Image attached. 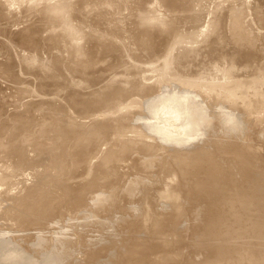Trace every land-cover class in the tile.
I'll return each mask as SVG.
<instances>
[{
  "label": "rangeland",
  "instance_id": "obj_1",
  "mask_svg": "<svg viewBox=\"0 0 264 264\" xmlns=\"http://www.w3.org/2000/svg\"><path fill=\"white\" fill-rule=\"evenodd\" d=\"M42 1H43V0H0V48H1V49H0V52H1V50H2V51H5V55H6V52L11 53V52H10L11 49H12L13 51H15L16 49L13 48V47H14L13 45H14V43L16 44V42H17V40H18L17 38H20V39L18 40V41H20V42H17V46H18V47H16V48H18V51H19V49L22 48V47H23L24 49L26 48L25 50L22 48V49H23L22 52L24 51V54H25V51L28 49V52H29V49H30L31 52L33 51L32 54L35 53V57H37V50H38V48L41 46V47L39 48V50L41 49V52L38 50V52H39L38 54H43V53H47V54H48L47 58H46V56H44V55H46V54H43V58H42V60H45V61H46V59L50 60V61L47 60L48 62L45 63L48 67L50 66L49 68H51V66H55L54 63H56V61H58L60 57H61L60 59H63V61H64V58H65V60H66L67 62H66V61L63 62L62 60H60V63H59V61H58L56 64L59 63L60 66H61V64H62V67L64 68V70H67V72L65 71V73L68 74V76H71L70 72H68V71H70L71 69H72V70H75V69H76V70L78 71V72H77V71L75 70L76 73H74V71H71V72H73L74 74H77V76H79L78 73L81 72V71L83 70L82 73L85 72V74H86V72L88 71L86 77L88 76L90 79H92V81H93L94 83H95V81H94L93 79H95L97 76H98V78H101V77H102V78L100 79V81H101V80L107 75V76L105 77L106 80L104 79L103 81H101V82L104 83L105 81L107 82L108 75H109V77H110V75L113 76V78L110 77V81H112L111 79H114V77L116 78V76H114V75H117V74L121 73V75H122L123 77L120 75V77H119L120 79L118 78V79L114 80V82L112 81V82H113V84H112L113 86H114L116 83H117V85H118V81H120L121 78L126 77L127 72H128L129 70H131V69H126V70H128V71L124 74V75H125V76H124V75H123V72H125V71H123V70H124L125 68L123 69L122 66H121V65H123V66L125 65V63L127 62L126 59H130V58H128V57H130V56H134V55L132 54L131 51L134 50V53L137 54V56H138L139 58H143V56H144V58H147V57H148L147 59H149L150 62L153 63L152 66H151L150 63L145 64V65H146V67H145L144 64H143V62L146 61L145 63H147L149 60L142 59V61H140L141 59H139L138 62H136V60L138 59V57L136 58V60L133 59V58H135V57H133V58L131 57V59L135 60V61H134L135 63H139V62H140L141 64H143V65H140V63H139V64H136V65H135V66H139V65L142 66V67H139V69H140V68H141V69L137 71L138 68H135V66H134L135 63H133L132 60H128L127 63H128L129 65H130V64H133L132 66L135 68V70H134V68H133V71H132V74H134V77H135V71H137V72L139 73V75L142 77L143 75L146 74L145 72L149 71V69L153 68V66H154V67L156 66L155 68H157V67H160L159 65H161V64H163V66H164V65H165V66L167 65V62L164 63L163 61H162L163 63H161V64L158 63L159 59H160V61H161L162 59H163V60L166 59L165 57H162L163 54H162L161 56H160L159 54H160V53H164V56H167V55L170 53L169 50H167V48H169V49L171 48V49H172V47H173V45H174L175 43H178V44H179V46H178V44H175V45H177V46H175V47H180L181 50H180V49L177 50V48H174V47H173L172 50L170 49L171 54L173 53L172 55L174 56V53H175L176 55H175V57H172V56L170 57L169 55H171V54H169V55L167 56V57H170V58H172V59L175 58L174 61H173L174 64L171 63V62H172V59L168 58V59H169V62H170V65H169V66L167 65V66H168L169 68H171L170 66L174 65V67H172V69H173V68H177V69H175V70L177 71V73H178L179 75H182V74H180L179 71H180L181 68H183V69L181 70L182 72H185V73L188 72V73H186V78H187V79H188V78H189V79H190V78L192 79V76H193V79H192V80H193L194 82H193L192 80H191V81H192V84L194 83L195 85L193 84V85H194V86H193V85L191 84V85H192V86H191V85L189 84V82H190V80H189V81H187V82H188L187 84H189V85H188V88H190L189 86H191V88H194V87H196V86L199 85V84H200L199 86H203V84H204V86H206V84L203 83L204 80H205V81H206V80H208V81H211V80H212V81H213V78H212L213 76H215L214 79L216 80V76H217V75H218V76L221 75V76H220L221 79H220L219 81L216 80V85L220 84V81L222 80L223 77H224V79H225V77H226L227 79H229V81H231L233 84H234V83L236 84V83L238 82L236 85H239V81H240V84H241V83H242L241 80H243L244 83H245L244 85H247L246 82L249 81V80L251 81V79H253V78L256 76L255 74H254L255 76L251 75V74H253L252 72H253V70L255 69V66L257 65L256 63H260V61H261V63L264 65V52H263L264 49L262 48V44H264V0H195V3H194V0H193V1H192V0H188L189 3H187L188 1H183V0H140V2H139V0H138V4H137V5H136L137 0H135V2H134V0H133V1H132V0H70V1H71L70 3L73 5V6L71 5V7H72V9L74 10V12L72 11V9H71L70 6L68 7V5H67V4L69 3L68 0H67V1L65 0V3L68 2V3H66L67 7L70 8L72 12H71V11H69V13L66 12L65 15H63V17L60 16V15H58V14L61 13V12L64 14L63 11H64V10L66 11V9H68V8L65 6V3H64V2H63V4L60 3V4H62L61 6H63V5L65 6V8H64V6L62 7V10H63V11H61V12H58V11H57L56 14H57L58 16H54V15H56V14H52V16H54V17H52V16H50L52 12H51L50 10H48V9H47V6L45 5L47 2H45V4L43 3V2L46 1V0H44L43 2H42ZM47 1H48V0H47ZM51 1H52V3H50ZM51 1L49 0V2H48L47 4H49V5L54 4V5H55L54 2L57 3V2L60 1V0H51ZM63 1H64V0H63ZM72 1H73V3H72ZM33 2H34V4H33ZM35 2H36V3H35ZM61 2H62V1H61ZM125 2H128V3H127L128 5H129V2H130V5L133 3L132 6H133L134 4H135V6H134V7H132V6L129 7ZM182 2H183V3H182ZM185 2L187 3V6H189V7H187L186 4H184ZM40 3H43L46 7H45L43 4L41 5ZM190 3H191V5H189ZM193 3H194V6H192ZM38 4H39L40 7L38 8L39 11L37 10V13H36L35 10L37 9V7H38L37 5H38ZM125 4H126L127 6H126ZM183 4H184V5H183ZM32 5H34V6L36 5V6H35L34 8H32V7H33ZM56 5H58V4H56ZM56 5H55V6H56ZM31 6H32V7H31ZM184 6H186V8H184ZM48 7H49V9H50L51 6H48ZM126 7H127V8H126ZM128 7H129V9H128ZM31 8H32V9H31ZM63 8H64V9H63ZM132 8H133V9H132ZM33 9H35V10H33ZM46 9H47V11H45ZM238 9H240V11H238V14H236ZM30 10H31V11L33 10L32 13L35 11L36 14H35V15L32 14V13L30 12ZM40 10H42L43 14H42V13L39 14V13H40ZM55 10H56V9H55ZM60 10H61V9H60ZM127 10H128V12H126ZM130 10H132V12H129ZM232 10L235 11V12L233 13ZM241 10H242V11H241ZM243 10H244V12H243ZM27 11H29L30 14H29V12L27 13ZM48 11H50V12H49V13H50L49 16H48V14H49ZM38 12H39V13H38ZM152 12H153V14H152L153 16H150ZM161 12H162V13H161ZM231 12L233 13V15H234V14H236V15L232 16V13H231ZM240 12H241V13H240ZM53 13H54V12H53ZM62 13H61V14H62ZM72 13H73V14H72ZM124 13H125V15H124ZM130 13H131V14H130ZM154 13L156 14V16L154 15ZM159 13H160V14H159ZM163 13H165V14H163ZM239 13H240V15H239ZM31 14H32V16H31ZM38 14L41 15V16H44V15H45V16L42 17V20H41V18H39L40 16H39ZM66 14H67V15H70V16H71V15H72V16L74 15L73 17H71V22H70L71 24L69 23L68 26H64V25L61 24V23L64 21V19H61V18H64V17H65V19H66V17H67L66 20H70V16H66ZM126 14H127V15H126ZM128 14H130V15L128 16ZM157 14H158V15H157ZM161 14H163V15H161ZM192 14H193V15L195 14V17H196V16H197V17H199V16L201 17V16H202V17H201V18H198V20H197V18H196V19H195L196 21H195V20L193 21V19H194L195 17L192 16V17H193V19H192V18L190 17V15H192ZM37 15H38V17H37ZM122 15H124V16H122ZM187 15H189V16H187ZM203 15H204V16H203ZM205 15H206V16H205ZM243 15H244V16H243ZM46 16H48L47 19H45ZM59 16H60V17H59ZM118 16H119V17H118ZM157 16H159V17H157ZM161 16H162V17H163V16H166V18H167V16H168V18H170V19H168V18L166 19L165 17L162 18ZM235 16H236V18H235ZM238 16H239L240 18H239ZM259 16H260V17H259ZM51 17H52V18H51ZM55 17H56V18H55ZM112 17H113V18H116V17H117V18H116V19H111ZM121 17H124V18H121ZM152 17H153V18H152ZM156 17L158 18L159 21L156 20ZM160 17H161V18H160ZM189 17H190L192 20H191ZM203 17H204V18H203ZM205 17H206V18H205ZM242 17H243V18H242ZM49 18H50V22H52V24L54 23L53 25H51V23L47 22V21H49ZM72 18L75 19V20H73ZM109 18H110V20H109ZM232 18H233V19H232ZM234 18H235L236 21H233ZM238 18H239V19H238ZM44 19H45V20H44ZM53 19H55L56 21H58V20L61 19L62 22L59 21V23H60V22H61V23L58 24V22H56V21L53 20ZM117 19H120L119 22H115V21H117ZM163 19H164V20H163ZM165 19H166V21H167V24H166V25H168V24H170V25H168V27L165 25L166 27L164 28V25H163L164 22H162V24H161V23H160V20L165 21ZM171 19H172L173 21H172ZM184 19H186L187 22H185ZM187 19H188V20H187ZM200 19H204V20H203V22H204L203 24L201 23L202 21H200V23H199V20H200ZM261 19H262V20H261ZM46 20H47V21H46ZM51 20H52V21H51ZM66 20H65L64 23H65V24H68V21H66ZM72 20H73L74 22H76V23L73 24ZM108 20H109V21H108ZM152 20H154V22H155L157 25L154 24V22H151ZM168 20H169V23H168ZM189 20H190L191 22H189ZM228 20H229L228 23H231L230 21L235 22V23L239 21V22H238L239 24L237 23V25H234V26H236V27H235L236 30H235V28H234V30H233V27H234L233 25H231V24L227 25V24H228V23H227ZM242 20H243L244 22H243ZM260 20H261V21H260ZM43 21L46 23V27H45V24H44ZM111 21H112L113 23H115V25H113ZM156 21L159 22V23H157ZM174 21H175V22H174ZM181 21L185 22V23H184V24H185V27H184L183 22H181ZM77 22L79 23L78 26L76 25ZM110 22H111V23H110ZM170 22H171V23H170ZM173 22H174L175 24H173ZM180 22H181V23H180ZM206 22H207V23H206ZM240 22H241V23H240ZM259 22H260V23H259ZM42 23H43V24H42ZM55 23L58 24L57 26H60V25H61V27L64 26V28H63V27H62V28L60 27V29H59V27H58V28L55 27L58 31L55 30V29L53 28L54 26H56ZM108 23H110V24H108ZM116 23H117V24H116ZM186 23H189V24H186ZM242 23H244V24H242ZM47 24H50V25H49L50 27L47 26ZM72 24H73V25H76V26H73ZM158 24H159V25L161 24L162 27H161V25H160V27H157ZM171 24H173L172 26H175V25H176V27L180 24V25L177 27L178 29L175 27V28H176V33L174 32V31H175V28L172 27ZM177 24H178V25H177ZM41 25L43 26V28H45V29L47 28V29L49 30V33L46 32L44 29H42V28H41ZM70 25H72V26H70ZM152 25H153V26L156 25L157 28H156V27H153ZM181 25H182V26H181ZM203 25H204V26H203ZM230 25L232 26V30L230 29V27H231ZM240 25H241V26H240ZM243 25H245V28H247L246 30H245V28L243 27ZM51 26H53V27H51ZM228 26H230V27H228ZM238 26H240V27H238ZM247 26H248L249 28H248ZM66 27H67V30L72 28L73 31H70V32L67 31V30L65 29ZM68 27H69V28H68ZM73 27H77L78 30H77V28L75 29V28H73ZM170 27H171V28H170ZM227 27H228L229 29H228ZM237 27L239 28L238 31H237ZM22 28H27L28 30L26 29L25 32H24V29L22 30ZM49 28H50V29H49ZM160 28H164L165 30H166V28H167V30H166V31L164 30L165 32H163V29L160 30ZM226 28H227V29H226ZM240 28H242V29H244V30H242V29H240ZM250 28H252V30H251ZM20 29H21V30H20ZM41 29L43 30V32H46V33H48V34L44 33V34H46V35L44 36V35L42 34L43 32L40 33ZM61 29L63 30V32H65L64 34H66V32H67V34H66L67 36L65 35L66 37H68V36L71 37V36H72V37H74V38H76V39L83 38V39H80L81 42H78L79 44L77 43L78 45L82 44L84 41H86L87 44L84 42V44H83V48H81V47L79 46V47L81 48V51H79V49L76 48V46H78V45H76V44H75L76 41H74V40H76V39H73V38H72V41L74 42V43H73V42H70L71 39L68 37L69 40H70V41H68L67 38H65V36H61V35H63L62 31L59 32V30H61ZM64 29H65V30H64ZM168 29H169L170 31H168ZM15 30H16L17 32H19V31H21V32H20V33H17V35H15V33H16ZM18 30H19V31H18ZM50 30H52L53 33L57 34V36H56L55 34H53ZM225 30H229V31L231 30V31L234 33L233 36L231 35L232 32L230 33L229 31H225ZM239 30H240V31H239ZM241 30H242V31H241ZM250 30H251V32H250ZM22 31L24 32V34H23L24 36H23V35H20L21 33H23ZM29 31L33 32V33L31 34V37H33V41H29V42H32V44L36 45L35 47H34V45H32L31 43L28 44V42H25V40L22 39L23 37H24V38H26V37L28 38V37H29V36H28V35L30 34V33L28 34ZM56 31H57V32H56ZM167 31L171 34V35L169 34L170 36L167 34V35H168V38H167V35H166V33H168ZM247 31H248V32H247ZM252 31H253L254 33H253ZM71 32H72L74 35H72ZM157 32H158V33H157ZM171 32H173V33H171ZM180 32H181V33H180ZM226 32H227V33H226ZM228 32H229L230 35H231V36H229L230 38L227 36ZM237 32H238L239 34H238ZM241 32H243V34H242ZM245 32H246V33H245ZM255 32H258V33H255ZM50 33H52V34H50ZM60 33H62V34H60ZM79 33H80V35H78V36H79V37H78L77 34H79ZM247 33H248V34H247ZM11 34H12V35H11ZM27 34H28V35H27ZM59 34H60L59 37H61V38L64 37V38L66 39V40H65L64 38L62 39V43H65V44H63V45H62L59 41L57 42V40H58L57 37H58ZM69 34H71V35H69ZM179 34H180V35H179ZM219 34H220V35H219ZM225 34H226V35H225ZM240 34H241V35H240ZM244 34H245V35H244ZM249 34H251V35H249ZM252 34H253V35H252ZM257 34H258V35H257ZM9 35H11V36H9ZM14 35H15V36H14ZM18 35H20L21 37H20V36L18 37ZM51 35H52V36H51ZM53 35H54V36H53ZM75 35H76L77 37H76ZM113 35H115V36H114L115 38L113 37ZM118 35H119V37H118ZM176 35H178L179 37H178V36L176 37ZM218 35H219V36H218ZM236 35L240 36L242 39H240V40H239V39H235V38H238V36L236 37ZM242 35H243V36H242ZM254 35L256 36V37H254V38H257V41H259L258 43H260L261 40H262V42H263V43H260L259 47H261V49L258 48L259 50H257V48H256L258 45H257V44L255 45V43H256L257 41H256L255 39H253V37H252V36H254ZM260 35H261V36H260ZM22 36H23V37H22ZM25 36H26V37H25ZM43 36H44V37H43ZM46 36H47L48 38H47ZM171 36H172V38H171ZM258 36H259V37H258ZM9 37H10V38H9ZM15 37H16V38H15ZM49 37H50V38H49ZM51 37L54 38L53 40H55V37H56L57 40H56L55 42H56L57 47H55L56 45H54V47H53V46H52V45H53L52 42H51V44H49L50 41H52V40H51ZM59 37H58V38H59ZM117 37L120 38V41H117V42L120 43L121 41H122V42L124 41L123 43L127 44V46H128L127 49H129V48L132 46V49H133V50H132L131 48H130V52H129V50H127V49H126L127 51L122 50V48L124 49V48H126L127 46H126V47H123L125 44L123 45L122 43H121V44H118L117 42H115L116 39L119 40ZM175 37H176V40H174ZM249 37H250V39H249ZM251 37H252V38H251ZM12 38H14V41H16V42L13 41V42H14L13 44H11V42H10V41L13 40ZM27 38H26V39H27ZM43 38H44V40H43ZM45 38H46V39H45ZM84 38H85V40H84ZM109 38H110V41H107V40H109ZM113 38H114V39H113ZM161 38H164V39H161ZM214 38H215V39H214ZM228 38H229V39L232 38V41H234V42L232 43L231 40L228 41ZM8 39H9L10 41H9ZM11 39H12V40H11ZM16 39H17V40H16ZM122 39H123V40H122ZM160 39H161V40H160ZM172 39H173V40H172ZM212 39L215 40L216 42L213 41ZM226 39H227V40H226ZM233 39H234V40H233ZM243 39L246 41V43H245V41H244ZM247 39L250 40V41L247 42ZM251 39L255 40V42H254V46H256V47H253V48H252V46H253V45H252V42H253V41H252ZM6 40H7V41H6ZM21 40H22V42H21ZM34 40H35L39 45H38ZM59 40H60V39H59ZM64 40H65V41H64ZM112 40H114V41H113V42H115L114 44L117 43L118 45H122V48H121V46L118 47L117 44H116V45H117L116 47H115V45L113 46V42H112ZM165 40H166V41H165ZM235 40H236V42H235ZM237 40H239V41H237ZM242 40H243V42H242ZM5 41H6V43H5ZM8 41H9V42H8ZM23 41H24V42H23ZM66 41H67V42H66ZM77 41H78V40H77ZM82 41H83V42H82ZM169 41H171V43H170ZM211 41L214 42V45H215L214 48H216L215 52H213V50H214V49H212V47H213L212 43H213V42H211ZM230 41H231V42H230ZM251 41H252V42H251ZM3 42L5 43V45L2 44ZM33 42H34V43H33ZM53 42H54V41H53ZM101 42H106V43H104V44L102 43L103 46H101V45H102ZM110 42H111L112 44H111ZM167 42H168V43H167ZM172 42H174L173 45H172ZM229 42H230V43H229ZM249 42H251V45H250ZM20 43H21V44H20ZM22 43H23V44H22ZM25 43H26L27 45H25ZM57 43H58V44H57ZM71 43H73V44H71ZM88 43H89V45H88ZM94 43H95V45H94ZM142 43H143V44H142ZM243 43H244V44H243ZM247 43H249V45H250V49L248 48ZM1 44H2V45H1ZM6 44H8V45L10 44L9 46H12V47L10 48V47H8V45H6ZM18 44H20V45H18ZM67 44H70V45H67ZM85 44L88 45V46H91L92 49H93V51H91L92 49H90V47L86 46ZM90 44H91V45H90ZM97 44H99L100 47H97V46H98ZM167 44H169L170 46L168 47ZM208 44H210V45H208ZM230 44H231V46H229ZM233 44H234V46H233ZM239 44H241V45H239ZM242 44H243V45H242ZM3 45L5 46L4 48H5L6 50L9 49L10 51H6L4 48H3V49H4V50H3V49H2ZM24 45H25L26 47H25ZM28 45H30L31 47H29ZM50 45H51L54 49H53ZM64 45H67L68 50L66 49V46H64ZM72 45H76V46H74L76 49H75L74 47H71ZM104 45H105V46H104ZM108 45H109V47H111V49L108 47ZM143 45H144V46H143ZM166 45H167V46H166ZM171 45H172V46H171ZM198 45H199V46H198ZM15 46H16V45H15ZM19 46H20V48H19ZM32 46H33V47H32ZM38 46H39V47H38ZM61 46H63V47H61ZM68 46H69V47H68ZM84 46L87 47L86 49H88V50H86V49L84 48ZM106 46H107V50L110 51V52H112V54L106 50ZM154 46H155V47H154ZM159 46H160V48L163 47V46H166L167 48H166V47H165V48L163 47V48L160 49ZM183 46H184V47H183ZM197 46H198V48H199V51L196 50V47H197ZM208 46H210V47L208 48ZM246 46H247V47H246ZM7 47H8V48H7ZM27 47H28V48H27ZM36 47H38V48H37L35 51H34L33 49H31V48H34V49H35ZM50 47H51V48H50ZM93 47H95V50H94ZM96 47H97V48H96ZM101 47H102V49H104V48H105V49H104V50H101ZM103 47H104V48H103ZM112 47H113V48H112ZM114 47H115V50H116V48H117V50H116L117 52H116L115 50H113ZM187 47H191V48L193 47V48L190 50V48L188 49ZM227 47H229V48H227ZM232 47H233V49H232ZM234 47H235V48H234ZM236 47H237V48H236ZM43 48H44V49H43ZM45 48H46V49H45ZM56 48H57V49H58V48H62V49L65 48L66 50H65V49H64V50L66 51V54L69 53L71 56H70L69 54H67V56H66L65 52H64L62 49H58V51H61V52L63 51L62 53L65 54V56H66L67 59H68V60H67L65 56H61L62 53L57 52V49H56ZM69 48H70V51L73 52V54H71V52L69 51ZM72 48L75 49L76 51H75V50H72ZM108 48H109V49H108ZM119 48H120L121 50H120ZM182 48H184V51L186 50L185 52H188L189 54H188V53L186 54L185 52H183V49H182ZM186 48L188 49V51H187ZM194 48H195V49H194ZM198 48H197V49H198ZM246 48H247V50H248V49H249V50L246 51ZM42 49H43L44 51H43ZM83 49H85V50L87 51V53H86V51H84ZM96 49H97V50H96ZM99 49H100V52H101L102 54L105 53V55H103L104 58H106L105 56L107 55V58H106V59H104L102 56H100V60H101V58H103V59L105 60L106 63H105L104 61H102L103 59L101 60L102 62H100V61L97 59V58H99V57H98L99 55H102V54H100ZM164 49H165V50H164ZM193 49H194V50H193ZM222 49H225L226 51H225V50H222ZM230 49H231V50H230ZM20 50H21V49H20ZM47 50L50 51V52L48 53ZM111 50H113V51H111ZM118 50H120L119 52L122 51L121 54L118 52ZM159 50H160V52H159V53H156V52L159 51ZM166 50H167V51H166ZM173 50H174V51H173ZM195 50H196L198 53H196ZM201 50H202V51H201ZM228 50L230 51V53H229V54H228V53L225 54L226 52H229ZM233 50H235V51H233ZM244 50L246 51L247 57L250 56L249 58H247V57H246V58L243 57V56L245 55V54H243ZM255 50H256V53H257V54H256V53L254 52L256 56H254V53H253V54L250 53V52L255 51ZM262 50H263V51H262ZM13 51H12V52H13ZM16 51H17V50H16ZM16 51H15L14 53H16ZM51 51H54V55H56V56H53V55H52L53 53L51 54ZM90 51H91V52H90ZM94 51H96V52H94ZM97 51L99 52V54H97ZM123 51H125V52H123ZM149 51H150V53L156 51V52H154V53H156V54H154L155 58L152 56L153 54L150 55L151 57H153V58H151V59L149 58L150 56H145V55L150 54ZM161 51H162V52H161ZM178 51H179V53L177 54ZM190 51H191L193 54L195 53V54H196L195 57H198V58H195V59L193 58V56H194L195 54H194V55L192 54V56H190V54H191ZM193 51H194V52H193ZM222 51H223V52H222ZM232 51H233V52H232ZM237 51H238V52H237ZM258 51H260V52L258 53ZM19 52H20V51H19ZM31 52L28 53V54L32 55ZM74 52H75V53L77 52V54H75ZM79 52H80V53L83 52V54H80ZM88 52H89V53H88ZM92 52H93V53H92ZM127 52H129V53H127ZM141 52H142V54H141ZM144 52H145V53H144ZM146 52H147V53H146ZM167 52H168V54H166ZM180 52H181V53H180ZM209 52H212L213 54H212V53L208 54ZM220 52H221V53H220ZM234 52H235V53H234ZM248 52H249V53H248ZM1 53L3 54V52H1ZM1 53H0V57H1V56L4 57V55H1ZM9 53H7V55H9ZM20 53H21V52H20ZM55 53H56V54H55ZM58 53H59L60 55H57ZM78 53H79V54H78ZM84 53H86V54L88 55V56H87V55L85 54L89 59L86 58V56L84 55ZM95 53H96L98 56H97ZM117 53H119L118 55H121V56H118ZM122 53H123V54H124V53H127V54H129V55H128L127 58H126V55H127V54H126L125 56H122V55H123ZM182 53H183V54L185 53L186 55H189V56L191 57V58H190V59H191V61H190V65H192V64L194 63V67L192 66L193 69H191V70H193V71L196 70V71H195L196 73L194 72V73H195L194 75H193V71H192V72L190 71L192 75H191L190 72L188 71V68H190L191 66H190V67H186L187 64H185V63H188L190 59H189L188 57H186V55H183ZM199 53H201V54H199ZM238 53H239V54H238ZM12 54H13V53H11V55H12ZM16 54H18V53H16ZM22 54H23V53L18 54V55H14V54H13L14 57H13V56H8V57H4V58L1 57V58H0V66H2L1 69L3 68L2 71H6V72H2V73H4L6 76H5L4 74H2V73L0 74V75H2V76H0V77H4V76H5V77H4V78H5V82H4V83H5V86H4V83L1 81L2 78H0V95H2V94L4 93L2 96L5 95V97H6V98H4V97L0 96V144H1V143H5V144L8 146V144H15V142H16V143H19V142H20L19 140H22V139H23V141L26 139V140H27V141H25L26 143L29 142L28 139H30L31 142H29V143H32V139H33V143H32V144H29L28 146H32V147H34V149H36V147H38L39 144H42V146L45 147V148H44V147H41V145H40L39 147H40L42 150L37 149V150H35V152H36V151H38V152L42 151L43 155L45 154L46 157H47V156H48L49 158L52 157L51 160H53V158L56 157V156L58 155V159H56V158H57V157H56L55 160H53L54 162L49 160V162H50V163H49L48 160H47L48 158L46 159L47 161L44 160L45 158L42 157L43 155H42V153L40 152V154L37 153V154H38L37 156H38V157H42V158H40V159H37L38 157L35 158V159H36V162L39 161V162L36 163V162H34V161H35V160L33 159L34 157H33V158H30V157H32V155H35L34 150L31 149V150L29 151V149H30L31 147H27V146H26L27 148H25V145H27L28 143L26 144L25 142L21 141V143H22V142L24 143V144L22 143V145H24V147L19 146V144H16V145H18V147L15 145V146L17 147V149L15 148V150H16V151L21 150V154H20V152H18L19 154L16 153V151H15L14 149H12L13 147H15L14 145L9 146V147H12L11 149H9V147H5V151H4V147H2L4 152L7 151L6 149H9V151H10V150H11L12 152L15 151L14 153H16V154H14V153H12L11 151H10L11 153H9V151H8L7 154H4V155H5V158H7V155L9 156V154H11V155H13V156H10L11 158H12V157H13V158H16V157H17L16 160L20 159L21 156H22L23 148L26 149V150H25V149H24V150H25V152H27V153H30V152L32 151L33 153H32V152L30 153V154H32V155L24 153V154H26L25 159L27 158L28 161H24V160H22L23 157H22V159H20V161H15V159H12V162H13V160H14L15 162H17V164H16V163H13V165H14V164H15V165L12 166V167H11V165L9 166V162H7V161H9V160H10V162H11V159H9L10 157H9L7 160H4V161L7 162V163H5L3 160L0 159V161H1L0 164L3 165V166H2L3 169H4V167H6V166H8L7 168H10V169H5L7 172L9 171L8 173H6V172L4 173L3 171H2L1 173H3V174H10V172H11V171H10L11 168H12V170H14V171H12V172L15 173L16 171H15V168H14V167L17 166L16 168L19 169L20 167L23 168V165L27 166V165H28L27 162H30L29 158H30L31 160H33V161H32L33 164H31V163H30V164L33 165V170H35V172H36V168H37V167H39V166H43V165L47 166V168H49V169L52 168L53 166H52V167H49V165L52 164V163L55 165L54 167H56V169H57V165H58V168H59L60 170H58V169H57V170H58L59 172H61L62 169L65 170V171H66V170H70V171L72 172V173H71L70 171H66V173H64L65 171H64V172H61V173L65 174V176L62 174L64 180L61 179L62 177H58V176L61 175V173H58V172H57L58 174L56 173V174H57L56 176H57L58 178H55V175H54V178H53V179H56L57 181L53 182L54 180L51 181V179H49V178H51V176H50V175L52 174L51 171L56 172L57 170H56L55 168H54V169H51V171L49 170V171H50V173H49V171H47V170H48V169H47V170H46L47 173H46V174H45V173L43 174V171H45V168H46V167H45V168H42V167L40 168V167H39V169L41 170V172H40L39 169H37V170L39 171V173H38V172H37V173L34 172L35 175H37V177H39V176H40L39 174L42 173L41 178L43 179V177H42L43 175H44V178H45V179H43V180L53 182V183H52V186H51V184H47L48 182L46 183L48 186H47L46 184H44V185H43L44 187H42V188H44L45 190H44V189H43V190L40 189L41 193L39 192V189H38V188H41V185L38 184V183H40V182H39V181H38V182L36 181L37 179H40V178L35 177V175L33 174V170H32V168H30V170H29V168L27 167V170H28L30 173L32 172L31 175L33 174L34 176H33V175L31 176L29 172L27 173V171L25 170V168H24V169L20 168L19 170L16 169L17 172H18V171H19V172H18V173L16 172V174L13 173V174H14V177H13V176H10V175H13V174H10V175H3V174H2L3 176H6V179H7V180L10 179L11 186H12V187L14 186V188H16V190H13V189H14V188H13V189H10V191H9V188L7 189V187L9 186L8 183H10V182H9V181H5L4 179H2V178H1L2 175H1V173H0V178L2 179V181L4 180V181L6 182V185H5V182H4V181L2 182L1 179H0V181H1L0 186H1V184L3 183V184H2V189L0 188V191H3V192L0 194V198H1V199L4 198V197H3L4 195H6L7 198H8V199H7V198L5 197V202H4V200H3V202L0 200V202H2L0 205H2L3 203H6V202H10V203H6V204H9V205L12 206V207H11L12 210L9 209V210H11L12 212L9 211V210H7L6 213H5V211H6L7 207H8V205L5 206V204H4L2 207L0 206V208H1V209H0V213H1V214H0V217H1L3 214H4V215L6 214V217H5V216H2V217H5L4 219H5L6 221H4V222L7 223V224L10 223V222L12 223V221H10V220L8 221V219L12 218V220H13V219H15V218H13V217H15V216L17 217V215H15V213H16V212L18 213L20 210L18 211L16 208H19V207L22 206V205H20V204H21L22 202L25 201V199H23V198H25L24 196L27 195V194H25V195H23L22 193H21V194H18V195H20L19 198H18V196H12V195H13V194L17 195V194H16V193H17L16 191H18V190L21 189V190H25L24 192H28V195H27V196H29V195L32 196L31 193H29V191H30V188H29V187H31V186H30V185H27L28 183L26 184L24 181H22V180H24L25 177H26V179H28V178L30 177V179L32 180V183H34V182L36 181L37 184L40 186V187L38 186V188H37V187H36V184H35L36 189H38L37 192H36V191H35L36 189H35V187H33L34 185L31 183L30 179L27 180L28 182L30 181V183L33 185L31 189L34 188V190H33V191L31 190V191H32V192L35 191V195H36L38 192H39V194H38L39 196H40V195H44L43 197H42V196H41V197H36V196H37V195H36L35 197H36V199H38V201H39L40 198H42V199L44 198V200H42V199H40V200H42L43 202H44V201H47V202H48L52 197H56V196H57V195L55 194L56 192H57V193H58V192H61L62 195L64 194L63 196L61 195V196L56 197V200H55V201H54V198H52L53 201H52V202H49V203H51V204H50V207H49L48 203L44 202V203H46L45 205L48 206V207H46V209H47V208H50L51 210H50V209L44 210V209H45V205H44L43 202H40V203H43V205H44V206H43L44 208L41 207V209L43 208V209L41 210L39 207L42 206V204H40L39 202H37V200L35 201V200H34L35 198H33V197H34V196H33V197H32V198H33V201H35V204H36V205H34V207H35L34 209L36 210V207L38 208L37 210H39L38 212L41 214L40 216H38V212H37V210H36L35 213L33 212L34 210H33V211L31 210V209H33V208H32L33 203L31 202L32 205L29 204V203H30L29 201L32 200L31 197H30L31 199H29V197L27 198V196H26V200L29 199V200L26 201L29 205H27L26 202H25L26 204H25V203H22L23 206H24V208H23V206H22L21 208H22L23 210H25L26 213H27V210H31V211L33 212V214L37 215V217H41L43 214L45 215V214H46V211H49V213H51V212L54 213L53 215L56 214V215H55L56 217H54L52 214H50L51 216H53V220H54L55 222H54L53 220H52L53 222H51V220L48 219V218L50 217V215H48V216L46 215L47 217L44 216L43 218L41 217V221H42V222H44V221H47V222H48V221H49V223H51L50 226H49V223L47 224V223L44 222V224H43V223L40 222V220H39V222H40L41 224H43L44 227H45V224H46V226L48 225V228L45 227L46 230L44 229V231L42 232V233H43V234H42V237H39V236H41V235H38V231H37V230L42 229V225H39V222H37V221H38L37 217L35 218V219L37 220V221H36L37 223H36L35 220H34V217H33V218H31V217H27V216L25 217L24 215H26V214H23L24 211H23L22 209H21V210H22L23 212H22V213L19 212V213H21V214H18V217H17V220H18V221H19V219H21V218H19V217L21 216L22 218H25V219H26V221L23 222V224H24V223H28V222H30V219H31V221L34 220L33 222H35V224L41 226V227H38L39 229H37V230L34 229V226H32L33 228L30 226V228H32V229H28V232H29V230H31L32 234H31V233H30V234H31L33 237H34V236L37 237L35 240H34L35 237L32 238L31 236H29L30 234H29L28 232H26L27 230L24 231V228H23L24 226L21 225L20 222L17 221V223H20V224H19V227H20V228H23V229H20V230H21V231H20V230H18L17 228H15V227H18V226H15V225H14V224L16 223V219L13 220L14 223H12V226H14L15 229H14V228H12V229L15 230V231L18 230L17 232H20V233H21L22 231H23L24 233L26 232L27 234H29V235H28V236H29V239H28V236H26V235H22V237L25 236L24 239H23V238L20 236V234L17 233V232H16V235H15V233L11 230V226H10L11 224L8 226V225H6L5 223H3L4 226H6V228L3 227V226H1V229H3V228L6 229V230H3L4 232L6 231V233H7V231H9V232L6 234L8 237H10L11 234L15 235L14 237L11 235V236L13 237V242L10 243V244H11L10 246L12 247V248H11V247H10V248H11L12 250H14V248H13L12 245H16V247L18 246V248H19L20 244H19L18 242H19V240H20L21 238H22L21 240H23V242L21 243V246H20L21 249H19V251L22 250V248H23V251L25 250L24 247H25V245H29L28 243H29L30 239H31L32 244H30L29 246H26V247H25L26 249H28L30 246L32 247V245H33V247L35 248L36 246H34V244H35L36 240H37L38 238H41V240H42L43 236L45 237V238H43V240H44V241H42L43 243H41V244H43V245L40 246L39 243H36L35 245H37V247H39V246H40V247L37 248V249H34L35 251L32 249V251H34V252H33V253L31 252V256H32L33 259H35V258L33 257L32 254H34V253H38L37 251H39V252H41L40 255H42V256L44 257L45 260H43V257L40 256L39 253H38V256H40V257H38L37 254H35L34 256H37V257H36L37 260H36L35 263L33 262L32 264H38L37 261H41V260H42V261L39 262L40 264H41V263H42V264H47L48 261H49V264H50V262H51V260H52L51 256L54 257V256L57 255V253H58V256H56V257H57V259H56V260H57V263H56V264H73V263L75 264V262H77V264H78V261H79V264H80V263H81V264H83V263L86 264V263H87V262H86V261H87L86 259H88V262H89V260L92 258V256H91L92 254L89 253V252H90V249H91L90 242H91V245H92V242H93V244H94V243L96 244V242H97V241H93V236H94V238L96 237V239H94V240H98L100 244H99L98 246H95V244L92 245V249H91V250L93 251V249H96L97 247L100 249V247L103 246V248H101V250L103 249L102 251H104L105 253H106V252H109V253H110V250L113 249V250L111 251V252H113V254H112V253H110V254H109V253H106V254H108L109 256H113L112 258H114L115 256H118L117 259H116V258H114V259L117 260L118 263H120V261L122 260V259H121L122 255H123V256L126 255V254L124 255V253H125L126 251H128L129 244L132 242V241H130V238H129V237H133L132 240H133V241H136V240H138L139 238H138V239H135V240H134V238H137L138 236L141 235V234L139 233V231H140L141 228H138V227H140L139 222H141V221L136 220V219H139V218L142 219L143 217L145 218L146 215H148V213H149L150 215H151V214L153 215V213H154V215H155V211H156V216L159 215V212H161L162 214L164 213V215H165V210L167 211V209H164V208H165L164 206H166V208L170 206V207L168 208V211H167L168 213L166 212V213H167V214H166L167 217L164 216V215H162L161 213H160L161 215H159V217H160V216H161V217L164 216L165 218H168V217L171 218L170 215H169V214L171 213L170 211L174 212V211L172 210V209H173L172 207H175V209H176V204H177V203H176V204L174 203V204H175V206H174V204H172L174 200H173V198H171L170 196H174V197H175V196H179V194H177V193H181V192H179L180 190H178V189H181V188L184 189V191L186 190V191H185V194H184V191L181 189L182 192H183V193H181V194H183V196H184V198H183L184 201L181 199V198L183 197L182 195H181V196H182L181 198L178 197V198L180 199V201L183 202V203L181 202V204L184 205V204H186V202L188 203L189 201L192 202V204H194V201H193V200H191L189 197L186 198L185 195H187V194H188L187 191H189V189H186V188H187V187L190 188V186L193 184V183H192V179H191L192 176H193V177L195 176L194 178H195V179H198L197 175H199L200 173L194 174V172L196 173V171H194V172H193V175L187 174L186 177H187L188 175L191 176V177L188 176L189 179H187L188 177L185 178L186 180H188V181H186L185 179H181V178H183V175H182V177H180V175H177V174H178V172H177L178 170H177V169H175V171L173 170L175 166H178V164H179V165H182V163H184L183 161L181 162V160H180V158L183 160V156L180 157L181 153L183 152V150H181V147H183V148H184V147H185V148L187 147L186 149L184 148V153H185V150H187V149H188L187 152H189V149H190V150H195V152H194V151H190V152L187 153V154H190V153H194V154H196V152H197L198 154H199V153H200V154H205L206 152H208V151L206 150V152L203 153V151H205V150H204V147H205V146H207L208 148H207V147H206V148L209 149V150H210V147H212V146H215L214 148H216V146H218V147L216 148V151H217V152H214V153H213V151H215V149H212L213 151H212V153H210V154H217L218 156L215 155V156H216V159H218V161H219V158H220V163H221V158L223 157V153H224L225 148H227V145H226V146L224 145V143H225L226 141H221V142L219 141L220 144H221V147H222V150H221V147L219 146L218 141L216 140L217 137H218V140H222V139H224V140L229 141V143H230V144H228V142L226 143V144H228V150L226 149V151H225V153H224L225 155H224L222 161H225V160L227 161V159H228V160H229V159L232 160L233 157H235L234 154H233V157L231 156L232 158L229 157L230 155H232V154H231L232 152L234 153V151H237V150H238L236 147L234 148V146H237V147L239 148L241 145H246V144H247V146H244V147L241 146V147H242L243 149H244V148H247V147H248V149H251L252 146H251V148H250L248 144L254 141L253 143H251V144H253V147H254L253 149H255V147L257 148L258 151L261 149V150H260V153L256 152V153H258V154H255L257 157H256V156H254V157H256L257 159H260V158H261L262 160L264 159V147H260V146H264V139H263V138H264V135H263V134H264V130H263V129H264V118H263V119H260L261 116H263V115L260 114V112H261V111L264 112V107H263V105H264L263 102H264V101H263V99L260 97V95H261L262 93H260V95H259V93H255V91H256V90H254V89L256 88V87H255V88H252L251 90L249 89V93L252 94V91H253V93L255 94V96H252V97L250 98L247 94L244 95V94L246 93V91H248L247 88H248L253 82H256L257 80H260V79H258V78H261V77L264 75V74L262 75V73L264 72L263 70H262V73H261V74H260V73H259V74L256 73V72H258V71L261 72L260 69L258 70L259 65H260L261 63L258 64L257 71L254 70V72L256 71L255 73L257 74L258 77L256 76L257 78H254V81L252 80L251 84L247 85V87H246V86H243V85H242V86L239 85L240 87H245V88H246V89H244V90H246L245 93H244V92L242 93V90L239 91V89H238V91H239V92H238L235 84H234V85H235V87H234L233 84H232L231 82L229 83V81H227V83H226L225 81H226L227 79H226V80H224V79L222 80V81H224L225 84L228 85V87L231 88V86H233L234 89H230V88H229V89H230V92L234 90V91H233L234 93L236 92V93H239V94H240V95L237 94L238 96H237V95H235V96H237V97H241V95H242V97L245 96V98H246L247 100H248V97H249V99H250V100H248V101L245 99V100H246V101H245L246 104H244V103H243L244 100L242 101L241 99H239V98H237V97H234V95L232 94L233 92H231V94H230L229 92H228V93H225V95H228V94H229V98H230V99H226L227 101H228V100H231L233 103H236V102H237V105H238V104H239L238 100H239V101H242V103H243V104L240 103L241 105H246V106H247V107H243V106L239 105V106H241V108H240L239 106H237L238 111H236V112H235V111L230 112L229 110H227V112H229V113H234V112H235V114H236V115H233V114H232L233 116L230 117V118L228 117V115L230 116V114H228V113H224V112H223V111H226V110H225L226 107H230V106H226V107H225L224 104H223V102L225 101V103H226L227 101H226L225 99L223 100V97H220V96H219L220 92H223V93H224L225 91L227 92V90H225V88H226L225 85H223L224 83L221 82L220 86H221V85L224 86V87L221 88V87L215 85V81H213L214 83H213V82H212V83H209V82L206 81V83L210 84V87H211V84H213L214 86H212V87H214V88L217 87V90L221 88L222 91H219V90H218V94H217V95H218V97H219V100H218L217 95L215 94V91H213V92H214V93H213V94H214L213 97H214L215 95H216V97H217V99L214 97L216 100L213 99V101H215V102H213V101H211V100H212V96H211V94H208V93H211L212 91H208V89H210V88H208L209 86H207V88L205 87V88L203 89V92H205L206 89H207L208 93H207V91H206V93H207L209 96H211L209 101H211L212 103H209V105H208V104H207V101H208V100H207V101L205 100V101H203V102L201 101V102L204 103V104H202V103L200 102V105H203V107H205V108H204V111H205V112H206V110H209V111L206 112V113H209V112H210L209 114L211 115V111H213V110L215 111V110L217 109L214 103H216L217 100H218V102L216 103L217 105H220V104L222 103L223 105H220V106H221V107H224V109H223V108H220V110H216V111H218L219 113H217V112H216V113L214 112V113H215V114H218L216 117H219V119H222V120H223V121H221V122L224 123V126H226L225 124H227V120H226V119H225L226 122H224V121H225V120H224V117H225V118L228 117V118H227V119H228V122H229L228 124L231 123V124H230L231 126L227 124V127H229L228 130H230V132H229L228 130H225L224 126H222V128H223V129H222V128L218 125V124L220 123V122H219L220 120L217 119L216 117H214V118H215L214 121L217 122V120H219V121H218L219 123H218V122H217V123H216V122H213V123H215L216 125H214V124H212V125H214V126L211 125V123H210V122H211V121H210L211 118H210V117L215 116V114H214V115L212 114L213 116H210V117L208 116V119H207V118H206V117H207L206 115H209V114H206V113L201 112V113H203L204 115L206 114V115L204 116V118H206V119H204V118H202L203 116H202L200 113H198V114L195 113V111H196L197 109L192 110V109L195 108L194 106H198V107L200 106V105H198L199 103L196 104L197 102L200 101V99H201V100H202V98H203V99H206V98L209 99V96L206 95V97H205L203 94H206V93L201 92V91H202L201 89H202L204 86H203L202 88H201V87L196 88V89H198L197 91H194V89H191V90H192V91H191V90L188 89V88H185V89H184V87H187L186 82L184 83V81L187 80L186 78L183 77V76H184V73H183V76H182V79H181L182 81H179V84H177V83H175V82L178 81V80H179L178 77H181V76H178L176 73H175V74H172L173 71H174V69H173V71L171 70L172 72H169L170 70L168 71V70L166 69V68H168V67H166L165 69L163 68V69H162V73H161V68L156 69V72L160 70L159 74H158V72H157V73H156V72H155V73L153 72V73H154V74H153V73H152V70H150L151 73L148 74V73H149V72H148V73L146 74V75H148V76H143V77H147V78H143V77H142L143 79L146 80V81L144 80V82H147L148 78L151 79L153 76H154L153 78H157V77H158L159 80H160V79H161L160 76H161V75H162V76L165 75V74L167 73L166 71H168V72H169L168 74H170V73L172 74L171 76H170V75L168 76L167 74L165 75V76H167V81H168V82H167V81H166V82H167L168 84H167L166 82H164L166 85H165V84H162L163 82H162V83L159 82L158 79H157V80L152 79L151 81H148V82H156V81H157V83L159 82V83L162 85L163 88H160V89H158L157 87H156V88L153 87V88H154L155 90H156V89H158V90H161V89H162V91H158V90L155 91V90H153V88H150V89H149V87L147 88V86H149V83H141L140 86H139L138 88H143L145 84H146V85L148 84L147 86L145 85V87H144L145 89H147V90L149 89L148 91L152 90L153 93L157 92L158 95H159L160 97H163V96L166 95V94L164 93V92H165L164 89H167V90H168V86H169V90L173 91V90H175V89H171L170 86L174 88V87H176V84H177L178 86H179V85H180V86H183V89H181V91L183 90V91H182L183 93H181L182 95H184V92H187V93L190 95V97H188V94L186 93V97H184L185 95H184V96L181 95V96L184 97V98H187V97H188V100L191 102V104H189V107H193V108H191V109H189V110H190L191 112L195 113V114H193V115H196V114L199 115V114H200L202 117H200V115H199V117H200V119H198V122H199V123L197 122V118H199V117L196 116V117H194V120H192L193 122H189V125H190V126H187L188 123L185 124V127H189V128H191V129H193V130L188 129V130L186 131L187 128H185V130H183L184 127H182V133L185 132V131H186V132H189V130H190L191 133H194V132H195L196 134H198V132H196V129H198V131H200V129H202L203 131H202V130H201V131L204 132V131H205L204 129H206V128H207V130L209 131V130L211 129V126H212V129H213V128H217V127L219 128V129H217V133H216V129L213 130V131H214L213 133H214V134L216 133V138L210 136V135H212V130H210L211 132H210V131H209V132L206 131L207 134L209 133V136H208V137H207V134L204 133V135L206 134V135H205L206 138H209V137L212 138V139H207V144H206V138H205V137L202 138V136H200V134H203L202 132H201V133L199 132V135H198V136H200V137H198L197 135H194V134H193L195 137H196V136L198 137V139H196L197 137H196V138L193 137V139H195L194 142H193V143H194V145H193V143L190 142V138H191V140H192V136L190 135V134H191L190 132H189L190 134H189V133L186 134V132H185V134H186L185 136H187V137L184 136L186 139L183 140L184 137H183L182 139H181V137H182L184 134L182 135V133H181V127H177V128H176V127H175V128L172 127V128H170V129H172V130H169V128H168V127H169V124L166 123L167 121L169 122L168 119H170V118H172V117L174 116V114H172L173 112H171L170 109H172V107H173V105H174V103H172V102H176V101H177V98H179V96H177V95L180 94V93H177V92H181L180 90H178V91H173L174 94H175V92L177 93V94H175L177 98H176L175 96H170L173 92H170V94H169V91L166 90V91L168 92V93L166 92V93H167V96H166V97H168V96H170V97H168V98H165V97H164L163 100L166 99V101H167V99L170 98L169 100H172V101H170V102L168 101V103H169V104L171 103L170 105H172V107L169 106L170 109H168L167 106H168L169 104L166 103V101H164V102H165L167 105H165V103L162 104V105H163V108L166 107V109L170 110L171 113H170L168 110H167V111H164V110H166L165 108L162 109V110H163V113H162V110L159 111V109L162 108V105H160V104H161V98H160L159 96H153L154 98H151V97H152L151 95H155L156 93H155V94H151L152 92H148L147 90L144 91V90H141V89L139 90V89L137 88L138 91H140V92L142 91V92H141V94H138V93H137L138 96L136 95V100L141 101V97H142V99H144V101H145V102H144L143 100L141 101V103H143V105H144V103H146L147 100H149L150 98L153 99V100H149L148 103H146L147 106H145V107L143 108V105H141L140 102H139L140 105L138 104V101H137V104H138V105L136 104V102H135L136 100L134 99L135 97H134V98H131V96H130V97L126 96V98H124V97H125V96H123L124 93L122 94V93L120 92V91H122V89H120V90H118L119 88L117 89V87H119V86L122 87V86L124 85V87H126V88H128V86H129V87H130L129 89H126V88H125V89H126V91H129V93L131 92L132 97H133V96H135L134 94H136V93L134 92V90L136 89V86L134 87V85L137 83L136 81L139 80L140 82H143L142 79H140L141 77L138 78V79H136V81L133 79L134 77H133V78L130 77V78H132L131 81L134 80L133 83H132V85H133L134 83H135V84H134L133 86H132L131 84H130V85H127V82H128V84H129V82L131 83V81H129V78H127V82H126V83L123 82V81L126 80V79H124V80L122 79L121 84H123V83H124V84H123V85L116 86V92H120L121 95H119V93H117L119 96H115L114 94H115L116 92L113 91L111 94H109V96H107V94L103 96V97H106V96H107V97L110 98V95L113 94V95H112L113 100L116 99V98H118L119 100H120V99L122 100V98H123V100H124L123 103L125 102L126 104H123V103L121 102V100H120L119 102H121L122 104H121V103H120V104H117V101L115 102V100H114V102H113V100L111 99L112 97L110 98V99L112 100V101L110 100V104L108 103V102H109V98H108V99L105 98L106 100H108V102L106 101V102H107V103H106V102L104 101V98L101 97V96L104 94V92H106V90H105V89L98 88V86H95V85L101 84L100 86L102 87V85H103V88H105L104 85H106V84H105V83H104V84L101 83L99 80H98L99 82L97 81V82L95 83V85H94V83H93L92 81H91V83H93V84H90V82H88L90 85H88V83H85V85H86V84L88 85V87H87L86 90H85V89H80V87H83V86H84V79H85L84 77H85V75H82V76L80 75L81 77L84 76V77H83V78H84L83 81H81V82H83V83H81L82 86H80L79 84H76L77 82H75V80H74V81L72 80V78H73L75 75H73V77L71 76V79H70V77H69L68 79L70 80L71 84H72V82H74L77 86L79 85V87H77L76 85L73 86V84H72V89H73V87H74V89H76V87L79 89V90L76 89L77 91L75 90V91H76L75 93L78 94V93H79L78 91H80V90H84L83 93L81 92L82 94L80 93L81 95H83L85 91H88L89 94L92 93V92H94V93H92V94H93V97H94L96 94H97L98 96L100 95L99 97H100L101 99L99 98V100H101V101H99V102H100V103H101V102H105V104H106V105H105L104 103H101V105L104 104L106 107H107V104L109 105L108 108H107L108 110L106 109V107L104 108V106L101 107V106H100V103L98 102V100H97V98H96V97H98L97 95H96L95 98H92V99H93V100H92V99H91L92 95L90 94V95L88 96V94L85 92V94H86L87 96H85V94L83 95V97L85 96L84 99H81V100H83V102H82L81 100H80V101L78 100L80 103L83 104V105L81 104L82 106L79 105V106H80V109H79L78 106H77L78 108H74V107H73L74 110L77 109L76 111H79V112H76V113H80V112H84V113H85V110H87V108H88V110L90 109V110H89L90 113H95V112L93 111L94 108H95L96 111H98V112L100 111L101 108H102V109L104 108V109H105V110H104V113H106V111H107V113H106V114H104V113L101 114V113H100V116H101V117H100L99 115L97 116L98 118L100 117L99 119H97L98 121H95V120H96L95 118H97V117L93 116L94 114H86V116H87V115H90V116H92V117H95V118H94L95 120H93V121H95V122H99V123H101V121H102V123H103L104 125H105L104 122L106 121L107 124L105 125V127H104V125L101 123L100 126L103 125V126L101 127L102 129H103V128H107V125L109 124V125H108V126H109L108 128H111V127H112L111 129H112L113 131H117L118 129H121L122 132H124V133L126 132L125 134L123 133V137H122V135L120 136L118 132L115 133V132H113L112 130H110V129H108V128H107V129H108L107 131H105L106 129H105V130L103 129V130L105 131V134H104V131H103V133L101 132L102 130H99L101 133H99V131H98V133H95V132H93V130L97 132V130H96L95 128H99V129H100V126H99V124H97V123H96V126H95V125H94L95 123H93V125H94L95 127L92 128V127H93V126H92V122H93V121L91 120V119H93L92 117L89 116V117L85 118V114H84V117H83V114H82V113L79 114V115H81V117H83L82 119H81V117H80L78 114H76V113H75L76 116H78V117H80V118H77V117L75 118L73 115L71 116V114H74L75 111H74L73 109H70V108H71L70 103H71V104H72L73 102L75 103V100H76V98H77V97H76L77 95L74 93V91H73L74 89H73V90L71 89V87H70L71 84L68 85V82H67V84H66V81H68V80H66V79H67L66 77H68V76H64V75H65V74H64V71H62V72H63L62 75H63L64 79L62 78V75H61V73H60V70H58V69H60V68H62V67L59 66V68H58L57 65H56L54 68L48 70L49 68L46 69L47 67L45 66V64H44V66H43V63H44L45 61L41 64L42 61L40 62V61L38 60V63H39L40 65H42V69H43L44 67H46V68H45V69H46V72H44V69L41 70V67H36V66H35V68L32 69L30 64H31V62H32V58H34V57H33L34 54H33V56H29V57H31V60H30L28 57H26V58H28V60L30 61V64H28L30 69L28 70V65L25 66V63H23V62H20V64H19L20 66L17 65L18 63H16V61L19 62V61H21V59H20L19 61H18L17 59H16V61H15V59H13V60L11 59L12 57H13V58H16V56L19 57V58H21L20 55H22ZM24 54H23V56H24ZM26 54H27V52H26ZM28 54H27V55H28ZM92 54L95 55V56L93 57ZM108 54H109L110 56L112 55L111 58H110V56H109ZM113 54H114V55H113ZM140 54H141V55H140ZM179 54H180V56H179L180 59L177 57ZM203 54H204V55L208 54V55H209V56H208L209 58L206 57V56H204ZM211 54H212V56H211ZM217 54H218V55H217ZM241 54H242V56H241ZM248 54H252V55L254 56V57H252V58H255L256 61H258V62H255V61H254L255 59L253 60V62H254V66H253V64H250V63H253V62H252L251 60H248V59H251V55H248ZM68 55H69L70 57H69ZM72 55L74 56V59H75V60H74L73 58H71V57H73ZM80 55H83V58H85V59L83 60L82 57H79ZM90 55H91V56H90ZM115 55H116V56H115ZM181 55L184 56V59L187 58V59H186L187 62L184 61L183 56L181 57ZM221 55H222V56H221ZM226 55H228V56H226ZM236 55H240V56L237 57ZM23 56H22V57H23ZM25 56H26V55H25ZM77 56H78V57H77ZM84 56H85V57H84ZM113 56H114V57H117V58H114V60L116 59L117 61H116V60H115V61L113 60V58H112ZM135 56H136V55H135ZM159 56H160V58H159ZM41 57H42V56L39 55L37 58H40V60H41ZM48 57H50V58H48ZM75 57H76V58H75ZM92 57H93L94 59H93ZM95 57H96V58H95ZM118 57H119V59H118ZM120 57H121V58H120ZM123 57H125V63L123 62L122 64H119V62H122V60L124 59ZM161 57H162V58H161ZM236 57H237V58H236ZM19 58H18V59H19ZM26 58H25V60H26ZM44 58H46V59H44ZM77 58H79V60H80L81 62L87 60V61L85 62V64L87 63V65H85L84 62L81 63L80 61H77V60H78ZM90 58H92L93 61L90 60ZM210 58H212V59H210ZM213 58H214V59H213ZM220 58H222V59L219 60ZM233 58H236V61H235V59H233ZM241 58H242V60H241ZM243 58H244L245 60H244ZM23 59H24V57H23ZM23 59H22V60H23ZM34 59H35V58H34ZM53 59H55V60H53ZM56 59H57V60H56ZM81 59H82V60H81ZM96 59H97V60H96ZM108 59H109V61H110V59H111L112 62H107ZM121 59H122V60H121ZM152 59H154V62L152 61ZM155 59H156V60L158 59V61L155 62ZM176 59H177V61H175ZM178 59H179V60H182V62L184 61V66L186 65L185 67L187 68L186 70H184L185 67H183V65L180 67L181 64L179 65V63H182V62L180 61V62L178 63V61H179ZM193 59H194L195 61H194ZM197 59H198V60H197ZM206 59H207V60H206ZM231 59H233L234 61L231 60ZM8 60H11V61H8ZM25 60H24V61H25ZM28 60H27V61H28ZM51 60H53V62H54V61H55V62L53 63V62H51ZM71 60H72V61H71ZM73 60H74L77 64H80V63H81L82 66H79V65H78L79 67H77V64H75ZM89 60H90V62L92 61L91 64H94V65H91V64L88 62ZM94 60H95V62L98 61L97 63H99L100 65L97 64V63H95ZM119 60H120V61H119ZM143 60H144V61H143ZM166 60H167V59H166ZM192 60H193V62H192ZM210 60H214V61H210ZM229 60H231V61H229ZM238 60H239V62H240L239 64L237 63ZM247 60H248V61H247ZM12 61L15 62V63H12V65L9 66V64H10ZM33 61H34V60H33ZM70 61H71L72 63H69ZM131 61H132V62H131ZM205 61H206V62L209 61L208 64H211L212 69L209 67V65H207V66L205 65V66H204V64H206ZM36 62H37V61H36ZM36 62L34 61V63L32 62V64H35ZM50 62H51V63H50ZM113 62H114V63H113ZM175 62H177L178 64L175 63ZM191 62H192V63H191ZM204 62H205V63H204ZM214 62H215V63H214ZM248 62H249V63H248ZM28 63H29V62H28ZM47 63H49V65H48ZM65 63H69V64H67L68 67L66 66ZM104 63H105V64H104ZM111 63L114 65V66H113V69H112L113 71L115 70L114 73H113L112 70H109V69H111V67H112V66H111V65H112ZM116 63H117V65H116ZM155 63H156V64H155ZM195 63H196L197 65H196ZM15 64H16L19 68H18ZM21 64H24V66L26 67L25 69H27L28 72H29L31 69L34 70V71H36V73H34V71L32 72V70L30 71V72L32 73V74L30 73V76L32 75V76H31V80H33V79L35 78V80L32 81V82H34V83H33L34 86H32V83H30L31 85H30L29 87H31V89H30L29 87H27L29 84L25 86V84H27L28 82H31V80H30V76H29V74L27 73V70H24V68H22V70L26 71V72H25L26 74H24V75H27V74H28V77H29V80H30V81L28 80V77L25 79L26 76H24V79H25V81H24V85H22V86H23L22 89L20 88L21 85H20V83H19L18 81L22 79V80H21V81H22L21 83H23V75L20 76V73L17 72V74H19L18 76H19V77H22V78L20 79V78L17 76L16 71H17L18 69H19V71H20V69H21V68H20V67H21ZM26 64H27V62H26ZM59 64H58V65H59ZM63 64H65V65H63ZM70 64H71L72 66H70ZM74 64L76 65V67H75ZM83 64H84V65H83ZM95 64H96V65H95ZM101 64L105 65V66H104V70H103V65H101ZM107 64H109V66H111V67H108ZM110 64H111V65H110ZM154 64H155V65H154ZM182 64H183V63H182ZM198 64H199V65H198ZM212 64H213V65H212ZM214 64H217V65H214ZM13 65H14V66H13ZM35 65H37V63H36ZM40 65H39V66H40ZM73 65H74V66H73ZM88 65H90V67H88ZM98 65H99V66H98ZM106 65H107V66H106ZM148 65H150L151 67H148ZM175 65H177L178 67H176ZM188 65H189V63H188ZM263 65H260V66L262 67ZM8 66H9L11 69H13V68L15 67V69H13V71H10V72H11V73H10V72H8V69H10V68H7ZM11 66H12L13 68H12ZM84 66H85V67L87 66V67L84 68ZM92 66H93V67H92ZM95 66H97V67H96V70H97V68H98V70H100V68H102V70H100V71H98V70L95 71V70H94ZM101 66H102V67H101ZM115 66H117V67L121 66V67H120V69H119V68H114ZM125 66L127 67L128 65L126 64ZM125 66H124V67H125ZM130 66H131V65H130ZM132 66H131V67H132ZM143 66L147 69V70L145 69L146 71H145L144 69H142V68H144ZM163 66H161V67H163ZM213 66H214L215 68H217V67H218V68L215 69V68H213ZM16 67H17V68H16ZM22 67H23V65H22ZM70 67H71V68H70ZM72 67H73V68H72ZM74 67H75V69H74ZM81 67H82V68H81ZM91 67H92V68H91ZM99 67H100V68H99ZM202 67H203V68H202ZM206 67H209L210 70H212L213 73H214V71H215V74L213 75V73H212L210 70H208L209 68H206ZM219 67H220V68H219ZM39 68H40V71H39V72H40V75H39V76H34V77H33L34 74H35V75L38 74L37 71H38ZM55 68H58L57 70L59 71L60 74L58 73V71L54 70ZM63 68H62V69H63ZM80 68H81L82 70H81ZM106 68H107V69H106ZM127 68H128V67H127ZM129 68H130V67H129ZM155 68H153V69H154L153 71H155ZM178 68H180L179 71H178ZM194 68H195V69H194ZM204 68H206L207 70H204ZM251 68H252V69H251ZM263 68H264V66H263ZM1 69H0V71H1ZM84 69H85V70H84ZM86 69H87V70H86ZM91 69H93V70H91ZM105 69H106V70H105ZM122 69H123V70H122ZM198 69H199V70H198ZM218 69H219V70H218ZM249 69H251V70H249ZM261 69H262V68H261ZM14 70H16V71H14ZM22 70H21V71H22ZM47 70H48V71H47ZM53 70H54V72H53ZM118 70H119V71H118ZM120 70H121V71H120ZM142 70H144V71H142ZM165 70H166V71H165ZM183 70H184V71H183ZM189 70H190V69H189ZM202 70H204V72H205V73H204L205 76H203V79H202V77H200V74L202 75ZM213 70H214V71H213ZM217 70L220 71L221 73H219ZM241 70H242V72H241ZM244 70H245V71H244ZM21 71H20V72H21ZM41 71H43V73H42ZM89 71H90V74H88ZM103 71H105V72L107 71V72H106L107 74H106L105 72H103ZM110 71H111V72H110ZM139 71L142 72V75L140 74L141 72H139ZM163 71H164V72H163ZM207 71H210L211 73H209V72H207ZM216 71H217L218 73H217ZM248 71L250 72V74L248 73ZM7 72H8V75H7ZM13 72H15V73H13ZM52 72H53L54 74H53ZM55 72H56V73H55ZM92 72H94V73H92ZM95 72H97V73H96L97 76L95 75ZM100 72H102L101 74H103V75L105 74V76H100V77H99ZM108 72H110L111 74H109ZM116 72H117V73H116ZM129 72H131V71H129ZM129 72H128L127 75H130V74H131V73H129ZM165 72H166V73H165ZM182 72H181V73H182ZM222 72H225V74L223 75ZM243 72H244V73H243ZM245 72H246V73H245ZM22 73H24V72H22ZM46 73H47V75H46ZM73 73H72V74H73ZM82 73H81V74H82ZM98 73H99V74H98ZM144 73H145V74H144ZM160 73H161V74H160ZM163 73H164V74H163ZM207 73H209V74L212 75L211 78L207 76ZM247 73H248V75H251L253 78H251V79H247V81H246V80H245V78H246L245 76H247V78H250V77H248ZM14 74H16V76H15ZM44 74H45L46 76L42 77ZM48 74H49V75H52V77H54V78H56V77H58L59 75H61V76H59V77L61 78L60 80H63V81L59 82V80H58L59 78H56V79L54 80V78L51 77V78L49 79ZM55 74H56V76H55ZM58 74H59V75H58ZM101 74H100V75H101ZM136 74H137V73H136ZM152 74H153V75H152ZM155 74H158V76L155 75ZM196 74H197V75L199 74L198 76H199L200 80H199V78H198V76H197ZM209 74H208V75H209ZM216 74H217V75H216ZM219 74H220V75H219ZM3 75H4V76H3ZM13 75H14L15 77H17V78L15 79V77H14ZM41 75H42V76H41ZM90 75H95V78H94V77H91ZM137 75H138V74H137ZM137 75H136L135 78H137ZM139 75H138V76H139ZM149 75H150V76L152 75V76L149 77ZM159 75H160V76H159ZM174 75H175V76H174ZM190 75H191V77H187V76H190ZM195 75H196L195 78L198 79L200 82L203 80V82H201V83H203V84L198 83L199 81H198V82L195 81L196 79L194 80V76H195ZM259 75H260V76H259ZM261 75H262V76H261ZM7 76H9V77H7ZM11 76H13L14 78L11 77ZM40 76H41V77H40ZM80 76H79V78L81 79ZM131 76H132V75H131ZM155 76H156V77H155ZM162 76H161V77H162ZM165 76H163L162 78H164ZM173 76L175 77V79H173V78H174ZM206 76H207V77H206ZM209 76H210V75H209ZM6 77H7V81H11V78H13V79L16 80V83H17V85H19L18 87H19V89H21L20 92L23 93V94H22V93H21V94L24 96V98L22 97L21 94H18V90H16L17 92L15 91V89H17L18 87H17L16 84H15L16 86H14L13 82H15V80L13 81V79H12V81H11V84H10V82H9V85H10V87H11V85H13L11 88H12V90H13L16 94H18V96H15L16 98H14V97L11 96V95L14 96V94H13L14 92H13L12 90H10V88L6 87V85H7ZM10 77H11V78H10ZM32 77H33V78H32ZM36 77H37V79H36ZM45 77H46V80H45ZM75 77H76V76H75ZM75 77H74V78H75ZM88 77H87V78H88ZM117 77H118V75H117ZM127 77H129V76H127ZM204 77H205V79H204ZM4 78H3V79H4ZM8 78H9V80H8ZM18 78H19V79H18ZM47 78H48L49 80H48ZM74 78H73V79H74ZM79 78H78V79H79ZM170 78L173 79L172 82L169 81ZM183 78H184V79H183ZM208 78H210V80H209ZM263 78H264V76H263ZM3 79H2V80H3ZM52 79H53V80H52ZM75 79L77 80V78H75ZM90 79H89L88 81H90ZM168 79H169V80H168ZM176 79H178V80H176ZM185 79H186V80H185ZM201 79H202V80H201ZM217 79H219V77H218ZM255 79H256V81H255ZM261 79H262V78H261ZM17 80H18V81H17ZM27 80H28V82H27ZM36 80H38V81L36 82ZM41 80H42V84H41ZM44 80H45V81L48 80L49 82H48V81H47V82L50 83L51 87H52V84H54V83L56 84V83L58 82L57 85H58V84H59V85L57 86V88H59V90H60V88H62L61 85H60V83H61V84H62V83H63V84L65 83L64 86H63V85H62V86L65 87V88H67V89L70 88V90L73 91V94H74V95H73V94H69V91H68V92H67V91L64 92L62 89L65 90V88H62L60 91H59L58 89H56L57 92L59 91V92L62 93V91H63L64 94H67V93H68V94L71 95V96L73 95L75 98H74V97H71V99L73 98V99H75V100H74V101L71 100L72 102L69 103L70 100H68V99H70V98H69L70 96H68V97L66 96V99H64V101L67 102V103H66L67 105H66V104L64 105V103H62L63 100H60V99H63V98H64V94H63V93H62L63 95H62L61 93H59L60 95L63 96V98H61V97L59 98V96H58V97L56 96V98H53L52 94L54 95V93H56V92H55L56 90L54 91V90H52V89H51L52 91L50 90V92L48 93V96L46 95L47 93H45V94L42 93V92H44V91L42 90L43 88H44V90H45L46 92L49 91V90H46V87L48 86V83H47V82H44ZM65 80H66V81H65ZM71 80H72V81H71ZM95 80H96V79H95ZM117 80H118V81H117ZM162 80H164V79H161L160 81H162ZM174 80H176V81L174 82ZM183 80H184V81H183ZM236 80H237V81H236ZM263 80H264V79H263ZM50 81H52V83H51ZM54 81H55V82H54ZM86 81H87V79H86ZM164 81H165V80H164ZM35 82H36L37 84H35ZM70 82H69V83H70ZM79 82H80V80H79ZM79 82H78V83H79ZM112 82H111V83H112ZM115 82H116V83H115ZM170 82H171V83H175V84H173V86H172V84H171ZM180 82H183L184 85H183L182 83L180 84ZM196 82H197V85H196ZM217 82H218V83H217ZM259 82L261 83V80H260ZM259 82H258V84H260ZM262 82H264V81H262ZM44 83L46 84V87L43 86ZM107 83H109V82H107ZM114 83H115V84H114ZM159 83H158V84H159ZM247 83H249V82H247ZM256 83H257V82H256ZM38 84H39L40 87H41V88H39L41 94H40L39 91H37V92H38L37 94H38V95H41V96L43 95L47 102L49 101V102H52V103H49V102L47 103V102L44 100V103H45V105H44V104L41 102V100L43 101V99H44V98L42 99L43 96H42V97L39 96L41 99H40L39 97H37L38 95L35 94V92H36V90H39V89H37V88L39 87ZM55 84L53 85L54 87L56 86ZM119 84H120V83H119ZM150 84L152 85V83H150ZM160 84H159V85H160ZM170 84H171V85H170ZM231 84H232V85H231ZM242 84H243V83H242ZM254 84H255V83H254ZM254 84H252L251 87H253ZM258 84L255 85V86L259 87V88H258L259 90H258L257 92L260 91V87L262 88V90H261L260 92L264 91V87H262V86H263V83L261 84L262 86H261V85L258 86ZM9 85H7V86H9ZM35 85H36V86H35ZM92 85H94V87H91ZM109 85H110V84H109ZM137 85H139V83H138ZM154 85H155V84H153V86H154ZM159 85L156 84V86L160 87ZM163 85H165V86H163ZM230 85H231V86H230ZM68 86H69V88H68ZM75 86H76V87H75ZM89 86H90V87H89ZM100 86H99V87H100ZM166 86H167V88H166ZM4 87L8 88V89L6 90V92H7V91H11L10 94H11V93H12V94H11V95L8 94L9 92L6 93V92L4 91L6 88H4ZM16 87H17V88H16ZM106 87L108 88V84L106 85ZM121 87H120V88H121ZM132 87L134 88V90H133ZM151 87H152V86H151ZM212 87H211V88H212ZM228 87H227V88H228ZM240 87H238V88H240ZM251 87H250V88H251ZM27 88H28L29 90H31L32 92H34V91H33L34 89H36V90H35V92H34L33 94H32V92L30 93L29 90H28V91L26 92V94H27V93H28V94H27V96L25 97V95H26V94H25V91L27 90ZM48 88H50V87H48ZM55 88H56V87H55ZM83 88H85V87H83ZM89 88H91V89H89ZM96 88H97V90H96ZM107 88H106V89H107ZM110 88H112V87H110ZM114 88H115V87H113V89H114ZM122 88H123V87H122ZM179 88H181V87H178V89H179ZM199 88H201V89L199 90ZM223 88H224V89H223ZM227 88H226V89H227ZM53 89H54V88H53ZM88 89H89V90H88ZM108 89H109V88H108ZM108 89H107V90H108ZM123 89H124V88H123ZM137 89H136V90H137ZM196 89H195V90H196ZM241 89H243V88H241ZM24 90H25V91H24ZM41 90H42V91H41ZM92 90H93V91H92ZM100 90H102L101 92H102L103 94H102V93H101V94H98V93H99L98 91H100ZM114 90H115V89H114ZM130 90H132V91H130ZM163 90H164V91H163ZM188 90H190L191 92H197V94H199V95H197V96H199V97H197L196 99L199 100V101H196V102H195L196 99H195V97L193 98V96H194L195 94H194V93H190V92H188ZM210 90H212V89H210ZM213 90H214V89H213ZM235 90H236V91H235ZM89 91H91V92H89ZM109 91L111 92L112 90H109ZM126 91H125V92H126ZM138 91H136V92H138ZM143 91H144V92H143ZM95 92H97V93L95 94ZM122 92H123V91H122ZM140 92H139V93H140ZM145 92H146V93H145ZM159 92H160V94H159ZM161 92H162V94L164 93V95H162ZM199 92H201V94H202V96H203L202 98H201V96H200L201 94H200ZM240 92H241L242 94H241ZM50 93H52V94H50ZM108 93H109V92H108ZM126 93H128V92H126ZM126 93H125V94H126ZM144 93H145V94H144ZM147 93H150V94H148L149 96H148V95L145 96ZM216 93H217V91H216ZM223 93H221V94H223ZM236 93H235V94H236ZM247 93H248V92H247ZM249 93H248V94H249ZM7 94H8V95H7ZM24 94H25V95H24ZM31 94H32V95H31ZM117 94H116V95H117ZM174 94H173V95H174ZM192 94H193V95H192ZM254 94H253V95H254ZM257 94H258L259 97H260V98H259V99H260V100H259L260 103H258V102H259V101H258V96L256 97ZM9 95L11 96L12 99L14 98V101L9 99V98H10ZM30 95H31V96H30ZM33 95L35 96V98H34ZM36 95H37V96H36ZM55 95H57V94H55ZM129 95H130V94H129ZM143 95H144V97H143ZM161 95H162V96H161ZM191 95H192V98H191ZM225 95H221V96H225ZM232 95H233V97L235 98V100L237 99V101L234 102V99H232V98L230 97V96H232ZM19 96L22 97V98L20 97V99H22V100H19ZM45 96H47V98H46ZM121 96H122V98H119V97H121ZM247 96H248V97H247ZM261 96L264 98V94H262ZM17 97H18V99H17ZM28 97H29L30 99H29ZM32 97H33V98H32ZM36 97H37L38 99H37ZM80 97H82V96H79V95H78V98H80ZM83 97H82V98H83ZM87 97H88V101H89V97H90V99H91L90 101H92V103H90L91 105H89V106L86 105V104H88V102L85 101V99H86ZM137 97H139V98H137ZM145 97H147V98H149V99H146V100H145ZM158 97L160 98V99H159L160 102H159V100L155 102V99H158ZM173 97H175V98H173ZM182 97H181L180 99H184V98H182ZM204 97H205V98H204ZM254 97H255V99H254ZM2 98H3V99H6L7 102H5L6 100H3L4 102L1 101ZM7 98H8L9 100H8ZM57 98H59L60 102H56V101L58 100ZM78 98H77V99H78ZM129 98H131L132 100H130ZM189 98H190V99H189ZM199 98H200V99H199ZM220 98H222V99H221L222 101L220 100ZM225 98H228V97L226 96ZM16 99H17L18 102H15ZM47 99H48V100H47ZM53 99H54V100L57 99V100L55 101V103H60L62 108H63L64 106L69 107V109L66 107L68 111H67V110H64L65 112H64V111L60 112V111H59L60 108H61V107L59 106L60 104H57V106H56V104L53 103V101H54ZM94 99H96V100H94ZM102 99H103V101H102ZM126 99H128L127 101H130L129 105L127 104L128 102L126 101ZM133 99H134L135 104H134V102H133ZM173 99H175V101H173ZM194 99H195V100H194ZM252 99H254V101H255V100L258 101L257 103H256V101H255V102H254V101L252 102V103H256V104H258V105H257L258 108L255 109L257 106H256V104H253L254 106H253V105H252V106H253V107L256 106V107H255V108H252V106H251V110L254 109L255 112H256V111H258L259 109L262 108L261 110H259L260 112H259V111L257 112V113H259V114H258V116L256 117L257 119H255L256 121L253 120V119H251V118H255V117L250 116L251 114L254 116V115H256V113H254V114L251 113V114H250V113L248 112V111L250 110V109H248V108H250V107H248L249 103L247 104V102L252 101ZM261 99H262V100H261ZM32 100H33V101H32ZM59 100H58V101H59ZM67 100H68V101H67ZM163 100H162V101H163ZM193 100H194V101H193ZM21 101H23L22 104H21V107H22V108H21L20 105L18 104V103L21 102ZM25 101H26V102H25ZM34 101H35V102H34ZM61 101H62V102H61ZM84 101H85V102H84ZM94 101H97V102L99 103V104H97V108H96V106H93V105H95V104L93 103ZM150 101H151V103H154V102H155V104H159V107L161 106L160 108L158 107V112H159V113L157 112V108H156L157 105L155 106V108H153V109L151 108V109L154 110L155 112L151 110V112H152V114H151V112L148 111V110H150V107L152 106V105H151V106L149 105V102H150ZM178 101H179V102H178ZM178 101H177V102H178V103H177L178 107L175 105L176 107L173 108V110H172V111H174V109H175V111L178 110V111H177V113H178L177 115H178V116H177L176 113L174 112L175 115L178 117V119H177V117H176L175 119H174V118L171 119V120H170V121H171V124H172V123L175 124V123L177 122L176 120H178V122H180V121H182V122H186V121H184V120H186V118H188V115H189V114H190V116L192 115V113H191L190 111H186V110L184 109L185 107H183V106L186 105V108H188V106H187V105H188V104H187V99H184L182 102H180L181 100L178 99ZM209 101H208V102H209ZM219 101H221V102L219 103ZM262 101H263V102H262ZM11 102H12V104L17 103V104H16L17 106H16L15 104H14V106H13L12 104L10 105ZM112 102H113V103H112ZM131 102H132V104H134V105L137 106V107L135 106V107L137 108V110H138V109L141 110V114L138 113V112H136L138 115H140L139 118H141V119H142V117H143V115H144V114L142 115V112H144V111H147V112L145 113V116L147 115L148 118H150L149 116L153 115V113L156 114V115L154 114V116H151V117H152L151 120H155V121H153V122H154L153 125H151V126L148 125V123L150 122V121H148V123H147L148 127H147V125H146V127H145L146 130H147V133L151 132L155 127H158V125L161 123L159 126H160V129L164 128V129H162L164 132L161 131L159 128H156V129H157V132H159V131L163 132L162 134H163V136H164V135H165V132H166L167 129H168V134H170V135H169L170 138H168V140H170V141L166 140V139H167L166 137L163 139V136H162V137L160 136V135H162L161 132L159 133V135L156 134L157 132H156V131L154 132L155 129L152 131L151 135H148L149 137H152V134H155V135L153 136L154 139L152 140V141H153L152 143H149V142H151V141H149V139H146V138H148V137H146V136H147V135H146L147 133H146L145 131H144L145 133L143 132L144 134H143L142 132H141V133L139 132V134H143V135H140V139H139V137H138V141H136L137 138L135 137V135L138 136L139 134L134 133V131L136 130L135 128H137V130H138V128L141 127V128H140L141 130H138V131H142V128H144V126H142V125H140V124L145 125L146 122L143 121V122H144V123H143V122L141 121V122H142V123H141V122H140V119H139V121H138V117H136V116H138V115H135V117H136L137 121L139 122V125H140V126H139V125L137 126V124H138V122H137V124H135L137 127L134 128V129H135L134 131H133V129H132V130H128V129L126 130V129H125L129 124H130V125L132 124V123H130L131 121H129V120H130V119L132 120V119H133L132 117L134 116L133 114H135V113L132 114V113L128 112V111H129L128 109H127L128 111H125L127 114H125V113L123 112L124 109L126 110L127 106H128V108H130L129 106L132 105ZM184 102H186L185 105H183ZM193 102H194V103H193ZM232 102H229V101H228L229 104H227V105H231L232 108H233V106L236 107V106H235L236 104L234 105V104H232ZM4 103H5V104H8V103H9V104H8V105H5ZM31 103H32V104H31ZM38 103L42 104L43 106H42V105L38 106ZM46 103H47V104H46ZM74 103H73V104H74ZM77 103H78V102H77V100H76V105L79 104V103H78V104H77ZM85 103H86V104H85ZM114 103H115V104H114ZM179 103H180V104H179ZM218 103H219V104H218ZM252 103L250 102V104H252ZM23 104H24V106H23ZM29 104H30V105H29ZM62 104H63L64 106H62ZM84 104L86 105V108H84L85 110L82 108V107L85 106ZM112 104H114V106H112L113 108H111V106H110V105H112ZM116 104H117V105H116ZM211 104H213V105H211ZM260 104H261V105H260ZM69 105H70V106H69ZM74 105H75V104H74ZM126 105H127V106H126ZM179 105H180L181 107H179ZM182 105H183V106H182ZM204 105H207V106H204ZM225 105H226V104H225ZM259 105L262 106V107H260ZM15 106H16V107H15ZM18 106H19V107H18ZM27 106H28V107H27ZM29 106H30V108H29ZM41 106H42V107H41ZM58 106H59L60 108H59ZM90 106H93V107H91V108H93V109H91ZM116 106H117V107H118V106H121V107H120V109H119V108L114 109ZM122 106H125L126 108H123ZM139 106H142V107L138 108ZM209 106H212V108L215 106L216 109H214V108H213V110L206 109V108H209ZM220 106H219V107H220ZM249 106H250V105H249ZM75 107H76V106H75ZM98 107H100V109H98ZM135 107H133L132 109H130V111H132L133 109H135ZM148 107H149V108H148ZM198 107H197V108H198ZM203 107H202V108H203ZM219 107H218V108H219ZM23 108H24V109H23ZM27 108H28V109H27ZM42 108H43V109H42ZM64 108H65V107H64ZM64 108H63V109H64ZM81 108H82V110H81ZM110 108L112 109V111H111ZM145 108H148V110H144ZM176 108H178V109H176ZM181 108H183L184 112L186 111L185 113L188 112L187 114H185V115H187L186 118H185V116L181 117V115H184V114H182L183 112H181L182 110L179 112V110H180ZM239 108H240V109H243L244 111H243V110H239ZM244 108H247L248 110H246V109H244ZM78 109H79V110H78ZM95 109H94V110H95ZM97 109H98V110H97ZM102 109H101V110H102ZM109 109H110V110H109ZM118 109L120 110V114H121V112L124 113V114H122V116L125 115V117H124V116H123V117H124V118H127L126 120H128L127 122H129L128 125L126 124L125 128H123V127H124V126H123V125H124L123 123H127V122H126L125 120L122 119V118H123L122 116L117 115V116H114V118H115V117L118 118V116H120L119 118H121V119H122L123 121H125V122H123L122 120H117V119L115 118V119L117 120V121H116V120L113 119L112 117H111V118L108 117V116H110L109 113H108L109 111L112 113V112H114L115 110H117V114H118V113H119V112H118V111H119ZM121 109H122V110H121ZM155 109H156V110H155ZM221 109L223 110L222 113H220ZM226 109H227V108H226ZM229 109L232 110L231 108H229ZM234 109H236V108H234ZM61 110H62V109H61ZM70 110H73L74 112H73V111L71 112ZM80 110H81V111H80ZM83 110H84V111H83ZM91 110H92V111H91ZM137 110H133V111H137ZM140 110H139V112H140ZM142 110H143V111H142ZM198 110H199V111H196V112H200V111L203 110V109H199V108H198ZM245 110H246V111H245ZM66 111H67V113H66ZM133 111H132V112H133ZM239 111H240V112L242 111V113H245V114H242V115H244V116L246 115L247 117H244V116H242V117L240 116L241 118L238 117V116H239ZM252 111H253V110H252ZM14 112H15V113H14ZM58 112H59V113H58ZM69 112H71V114H69L71 117L68 116V117L66 118L64 115H66V114L68 115ZM89 112H88V113H89ZM98 112H97L96 114H98ZM102 112H103V111H102ZM156 112H157V113H156ZM160 112H161V113H160ZM168 112H169V113H168ZM253 112H254V111H253ZM48 113H49V114H48ZM60 113H61L62 115H61V117H58ZM86 113H87V112H86ZM128 113H130V116L132 115L130 119H129L130 116L128 115ZM149 113H150V114H149ZM165 113H167V114H165ZM223 113H224V114H227V115L222 116ZM246 113H249V116H250V117H249L248 114H246ZM96 114H95V115H96ZM103 114H104V116H103ZM114 114L116 115V111L114 112ZM158 114H161V115L164 114L165 117L168 116V115H169V116H168L167 118H165V117H163V116H161V115L158 116ZM179 114H180V118H179ZM224 114H223V115H224ZM111 115H113V113H112ZM127 115H128V116H127ZM141 115H142V116H141ZM170 115H172V116H170ZM219 115H220L222 118H220ZM237 115H238V116H237ZM259 115H261V116L259 117ZM102 116H103V117H102ZM106 116H107L108 118H110V119H108L109 121L107 120V118H105L106 120L103 119V118L106 117ZM156 116H158V118H157V119H154V118H156ZM190 116H189V117H190ZM62 117H65L66 119L70 118V121H69L70 124H72V121H73L72 117H73V118H74V121H73V122H75L74 124H75L76 126L74 127V126H73L74 124H73V125H70L67 121H65L66 119H65V118H62ZM135 117H134V120H135ZM233 117H238V119H237L238 121H236V119L233 118ZM263 117H264V116H263ZM61 118L63 119V121H61V120H62ZM84 118H85V119H84ZM148 118H146V119H148ZM159 118H160V120H159ZM161 118H165V120L167 119V121H164L163 119H162V120L164 121V124L166 123V125H168V126L164 125V127H163V125H162L163 121L161 122ZM183 118H185V119H183ZM201 118H202V119H201ZM214 118H213V119H214ZM231 118H232V119H235V120H233V122H235V125H234V126H232L234 123L231 122V121H232ZM243 118H244V119H245V118H246V119L249 118L250 120L248 119L249 121L247 122V120H246V119L244 120ZM258 118H259L260 120H259ZM57 119H59L60 122H59ZM71 119H72V120H71ZM75 119H80V121H79V122H78V121H75ZM100 119H103L104 121H103V120H100ZM146 119L143 118L142 120H146ZM182 119H183V120H182ZM191 119H192V116H191ZM195 119H196V123H197V125L194 124ZM213 119H211V120L213 121ZM229 119H230V121H229ZM240 119H243L244 121H246V123L251 122L252 124H255V125H252L251 123H250V124H246V123H244V122L242 121V122H243V125H244V124H246V125H248V126H249V125H252V128H249V127H247V126H245V125H244V126H245V127H244L243 125H241L242 122H240ZM188 120H189V119H187V122H188ZM203 120H208L207 122H209L210 124L204 121V123H203L204 126H202V127H204V128H200L199 126L202 124L200 121H203ZM252 120H253V122H252ZM262 120H263V122H259V121H262ZM57 121H58V124H59V125L56 124ZM85 121H86V122H85ZM107 121H108V122H107ZM110 121H113V122H110ZM115 121H116V122H115ZM118 121H119V122H120V121L123 122V123L121 124V127H120V128H119V126H117V124L115 125V123H119ZM132 121H133V120H132ZM146 121H147V120H146ZM156 121H157V123H156V125H155V122H156ZM159 121H160V122H159ZM172 121H174V122H172ZM190 121H191V120H190ZM66 122H67V123H66ZM80 122H81V123H80ZM182 122H180V123H178V124L176 123L175 125H177V126H182V125H183ZM254 122H258V123H254ZM19 123H21V124H19ZM32 123H33V124H32ZM62 123H63V124L66 123V124L63 125ZM110 123H113V125L110 126ZM133 123H136V121L133 122ZM222 123H220V125H223ZM232 123H233V124H232ZM237 123L239 124V126H236V125H238ZM261 123H262L263 125H261ZM68 124H69V127H74V128H73V130H74L73 132L71 131L72 128L67 127ZM85 124H86V125H85ZM150 124H151V123H150ZM157 124H158V125H157ZM171 124H170V125H171ZM179 124H180V125H179ZM192 124H193V125H192ZM198 124H199V125H198ZM60 125H62V126H60ZM65 125H67V126L64 127ZM77 125H78V126H77ZM130 125L128 126L129 128L132 127V126H133V127L135 126L134 124L131 125V126H130ZM161 125H162V127H161ZM191 125H192V127H191ZM194 125H195V127H194ZM205 125H208V126L206 127ZM39 126H40V127H39ZM56 126H57L58 129H56ZM81 126H82V127H81ZM87 126H88V127H87ZM98 126H99V127H98ZM114 126H115V127H114ZM122 126H123V127H122ZM183 126H184V125H183ZM196 126H198L200 129H199V128H196ZM209 126H210V129L208 128ZM215 126H216V127H215ZM235 126H236V128L242 126V127L240 128V129H241L240 131H242V130H244V131H248L249 134H251V136L248 134V132H247V134H245L244 131L241 132V133H243V135H242V134H239V135H238V134H235V133H236L235 130H238V129H239V128H237V129L235 128V129H234ZM261 126H262L263 128H261ZM54 127H55V129H54ZM63 127H64V128H63ZM149 127H150V128H151V127H154V128H151V129H150ZM227 127H226V128H227ZM230 127H233V128H230ZM243 127H244V128L247 127V128H246L247 130H245ZM250 127H251V126H250ZM255 127H256V128H255ZM60 128L62 129V130H60L62 134L60 133V131H58ZM115 128H116V130H115ZM145 128H144V130H145ZM165 128H166V129H165ZM179 128H180V129H179ZM195 128H196V129H195ZM242 128H243V129H242ZM64 129H68V130H67L68 132H67V131H64ZM82 129H83V130H82ZM130 129H131V128H130ZM148 129H150L151 131L149 130V132H148ZM175 129H177V130H175ZM221 129H222V132H219V131H221ZM233 129H234V130H233ZM52 130H54L55 132L58 131V133H60V134L57 133V134H58V135H57V134H56L54 131H52ZM80 130H81V131H80ZM121 130H118V131H120V133H121ZM158 130H159V131H158ZM165 130H166V131H165ZM179 130H180V131H179ZM194 130H195V131H194ZM224 130H225V132H223ZM250 130H251V131H250ZM33 131H34V132H33ZM38 131H39V132H38ZM62 131L65 132V133H63ZM69 131H71V136L68 135V134H66V132L70 134ZM108 131H109L110 133H111V131H112V132L115 133V134H113V133L110 134V133H109L110 135H108V134H106V132L108 133ZM174 131H175L176 133H177V132H180V133H181V135H180V133H179L180 137H179L178 134H175ZM193 131H194V132H193ZM227 131L230 133L229 137H225V136L223 135V134H227ZM233 131H234V132H233ZM240 131H237V132L239 133ZM92 132H93V133H92ZM129 132H131L130 134L133 135L134 137H132L131 135H128ZM169 132H171V133L173 132L172 135H171V133H169ZM218 132L220 133V135H217V134H219ZM231 132H232L233 134H235V135H231ZM132 133H134V134H132ZM166 133H167V132H166ZM210 133H211V134H210ZM222 133H223V134H222ZM53 134L55 135V137L53 136ZM63 134H66V135H63ZM96 134H98V135L101 134V135H102L101 138H100V136H97ZM103 134L108 136V137L105 136V140L108 139V138H111V139H108V140H110V141L112 140L110 144H112V146H114V149L117 150V151H115V150L112 148V151H113V152H114V151L117 152L116 154L112 152L113 155H110L111 152H109V151H111V150L108 151V153H109V154L107 153L108 155L106 154L107 151H106V148H105V147H106L107 144H108V147H109L110 144H109V143H107V144H102V142H103V143L108 142V141H102V140H104V138H103ZM116 134H117V135H116ZM168 134H166V135H168ZM221 134H222V137H223V138L221 137ZM259 134H260V135H259ZM4 135L7 136V137H5ZM31 135H32L33 138L31 137ZM34 135H36V136H34ZM59 135L62 136V137L65 136V138H67V137L69 136V138H70V140H68V142L71 143V144H69L65 138H62L63 140H64V139L66 140V141L64 140L65 143H64V141H62V142L64 143V145H65L66 143H68V145H69V147H68V145H65V146L69 149V150L67 149V152L64 151V147H63L62 150H60L59 148H57V147H60V146L62 145V143H61V145H59V146H58V145L55 146L56 144H58V143L61 141V138H59V137L57 138V136H59ZM67 135H68V136H67ZM81 135H82V136H81ZM111 135H112V136H111ZM113 135H115V136H113ZM144 135H145V136H144ZM189 135H190V136H189ZM240 135H241V136H240ZM244 135H249V138H248V136L246 137V136H244ZM66 136H67V137H66ZM75 136H76V137H75ZM110 136H111V137H110ZM116 136H118V137H116ZM119 136H120L121 138H120ZM124 136H125V137H124ZM128 136H129V139L127 138ZM141 136H144L143 138L146 137V138H145V141H147V140L149 141L148 143H146V145H148V144H149V145H150V144L153 145V146L150 145L151 149H152V147L154 148V142H156L157 144H159L158 141H156V139H155L156 136L159 137V138H157V139H160L161 141H162V140H163V141H164V140L168 141L167 143L165 142L166 144L163 142L165 145H168V149H165L167 146H164V145L160 146V147H162L163 149H165L164 152L161 150L162 148H159V145H160L161 143H160L159 145H157L158 148L155 147L157 150L154 149V151L156 152V151H160V150H161L162 152L160 151V153H164V154H165L164 156L166 157V159H167V157H170V156H171V160H169V161H171V162L173 161L174 157H176V160L174 159L175 161H173L174 164H172L171 162H169L168 160H166L164 156H160V155H158V154H160V153H158V154H154L155 152H154V151H151L150 155H146V159H148V158H147L148 156H151V158H153V157H152L153 155H154V156H155V155H158V156L160 157V159L157 160L158 162L155 161V162L157 163V164L155 163L156 165L159 164L158 166H154L155 164H152L153 167H155V168H154V170H153V167H152V170L150 171V172H151V173H150V176L153 175L152 171H155L156 168H158V171H159V172H160L161 169H162V171H163V170H168V171H170V172L165 171V172H163V173H162V171L160 172V173H162V174L164 175V178H165V179L162 178V177H163L162 174L157 173V174L160 175V177L162 178L161 181H160L161 178L155 174V176H157V180H158V177H159V181H160V183L162 182V185H161V184L159 183V181H158L157 187L159 188V185H161V186H162L161 191L164 190L163 193H164L165 196H167V197L164 196V198H162L163 195H160V194H159V196H161L160 198L163 199V202L160 203V204H162V205H164V206H162V205H160V204L158 203V204L155 205V207H154V203H153V206L151 207L152 204H150V203L154 202V201H152V200H153V197H154V200L156 201V203H157L158 200H159V198L157 197V196H158L157 193H158L159 190H157V192H156V189H155V190L153 189V188L156 187V184H155V183H157V181L154 182V181H155V178H156V177H153L154 175L151 176V177H147V176H146L147 179H148V181H147L146 177L144 176V177H143V180H144V178H145L146 180L143 181V183H144V182L146 183V181H147V183H148V184L146 183L147 186H145V183H144V186H145V187H148V189H149V188L152 189V192L155 193L156 196H155V194H153L152 192L149 193V192H148V191H150V189H149V190L147 191L148 194H147V193H146V194L149 195V196H151V197L149 198V196H148V199H147V196H146V194H145V191L147 190L146 188L142 189V191H141L140 188L137 189V187L134 186V185H133V186L136 187V188H134L133 186H129V185H132V183H136V181H138V179H139L140 181H142V179H140V177L142 178L143 174H147V172H149L148 168H151V167H150L151 164H150L149 167L147 168L148 165H147L146 162H145L146 159H145V161L143 160V162H141V160H140L141 164H143V163L145 162V163H144V167H145L146 169H142L143 171H140V170H141L140 168H139V169L136 168L137 170H136L135 168H133V169L135 170V172H137L138 170H139V171H138L139 173L142 172V174L140 173L142 176H141L138 172H137V173H138L139 176H138L137 174H136V176L134 175L135 178H136V181H134V179H133V177H134L133 174H135V172L133 171V173H131V172H132V171H131V170H132L131 167H135V166L131 165V167H130V164H128V163H132V164H135V165L138 164V166H136V167H139V166L141 167V166H142V165L139 164V161H138V160L140 159V157H136V156H135V155H137L138 152L142 153V151L139 150V149H141L142 146H143L144 148L147 147V146H144L145 143H143V142H145V141H143V142L141 143L140 140H143ZM172 136H174V137H173L174 139H172ZM188 136H189V137H188ZM212 136H214V135H212ZM230 136L233 137V138H232V140L234 139L233 141H230V140L228 139V138H230ZM237 136H238V137H237ZM239 136H240V137L243 136V138H244V137H245V138H248L249 140H251V142L248 141V143H247V140H248V139H246V140L244 139L246 143H245V142H244V143H243V142H240V143H236V144H237V145H236V144L234 143V142H236V141H235L236 139H237L238 142L241 141V140L244 141L243 138H240ZM260 136H261V137H260ZM28 137H29V138H28ZM53 137H54V138H53ZM73 137H74V138H73ZM130 137H132V138H130ZM160 137H161L162 139H161ZM167 137H168V136H167ZM175 137H177V140H175ZM224 137H225V138H224ZM234 137H235V138H234ZM253 137H254V138H253ZM256 137H257V138H256ZM15 138H18L19 140H15ZM69 138H67V139H69ZM96 138H97V140L100 138L99 140H100L101 142L95 140ZM102 138H103V139H102ZM112 138H114V139H112ZM116 138H117V139H116ZM125 138H127L128 141H125ZM133 138H134L135 140H133ZM178 138L180 139V142H181V140L187 142V139H189L188 141H189L190 143H192L193 146H196L197 148L195 147V149H193L194 147H192V146H191L192 148H188V146H187L186 144L184 145L185 142H184V143L182 142V143L180 144V142H178V140H179ZM201 138L204 139V141H203V144L201 145V143H202V142H201L200 145H201V146H204V143H205V146H204L203 148H201L202 151H201V150H200V151H197V149H200V148L198 147V146H200V145H198L197 143H199V142H198L199 140L202 141ZM213 138H214V142H216V144L214 143L215 145L213 144ZM226 138H227V139H226ZM250 138H251V139H250ZM2 139H3V140H2ZM9 139H10V140L12 139V141L15 140V142L13 143V142L10 141L11 143H8V142H9ZM58 139H60V140H58ZM115 139H116L117 141H115ZM118 139H119V141L123 142V144H121L120 142H118ZM120 139H122V140H120ZM151 139H152V138H151ZM151 139H150V140H151ZM171 139L174 140L175 142L177 141L176 143H178V145H177L175 142L171 141ZM7 140H8V142H7ZM54 140H55V141L57 140V142H58V141H59V142L57 143V142H55ZM113 140H114L115 142L120 143V144H115V145H114V144H113V143H114ZM129 140H130V141H129ZM154 140H155V141H154ZM196 140H198V141H196ZM209 140L211 141V144H209V143H210ZM3 141H4V142H3ZM94 141H97L98 143L100 142L101 144L99 143V145H105V146H104V149H103L104 151H102V153L104 152L103 154L100 153V152L94 153L95 151H93V150H96V151H97V150H98V151H101V150H102V149L100 150V147L102 148V146H98V143H96V142H94ZM139 141H140V144H139ZM6 142H7L8 144H7ZM38 142H39V143H38ZM83 142H84V143H83ZM124 142H127V143L124 144ZM159 142H160V141H159ZM169 142H170V143L173 142V143L176 144L177 146L174 145L173 143L170 144ZM189 142L187 143L188 145H189ZM195 142H196L197 145L195 144ZM34 143L36 144V145H35L36 147L34 146ZM43 143H44V144H43ZM128 143H131V144H130L131 147L128 146V145H129ZM232 143H233V146H232V147H233L234 150H230V149H229V146H231ZM93 144H94V146H95V145H97V146L94 147ZM126 144H127V145H126ZM133 144H136V146L133 145ZM141 144H142V146L140 147ZM143 144H144V145H143ZM169 144H170L171 146L174 147L173 150L175 149V151H173L172 149L169 150V149H170V147H169L170 145H169ZM212 144H213V145H212ZM239 144H240V146H238ZM6 145H4V146H6ZM20 145H21V144H20ZM64 145H63V146H64ZM70 145H71V147H70ZM118 145L121 146V148H122V146L126 147V148H123L122 150L119 151V152H123V151L126 150V151L124 152V154H123L124 156H123L121 153H120L121 155H118V150L121 149V148L117 147ZM132 145L136 147V154L133 153V151L135 150V148H134ZM138 145H139L140 148H137ZM149 145H148V147H149ZM179 145H180V146H179ZM209 145H212V146L209 147ZM1 146H3V144H2ZM92 146H93V147H92ZM115 146H116L117 148H116ZM175 146L178 147L179 150H181L182 152H180V151L178 150L180 153H176L177 150H176ZM201 146H200V147H201ZM20 147H21V149H20ZM66 147H65V149H66ZM96 147H98V149H97ZM108 147H107V149H108ZM132 147H133L134 150L130 149V148H132ZM189 147H190V145H189ZM224 147H225V148H224ZM2 148H0V150H2ZM28 148H29V149H28ZM43 148H44V149H43ZM56 148H57V149H56ZM60 148H61V147H60ZM88 148H89L90 150L92 149L91 151H88V152H89V153H92V152H93V155H94L93 157H91V156H92L91 154H87L88 152H86V151H87ZM93 148H96V149H93ZM109 148H110V147H109ZM118 148H119V149H118ZM171 148H172V147H171ZM212 148H213V147H212ZM219 148H220V149H219ZM55 149H56L57 151H55ZM110 149H111V148H110ZM124 149H125V150H124ZM129 149L132 150L131 152L134 154V159L131 158V156H132L133 154L130 155V154H131L130 152H129V153H130V154H129L130 156H128V155L125 154V153H127V150H129ZM236 149H237V150H236ZM253 149H252V151H251V150H249V151L247 150V152L250 153V151H251L252 154L249 155V157L251 156V157L254 159L253 155H254L255 150H253ZM27 150H28V151H27ZM53 150L55 151V154L58 152V154H56V156H54L55 154H54V151H53ZM130 150H129V151H130ZM152 150H153V149H152ZM167 150H168V151H167ZM245 150H246V149H245ZM3 151H1V152L4 153ZM166 151H167V155H169V154H168L169 151H170L171 153H172V151H173L174 154L176 153V156H175V155L173 156V154H171V153H170L171 155L167 156L166 153H165ZM219 151H223V152H221V153L219 154ZM230 151H232V152H230ZM1 152H0V154L2 155ZM23 152H24V151H23ZM60 152H63V153H60ZM64 152H66V153H64ZM152 152H154V153H152ZM210 152H211V151H210ZM226 152H228V153L230 152V154H226ZM47 153H48V155H47ZM68 153H69V154H68ZM98 153L101 154V157H100V158H101L102 160H101L100 158H98V159H100L101 162H104V164L107 162L108 164H105V165H108V166L110 165V162H113V161H109L110 159H112V158H110L111 156L113 157L112 160H116V161H119V160H120L119 162H117V164H118V163H121V164H120V165L118 164V165H117L118 167L115 166L116 169L119 168L120 173H124L123 171H127V170L129 169V167H130L131 170L127 171V174H126V172H125L123 175H126V177H128V173L130 172V173L132 174V177H131V181H132V182H131L130 179H129V181H130L131 183H129V185H127V186L124 185L126 182H129V181H128V178H129V177H128L127 179H126V177H125L126 180H125V179H124V180H125L126 182L123 181V179H122V176H123V175H121V174L119 173V171H117L116 169H114L115 172H114L113 176L111 175L112 172H113V171H111V170L114 168L113 166L115 165V163H114V165L112 164V166H110V169H109V172L111 171L110 174L107 173L108 175L112 176V177L108 176V177H110L111 181H110L109 179H106V181H107V182L114 183V184L116 183V184H115V186H113L114 184L108 183V185L106 186V181L103 182V180L105 179V176H106V175H105V174H106V170H108V169L105 168V165H104V164H103V166H102V163H100L101 165L98 164L100 160H99V161L96 160V163L92 162L93 160L97 159V156H95V154L98 155ZM140 153H138V154H140ZM184 153H183V154H184ZM52 154H53V155H52ZM60 154H66V155H65V156H62V155H61L63 158H60ZM100 154H99V155H100ZM127 154H128V153H127ZM142 154H143V153H142ZM144 154H145V153H144ZM151 154H152V155H151ZM177 154H179L178 156H179L180 158H177V157H178ZM187 154L184 155V159L186 158L185 156H186ZM207 154H208V153H207ZM259 154H260V156H258ZM1 155H0V158H1V157L3 158L4 155H2V156H1ZM16 155H18V156H16ZM20 155H21V156H20ZM28 155H30V157H29ZM39 155H40V156H39ZM50 155H52V156H50ZM89 155H90V156H89ZM102 155H103V156H102ZM105 155H106V157H107L108 159H107L106 157H105L106 159L103 158ZM115 155H116V156L118 155L117 157H118L119 159H116L117 157H116ZM162 155H163V154H162ZM226 155H229V156L226 157ZM261 155H262L263 158L261 157ZM23 156H24V155H23ZM67 156H68V157H67ZM87 156H89V157H88V160H89L90 157L93 158V160L91 159L92 161H91V160L86 161V157H87ZM114 156H115L116 158H115ZM121 156H122V157H125V156H126V158H123V161H124V159H125L124 162H121V161H122V160H121V158H122ZM138 156H139V155H138ZM158 156H156L155 158H159ZM190 156H193V154L190 155ZM190 156H187V158H189ZM18 157H19V158H18ZM28 157H29V158H28ZM35 157H36V156H35ZM64 157H65V158H64ZM127 157H130V158L133 159V160H131L130 158L128 159ZM135 157H136V158H135ZM142 157H143V156H142ZM142 157H141V158H142ZM162 157H163V158H162ZM172 157H173V159H172ZM225 157H226V158H225ZM228 157H229V158H228ZM246 157H247V156H246ZM67 158H68V159H67ZM80 158H81V159H80ZM137 158H138V159H137ZM149 158H150V157H149ZM161 158H162V159H161ZM187 158H186V159H187ZM3 159H4V158H3ZM27 159H26V160H27ZM41 159H43V160L40 161ZM61 159H64V160L67 159V160H66L67 162L63 160V163H64V165L66 164V165H69V166H68V167H66V166H64V165H62V166L60 165V166H59V164H62V163H59V162H56V163H58V164L55 163V161H57V160L61 162V161H62ZM70 159H72L71 164H67V163L69 162ZM103 159H104V160H103ZM127 159H128V162H127ZM136 159H137V161H138V162L136 161L137 163L135 162ZM142 159H144V158H142ZM153 159H154V158H153ZM153 159H150V160H153ZM164 159H165V161L167 162V164H164V165L162 166V168H159V167H161V165L163 164V163H162V164L159 163L160 160H162L161 162H163ZM169 159H170V158H169ZM80 160H81V161H80ZM106 160H107V161H106ZM130 160H131V162H130ZM148 160H149V159H148ZM148 160H147V163L149 162ZM177 160H180V163H179V161H178V162H177L178 164L175 165V163H176ZM238 160H239V159L236 160V159L234 158V162H235V164H234L233 160L231 161L232 163H230V162H229V163L225 162V163H226V164H225L224 162H222L221 164L224 165V167L226 166L225 168H229V167H228V164H230L231 167L233 166L231 169L234 168V170H235L237 167H241V168H242V165H243V163L240 162V161H238ZM45 161L48 162L47 164H49V165H47ZM70 161H71V160H70ZM78 161H79V163H78ZM133 161H134V163H133ZM229 161H230V160H229ZM236 161H237V163L240 162V163H242V164L240 165V163H238V165H237ZM2 162H3V163H2ZM12 162H11L10 164H12ZM20 162H21V164H22V163H23V164H22V165H21V164L19 165ZM41 162H43L42 165L39 164V163H41ZM51 162H52V163H51ZM89 162H92V163H89ZM114 162H115V161H114ZM126 162H127V163H126ZM153 162H154V161H153ZM168 162H169V163H168ZM252 162H254V164H255L256 161L253 160ZM257 162H258V161H257ZM259 162H260V164H261L262 166L264 165V163H263L264 160H263V161L259 160ZM4 163H5V164H4ZM24 163H26V164H24ZM34 163H35V164H38V166L35 165ZM86 163L89 164V165H90V164H94V165H91V166H93V168H92V167H91V168L94 169V167L96 166L97 169H99V171H100V172H103V173L98 174V173H100V172L96 171V167H95L94 172H91V174H89V171H91V170L89 169L90 166L87 167V164H86ZM122 163H126L127 165L125 164V166H124V164H122ZM150 163H151V161H150ZM7 164H8V165H7ZM72 164H73V165H72ZM84 164H85V165H84ZM95 164H96V165H95ZM145 164H146V165H145ZM148 164H149V163H148ZM168 164H169V165H168ZM231 164H233V165H231ZM257 164H259V163H257ZM257 164H255V166H253V165L251 164V166H252V167H251V170H253L254 168H255V170L258 169V168L260 169V167H261L262 170L264 169V167L262 168V166L259 167L260 164H259V165H257ZM18 165H19V166H18ZM31 165H30L29 167H32ZM34 165H35L36 167H35ZM97 165H99V166H97ZM121 165H122V166H121ZM128 165H129V166H128ZM171 165H173V166H171ZM234 165H237V167L234 166ZM0 166H1V165H0ZM25 166H24V167H25ZM81 166H82V167H81ZM165 166H166V168H165ZM167 166H168V167H167ZM2 167H0V168H2ZM18 167H19V168H18ZM60 167H61V168H60ZM62 167H65V168H62ZM69 167H71V168H70V169H67V168H69ZM100 167H101V169H103V170H104V168H105V169H106L105 172L102 171V170L100 169ZM103 167H104V168H103ZM112 167H113V168H112ZM127 167H128V168H127ZM235 167H236V168H235ZM34 168H35V169H34ZM84 168H87V169L89 170L88 173H87V171H86V173L89 174V177H90V175L92 176V174H96V173H97L96 175H93L94 178H96V179L93 178V180H97V181H99V180L101 179L100 177H102V174H104V175H103V176H104V179H102V181H100V183H99V182H96V184H95V181H92V177H93V176H92L90 179H88V178H89L88 175H87V176L85 175V176L87 177V179H86V177L84 176V179H86V180L83 181L84 179L82 180V178H83L82 176L85 174V173H83L85 170H82V169H84ZM108 168H109V167H108ZM163 168H165V169H163ZM170 168H171V170H169ZM42 169H43V170H42ZM76 169H77V170H78V169H81L82 172H81V171L79 172V170H78V173H76V172H77ZM237 169H238V170H235V171H234V170L232 171V170L228 169V170H230L231 172H234V173H231V172L229 171L228 173L231 174V175L234 174L233 176H235L236 171H238V172L241 173V171L239 170V168H237ZM259 169H258V170H259ZM261 169H260V170H261ZM1 170H2V169H0V171H1ZM21 170H23V172L26 171V174H29V175H28V176L25 175V177H23V176H24L23 174H25V173H22V175H21V174H20V173L22 172ZM144 170H146L147 172L144 173ZM172 170H173V171H172ZM228 170H227V171H228ZM255 170H253V171H251V172L249 171V173H251L252 176H253V174H254L253 172H255ZM260 170H259V171H260ZM262 170H261V171H262ZM20 171H21V172H20ZM75 171H76V172H75ZM95 171H96V172H95ZM156 171H157V170H156ZM69 172H70V175H71V174L73 175V172H74V177L76 176V178H74L73 180H74V181L76 180V183L73 182L72 179H70V178L68 179V177H69L70 175H69V174L67 175V173H69ZM166 172H168V174H167L166 176H168L169 174H170V175L172 174V177H173V172H174V173H175V176L177 175V177H180L179 179L173 180V182L175 181L177 184H174V183L172 182V179L175 178V177H173L172 179L170 178V180H171V181H170V180L168 179L169 177H166V176H165ZM244 172H246V171H244ZM244 172H243V174L236 173V174H238V176H236V178H238V177H240V176H241V178H243L242 175H244V177H248L247 179H249V180L251 181V178H250L251 176H249V174H248L247 172H246V173H244ZM48 173H49V175H48ZM79 173H80V175H82L81 173H83V175H82V176H79ZM130 173H129V174H130ZM256 173H259V172L256 171ZM262 173H264V172H262ZM262 173L260 172V174H262ZM77 174H78V175H77ZM118 174H119V175H118ZM131 174H130V175H131ZM148 174H149V173H148ZM148 174H147V175H148ZM229 174H228V175H229ZM245 174H248V175L245 176ZM260 174H259V175H260ZM18 175H20L19 177L22 178V179H21V183H22V184L25 183V185H27V188H26V189H28L29 191L26 190V189H24V187H26V186L23 185L24 187L22 188V184H19L18 180H19L20 178H19V179H16V178L18 177ZM62 175H61V176H62ZM72 175H71V176H72ZM98 175H100V177H98ZM130 175H129V176H130ZM200 175H201V176H199V177L201 178L203 174L201 173ZM8 176H9V178H8ZM15 176H16V177H15ZM21 176H22V177H21ZM45 176H47V177H45ZM66 176H68V177H67V178H64V177H66ZM71 176H70V177H71ZM78 176H79L80 178H78ZM119 176H120L121 180L123 181V182H121V183L118 182V181H119L118 179L115 180V178H117V177L119 178ZM261 176L264 177V175H261ZM11 177H13V178H11ZM27 177H28V178H27ZM32 177H33V179H32ZM52 177H53V174H52ZM81 177H82V178H81ZM97 177L100 178V179L98 180ZM137 177H139V178L137 179ZM152 177L154 178L153 180H152ZM170 177H171V176H170ZM184 177H185V176H184ZM228 177H229V176H228ZM230 177H232V176H230ZM14 178L17 180V182H15V183L13 182L14 184L12 185V181H16V180H11V179H14ZM36 178H37V179H36ZM47 178H48V179H47ZM71 178H73V177H71ZM77 178L79 179V181H78ZM106 178H107V176H106ZM123 178H124V177H123ZM149 178H151V179L149 180ZM236 178H235V179H236ZM241 178L236 179V180H237V181H236L237 183H236V186L234 187L233 190L237 189V187L240 186V185L243 186L244 183L247 181L246 178H244V179H242V180H245V182H243V183H242V182L238 183V180H239V181H242ZM253 178H254V177H253ZM34 179H35V180H34ZM42 179L40 180L41 182H42ZM67 179L69 180V181H68L69 184L66 183ZM80 179L83 181V182L80 183L81 185H79V183H78V182H80ZM113 179H114V181H113ZM132 179H133V180H132ZM166 179H167V181L169 180L168 182H172V183L174 184V188L177 187L176 189H177L178 192H176V190H175L176 193H175L174 191H172V192L175 193L174 195H172V194H170V193H169L170 195H168V192L171 191V188H172L173 184L171 183L170 188L167 189L166 187H169V186H168L169 184H166V186H165L164 183H167V182H166ZM190 179H191V180H190ZM195 179H193V182L195 181ZM259 179L261 180L262 178L259 177ZM60 180H61V181H60ZM65 180H66V181H65ZM89 180L92 182V184H91V183H88ZM117 180H118V181H117ZM163 180H165V182H164ZM178 180H182V181L179 182ZM183 180H184V182L186 181V182H185L186 184L183 182ZM189 180H190V181H189ZM249 180H248V181H249ZM62 181H63V182H62ZM64 181H65V184H64ZM70 181H72L73 184H74V183H75V184L78 183L77 186H81L80 189H79V187H77V188H78V189H77L78 191H76V192H74V193H71V191H69V190H70L71 188H73V189L76 188V185H75V187H72V186H71V187L69 188L70 185H73L72 183H70ZM77 181H78V182H77ZM86 181H87V182H86ZM112 181H113V182H112ZM149 181H153V182H151V184H153V185H150V186H154V184H155V186H154V187H150V186H148V185L150 184ZM250 181H249V182H250ZM51 182H50V183H51ZM56 182H62L63 185H61V186L59 187V185H60L61 183H59V184L57 183V185H55ZM84 182H85V184H84ZM124 182H125V183H124ZM189 182H191V183L189 184ZM17 183H18V184L20 185V187H21V188H19L18 190H17V187H16V185H15V184H17ZM42 183H45V182H42ZM54 183H55V184H54ZM93 183L95 184V186H91V185H94ZM97 183H98V184L103 183V185H104V183H105L104 186L107 187V189L104 187L105 189L103 188V190H108V191H106L107 193L109 192V190L112 191V192H110L111 194L109 195L110 198L106 195L107 193L105 194V193L102 192V191H103V190H102V186H103L102 184H101V186L99 185L100 188H99V191H98V187H99V186L97 185ZM122 183H123V184H122ZM178 183H181V185H180L181 187H180V188H178V186H177ZM187 183H188V184H187ZM255 183H256V184H255L254 186H256V187H259V186L261 185L260 182H259V184L257 183V181H256ZM18 184H17V186H19ZM82 184H83V185H82ZM109 184L112 185V186H110V188L108 187ZM127 184H128V183H127ZM136 184H137V183H136ZM136 184H135V185H136ZM141 184H142V182H141V183L139 182V185H141ZM182 184H183V185L185 184V185H187V186L185 187V185H184V188H183V185H182ZM238 184H240V185H238ZM4 185H5V188L8 190V192H7V190H6L5 188H3ZM45 185H46V186H45ZM49 185H50V186H49ZM64 185H68V186H67V187H63V189H61V190H58V189L62 188V186H64ZM88 185H90V187H89ZM137 185H138V184H137ZM175 185H176V186H175ZM188 185H189V186H188ZM258 185H259V186H258ZM11 186H10V188H12ZM28 186H29V187H28ZM53 186H55L54 188H57V187H58V189H54V188H53L55 191L57 190L56 192L51 188V189L53 190L54 194H53V192L50 190V187H53ZM73 186H74V185H73ZM87 186H88V187H87ZM142 186H143V185H142ZM161 186H160V187H161ZM45 187H49V188H45ZM91 187H93V188H91ZM95 187H96V188H95ZM115 187H116V188H115ZM130 187H133L132 189H134V190H133L134 192H135L136 189H137L138 191H139V189H140V191H139L138 193H141V192H142V195L145 194L144 196H146V200H147V201L145 200V202H146L145 204H146V205H145V204H140V205H138V204H139L138 202H139L140 198H139L138 201H136V200L138 199V198H137L138 195H139V197H141V195L138 194V193H133V195L130 196V191H131V190H130ZM139 187H140V186H139ZM157 187H156V188H157ZM163 187H164V188H163ZM256 187H255V188H256ZM67 188H69V189H67ZM141 188H142V187H141ZM3 189L7 192V194H8V193L11 194V192H12L11 190H13V194H11V196H12L13 198L16 197V199H12V200H10V197H11V196H8V195L6 194V192H4ZM46 189H47V190H50V192L48 191L47 193H48V194H49V193H50V194L52 193V194H53V195L51 194L52 197H50V196H51L50 194H49V195H45L44 193L42 194V192L47 191ZM92 189H93V192H90V194H91V193L94 194L95 189H97V190H96L97 193L95 192L96 194H94V195H96V198H98V201H97L98 204H96L95 206H98V207H99V204H101V202L103 201V200H102V201H100V203H99V200H101V199H100L99 197H97L98 192H99V194L103 193V195L101 194L102 196H105V195H106L105 197H108V198H106V199H108V200H106V202H107L106 205H104V206H102V207H100V208H98V207H97V208H96V207H93V208H92L91 205H93V204L89 205L90 203H88V202H90V201L92 200V197H93L94 195L91 194V195H92V197H91V195H89L88 192H89V191H92ZM21 190H20L19 192H21ZM144 190H145V191H144ZM14 191H15L16 193H14ZM31 191H30V192H31ZM133 191H132V192H133ZM143 191H144V192H143ZM154 191H155V192H154ZM161 191H159V192H161ZM19 192H18V193H19ZM4 193H5V194H4ZM165 193H166L167 195H166ZM2 194H3V195H2ZM32 194L34 195V193H32ZM58 194L60 195V193H58ZM135 194H137V195H136V197L133 198L132 196H134ZM152 194H153V195H152ZM1 195H2V196H1ZM101 195H100V196H101ZM114 195H117V196L115 197ZM22 196H23V197H22ZM45 196H46L47 198H46ZM87 196H88V197H87ZM89 196L91 197V199H89ZM102 196H101V197H102ZM127 196H129L130 198H128ZM168 196H169L171 199H169ZM12 197H11V198H12ZM21 197H22V200H20ZM48 197H50V198L48 199ZM59 197H62V198L64 197V198H63L62 200H59V199H60ZM105 197H104V198H105ZM131 197H132V198H131ZM45 198H46V199H45ZM57 198H58V199H57ZM94 198H95V197H94ZM96 198H95V199H96ZM104 198H102V199H104ZM136 198H137V199H136ZM142 198H145V197H142ZM156 198H157V199H156ZM167 198H168L169 203L166 201ZM178 198H177V197L174 198V199H176L175 202H178V201H179ZM126 199H127V200H126ZM128 199L130 200V205H129V206H132L131 204H133V206H132V208H133L132 211H134L133 213H135V215H136L137 217H135V215H134V217H130L131 215H130L129 213L132 212V211H131V207L129 208V211H131V212L127 211V210H128L127 208H125V209H126V210H124L125 212H122L123 209L121 210V207H122L121 205H123V204L125 203V201H126V202H129ZM134 199H136V200H134ZM149 199H151V201H150L149 203H147V202L149 201ZM164 199H165V201H164ZM7 200H10V201H7ZM13 200H14V201H17V200L20 201V204H19L18 201H17V202H13ZM58 200H59L60 203H62L61 201H63V203L60 204L59 202H56V201H58ZM64 200H65V201H64ZM88 200H89V201H88ZM93 200H94V199H93ZM96 200H97V199H96ZM131 200H132V201H131ZM133 200L137 203V206H136V203H135ZM142 200H144V199H142ZM170 200H171L172 202H171ZM177 200H178V201H177ZM185 200H189V201H186V202H185ZM21 201H22V202H21ZM159 201H162V200H159ZM11 202H12V203H11ZM55 202L57 203L58 206L55 204ZM91 202H92V201H91ZM95 202H96V201H94V202H92V203H95ZM164 202H166V203L168 204V206H167L166 203L163 204ZM170 202H171V203H170ZM190 202L188 203L189 205H190ZM13 203H14V204H19V207H18V205H17V207H16V205H14ZM52 203H53V204H52ZM113 203H114V204H113ZM143 203H144V201H143ZM156 203H155V204H156ZM12 204L16 207L15 209H13L14 206H13ZM24 204L27 205V206H29V207H31V209H29L28 207H27L28 209H27V208L25 209V205H24ZM37 204H38V205L40 204V205L38 206ZM112 204H113V207H111ZM116 204H119L118 206H121L119 209L117 208V210H116V206H117ZM126 204H127V203H126ZM128 204H129V203H128ZM147 204H148V205H147ZM149 204H150V205H149ZM171 204H172L173 206H171ZM181 204L178 203V204H177V207L179 206L180 208H181V207L183 208V205L180 206ZM188 204L184 205V207H185V208L190 207V206H187ZM51 205H53V206L56 208V210H55L53 207H51ZM143 205H145V208H144V207H142V208L147 209L146 211L143 210L141 207H139V208H140L141 210H143V213H144V211H145L146 213H144V214L141 213L142 211L138 208V209H139L138 212H140L141 214H140V213H139L140 215L137 214V209H136V211H135L134 208H136V207H138V206H143ZM65 206H66V207H65ZM83 206H85V208H83ZM93 206H94V205H93ZM129 206H127V207H129ZM148 206H150V208H154V209L152 210V209H150V208H147ZM158 206H159V207H158ZM161 206H162V209H163V210L161 209ZM186 206H187V207H186ZM81 207H82V208H81ZM191 207H192V206H191ZM8 208H10V206H9ZM52 208L54 209V212H53V209H52ZM123 208H124V207H123ZM170 208H171V209H170ZM185 208H184V209H185ZM194 208H195V207H194ZM198 208L201 209V207H199V206H198ZM19 209H20V208H19ZM95 209H98V210H96L98 215L96 214L95 211H93V210H95ZM114 209L116 210V212L114 211ZM149 209H150V211L152 210L151 212H153V213L148 212ZM157 209H158V211H157ZM169 209H170V211H169ZM192 209H193V208H192ZM195 209H196V208H195ZM199 209H197L196 211L198 212ZM4 210H5V211H4ZM13 210H15V211H13ZM40 210H41V211H40ZM120 210H121L122 214H124V215L127 213L126 216L128 217V219L130 218L131 220H133V221H132L133 223L136 222V221H138V223H136V224L134 223V226L136 225L135 228H138V229H139V231H136V230H138V229H136V230L134 231V233H135L134 235H136V234L139 233L138 236H137V235H136V236H128L127 239H126V237L123 236V235H125V233L127 232V229H128V232L131 233V230L133 231L134 228H131V227H130V226H133V225L131 224L132 222H131L130 219H129V220H130V221H129V220H126L127 217L122 218V216H124V215H122L121 212H119ZM179 210H181V209H179ZM1 211H3L4 213L1 212ZM31 211H28V212L31 214ZM44 211H45V213H43ZM50 211H51V212H50ZM77 211H80L79 213H81V214L78 213L79 216H78V214H75ZM98 211H99V213H98ZM126 211H127V212H126ZM8 212L10 213V215L7 214ZM41 212H42L43 214H42ZM92 212H93V213H92ZM118 212H119V213H118ZM128 212H129V213H128ZM169 212H170V213H169ZM194 212H195V210H194ZM199 212H200V213H199ZM199 212H198L199 214L204 215V214H202V213H203L202 209L199 210ZM201 212H202V213H201ZM11 213L14 214V215L12 214V217H10V216H11ZM29 213H27V214L29 215ZM36 213H37V214H36ZM49 213H47V214H49ZM195 213H196V212H195ZM61 214H62V216H61ZM87 214H88V215H87ZM89 214H91V215H89ZM131 214H132V213H131ZM193 214H194V213H191V214L189 215V217L192 216ZM199 214L197 215V213H196L195 216H193L194 218H193V217H190V219L193 218L194 220H193V219H192V220H193L194 222H196V224H197V225H195V223L193 222L194 226L192 225V222H189V221H191V220H188L189 217H188V218L183 217V218H181V219H182V220H183V219H184V220L187 219L186 221H184V222H186L185 224H190V223H191L190 225L193 226L192 229H196L197 226H202L203 223H204V221H205V220H204V221L201 220V219H204V218H202L203 216H201V215H199ZM63 215H64V216H63ZM67 215H68V216H67ZM72 215H74L75 220H71V218H69V217H71ZM85 215L88 216L87 219H86L88 222L85 221V218H86ZM121 215H122V216H121ZM132 215H133V214H132ZM152 215H151V217H146V219H145V220H146V223H147V222L150 223V222H149V221H150L149 219H151V218L153 217ZM196 215H197V216H196ZM7 216H9V218H7ZM31 216H32V215H31ZM77 216H78V218H77ZM84 216H85V218H84ZM139 216H140V217H139ZM200 216H201V218H200ZM45 217H46V218H45ZM57 217H58V218L61 217V221H60V219H59V220H57V221H58V222H57V221H56V218H57ZM62 217H63V218H64V217H66V218L68 217V218L70 219V221H72V222H73V221L75 222L76 219H78V220H79V219H80V220H84V221H82V222L80 221L81 223L84 222L82 226H80V225H81L80 223H79L80 225L78 224V226L81 227L79 230L82 229V231H83L82 233H83V234H81V231H79V230L77 231V229L75 230V228H76V227L78 228V226H75V225H73L72 222H70V223L72 224L71 227H72V226L75 227V228L72 227V228H73V232H74V230H75V232H77V234L80 232L79 234H81V235H78V236H77V235H75L76 233H74V235L71 234V230H72V228H71V227H70V228L68 227V226H70V224H68L69 221H68L67 223L65 222V223H66V224H65L62 220L66 221V219H62ZM120 217H121V218H120ZM138 217H139V218H138ZM44 218H45V219H44ZM54 218H55V219H54ZM68 218H67V219H68ZM92 218H96L97 220H96V219L93 220ZM132 218H133V219H132ZM147 218H149V219L147 220ZM185 218H186V219H185ZM196 218H197V219H196ZM25 219H24V220H25ZM32 219H33V220H32ZM47 219H48V220H47ZM50 219H51V217H50ZM69 219H68V220H69ZM72 219H73V218H72ZM91 219H92L93 221H95V222H94V225H93V222H92V224H91V222H89V220L91 221ZM134 219H135L136 221H135ZM199 219H200L201 223H200V221H199V223H197ZM2 220H3V218H2ZM27 220H28V222H27ZM43 220H44V221H43ZM78 220H77V222H79ZM120 220H122V222H124V221L126 220V222H125V223H121ZM143 220H144V219H143ZM182 220L177 221V222H175V223L173 224V227H174L175 224L179 222V224H177V225H179V226H175V227H174V228H175L174 230H176L177 227H178L180 231H183V229H185V228H182V226H183V227L186 226V227H188V228H186L185 230L190 229V231H191V230H192V229H191V226H187V225H184V224H183V225H180V224L183 223V222H181ZM7 221H8V222H7ZM59 221H60L61 223H63V227H64V228H65V226L67 225V227H66L65 229H69V230H70V232H69L70 234H69V233H65V235H62V236L65 237V239H64L65 241H66V240H68V241L70 240L69 243H66V242H65L66 245L63 244V238H64V237H62V236L59 237V236H58L59 234L54 233V232L60 233V231H61V232L63 231V234H64L65 231H66V232L69 231V230H65V229H64L65 231L62 230L63 227H62V224L59 223ZM187 221H188L189 223H188ZM0 222H1L0 225H2V221H0ZM128 222H129V223H128ZM130 222H131V223H130ZM17 223H16V225H17ZM56 223H57V224L59 223V224L61 225L62 228L58 227ZM126 223H127V225H128V224H130V225L126 226ZM148 223H147V226H148ZM29 224H31V223H29ZM32 224L34 225V223H32ZM32 224H31V225H32ZM64 224H65V225H64ZM123 224H125V225L122 227ZM137 224H138L139 226H138ZM140 224H141V223H140ZM198 224H201V225H198ZM20 225H21V226H20ZM24 225H25V224H24ZM60 225H59V226H60ZM76 225H77V223H76ZM141 225H142V224H141ZM169 225H170V224H169ZM7 226L10 228L9 230H7V229H8ZM26 226H27V227H25V229H27L29 225H26ZM91 226H92V227H91ZM125 226H126V228H125ZM134 226H133V227H134ZM145 226H146V224L144 223V224H143V227H145ZM2 227H3V228H2ZM19 227H18V228H19ZM36 227H37V226H36ZM121 227H122V228H121ZM129 227L131 228V230H130ZM173 227H172V225H170V227H168V228L166 227V228L169 230L170 228H173ZM180 227H181V228H180ZM195 227H196V228H195ZM119 228H120L122 231H119V230H120ZM124 228H125L126 230H125ZM148 228H149V227H147L146 229H148ZM149 229H150V228H149ZM149 229H148V230H149ZM167 229H166L164 232H163V230H161V233L164 234L165 232H167ZM181 229H182V230H181ZM34 230L37 231V232H35ZM124 230H125V232H124ZM143 230H144L143 232L145 233V228H144ZM174 230H172L171 232H168V233H170V234L172 233V235H169V234H167V233H165V235L167 234L168 237L172 236V237H170V238H173V240H174L175 238H174L173 236H175V235L177 236L176 233H180V232H177V230L175 231L176 233H174V232H173ZM3 231H2V230L0 231V244H1V245L4 244V246H0V247H1V248H0V251H2V250L4 251L6 248L9 249V246H8L9 243L6 244V242H7L6 240H8V239L4 240L5 242L3 241V239L6 238L5 233H4V236H3V234H1ZM10 231L13 232V233H11L10 235H8V234L10 233ZM40 231H42V230H40ZM85 231L88 232L89 235H90L91 233H92L91 235H93L92 237H90L91 235L89 236L88 233H87V235H86L85 238H87V240L89 239V237L92 238V240L89 239V240H91V241H89L88 243H87V240H86V239H85V241H84V239L81 238V237H84V236H85V235H84V234H85V233H84ZM146 231H147V230H146ZM150 231H151V230L148 231L149 234H148V233H145V234H146V235H147V234H148V235H153V234L156 235V233H157V232H153V234H152V233H150ZM194 231H195V230H194ZM33 232H35L36 234L34 235ZM52 232H53L54 234L57 235V237H58V239H59V242H58L57 237H56V238L54 237V236H56V235H54ZM128 232H127V233H128ZM143 232H142V233H143ZM151 232H152V231H151ZM158 232H159V231H158ZM186 232H187V231H185L184 234H182V232H181L182 235H179V234H178V236H179L178 238H182V237H183V239H180V240H181V242H182V240H183V243H188V244H186V245H188V247H189L190 243L193 242V243H191V246H190V247H192V248H190V247H189V248L187 247V249H186V248H182V246L178 244V243H181V242H178V241H180L179 239H177L178 241L175 240L174 242L170 239V240L173 242V243L171 242V244L175 245V242H177V244H178L177 246H179V247H177V246H176V247L173 246V247H175V248H173V249L176 251V250H177L176 248H181V251H178V252H177L179 255L182 254V253H180V252H185L184 250H186V252H188V251L190 250L188 253H190L191 250H194V251H192L194 254L191 252L190 254H188V256L193 255V256L197 257V256H201V255L203 256V255H205V253H204L205 250H203V252L200 251V250H198V251L196 250V251H195L196 247H197V249H198V247L200 248V246H201V244H200L199 246H196V244H194L195 237H194L193 235H194L195 233L192 232L193 234L190 235V234H187ZM24 233H22V234H24ZM26 233H25V234H26ZM51 233H52V236L50 235ZM189 233H191V232H189ZM17 234H18V236H17ZM61 234H62V233H60V235H61ZM67 234H68V236H67ZM118 234H119V235H118ZM131 234H133V232H132ZM131 234H127V235H131ZM157 234H159V235L161 236L162 239L160 238V236L157 237L158 235H156V237L153 236L154 238H153V237H150L151 240H153V241H151V240H149V241L154 242V243H157V242H158L159 244L162 243L161 246L157 243L160 247L164 246L163 244H165L166 242H167V243H168V242L170 243V240H169V238H168L167 236H165V235H161L160 232L157 233ZM174 234H175V235H174ZM185 234H187L188 237H187V236L185 237V236H184ZM244 234H246V232H245ZM244 234H243V235H244ZM249 234H250V232H247V236H248ZM48 235H50V236H48ZM70 235H73V239H74L75 236L78 237V238H77V239H74V240L71 241V239H72L71 237H72V236H70ZM117 235H118L119 237H121L122 240H125V239H126V240H125V241H120V239H121V238H120V239L117 241V244H116L115 241H116L117 239H115V238H116ZM127 235H125V236H127ZM142 235H143V234H142ZM142 235L140 236V238L142 237ZM146 235H143V236L146 238ZM243 235L240 234V235H238V236H240V238H241V236H242V238H243ZM88 236H89V237H88ZM118 236H117V238H119ZM122 236H123L125 239H123ZM162 236H163L164 238H163ZM176 236H175V237H176ZM190 236H193V237L190 238V239H192V241L188 239ZM238 236H234V237H236L235 240H238V239H237ZM249 236H250V238H247V237L245 236L247 240H246V239H245V240H239V241H236V243L238 244V242L240 243V241H241V243H242V241H244L243 243H246L247 241H249V244H251V240H250V239H252V238H258L257 236H254V235H252V238H251V235H249ZM253 236H254V237H253ZM3 237H5V238H3ZM8 237H7V238H8ZM16 237H21V238H19V240H18ZM26 237H27V238H26ZM46 237H47V238H46ZM48 237H52L53 240L51 241L52 238L49 239ZM61 237H62V239L60 240ZM66 237H67V239H66ZM68 237H70V238L68 239ZM79 237L81 238V240H82L83 242H86L87 244H83L82 241L79 240ZM100 237H103V239H104L103 241H104L105 245H102V244H101V243H103V241L101 240L102 238H100ZM147 237H148L147 239H150L149 236H147ZM166 237H167V238H166ZM197 237H198V236H197ZM234 237L229 239V240H231L230 242H232V241L234 240ZM1 238H3V239H1ZM14 238H16L15 241H16V243H17L18 245H17V244H13V243H15V242H14ZM54 238H55V239H54ZM98 238H99V239H98ZM108 238H109V239H108ZM111 238H112V240H111ZM145 238H141V239H144V240H140V239H139L140 242H137V241H136V242H135V243H136L135 246H137L139 243H141V242H143V241H146ZM152 238H153V239H152ZM155 238H157V240H156ZM165 238H166L167 241L165 240ZM176 238H177V237H176ZM184 238H186L187 240H189V242H186V241H185L186 239H184ZM193 238H194V240H193ZM201 238H202V239H205L206 237L204 238V236H203V237H201ZM238 238H239V237H238ZM240 238H239V239H240ZM26 239H28V240H26ZM46 239H47L48 241H47ZM114 239H115V241H114ZM158 239H161V240L158 241ZM198 239H200V237H199ZM232 239H233V240H232ZM248 239H249V240H248ZM1 240H2V242H1ZM25 240H26L28 243H27ZM38 240H40V239H38ZM41 240H40V241H41ZM76 240H78V241H77L78 244L76 243ZM100 240H101V241H100ZM105 240H108V242L106 243ZM110 240H111V244H110L111 247H109L110 249H108V251H107V248H108V245H107V244L110 243ZM162 240H164V241L162 242ZM168 240H169V241H168ZM206 240H209V238H206L204 241H201V239L198 240L199 242L202 243L203 249H205L204 243L206 244L207 242H209V241L205 242ZM210 240H211V239H210ZM229 240H228V241H229ZM254 240H255V239H254ZM254 240H252V241H253L252 244H253V243L255 244V242H257V241L259 240V238H258V240H255V242H254ZM11 241H12V240H11ZM17 241H18V242H17ZM34 241H35V242H34ZM50 241H51V242H50ZM54 241H55V242H54ZM60 241H61V242H60ZM68 241H67V242H68ZM79 241H80V242H79ZM119 241H120V242H119ZM126 241H127V242H130V243H127ZM149 241H146V242L149 243ZM155 241H156V242H155ZM184 241H185V242H184ZM190 241H191V242H190ZM228 241H227V244H229V245L232 244V243H230V242H228ZM245 241H246V242H245ZM20 242H21V241H20ZM24 242H25V245L23 246ZM33 242H34V243H33ZM37 242H39V241H37ZM113 242H114V245L112 244ZM122 242H124V243H122ZM195 242L197 243V245L199 244V242H197V241H195ZM203 242H204V243H203ZM260 242H262V244H261ZM44 243H45V244H44ZM60 243H61V244H60ZM104 243H103V244H104ZM118 243H119V244H118ZM121 243H122L123 245H122ZM125 243H126V245H125ZM137 243H138V244H137ZM147 243L144 242V244H146V245H147ZM167 243H166L165 245H166V247H168L169 249L166 248L165 246L162 247V248H164L165 250L168 249V252H169L170 250H173V249H170L172 245L169 246ZM183 243H182V244H183ZM233 243H235V242H233ZM236 243L233 244V246H235ZM258 243H260L261 245L264 244L263 240H262V241H258ZM258 243H256L255 245H258V247H259L260 244H258ZM5 244H6V245H5ZM59 244H60V245H59ZM62 244H63L64 246H63ZM88 244H89V246H87ZM97 244H98V242H97ZM192 244H194V246H196V247H193ZM249 244H248V245H249ZM55 245L59 246L60 249L58 248V249H59V250H58L57 248H55ZM85 245H86V246H85ZM106 245H107V248L104 249V248H105L104 246H106ZM115 245H116V246H115ZM118 245H121V246L119 247ZM142 245H143V243H141V245L139 244V245L137 246L138 248L136 247V250L139 249V250L141 251V249H145V246L143 247ZM184 245H185V244H184ZM186 245H185V246H186ZM243 245H244V244H243ZM245 245L247 246V244H245ZM245 245L243 246V248L245 247ZM6 246H8V247H6ZM22 246H23V247H22ZM61 246H62V247H61ZM99 246H100V247H99ZM112 246H114L115 249H114ZM122 246H123V247H122ZM124 246H125V247H124ZM139 246H140V247H143V248L140 249ZM180 246H181V247H180ZM230 246H231V245H230ZM241 246H242V244H240L239 247H237V246H236V247H237V248H240ZM250 246L253 247L252 245H250ZM4 247H5V248H4ZM27 247H28V248H27ZM33 247H32V248H33ZM83 247H84L85 253H84ZM95 247H96V248H95ZM126 247H128L127 250H125ZM251 247L248 246L247 248H251ZM262 247H264V246H262ZM2 248H3V249H2ZM18 248L15 249V250H18ZM52 248H53V249L55 248V249L52 250ZM88 248H90V249H88ZM116 248H117V250H118V248H121L120 251L122 250V248H124V249L122 250V252H123V251H125V252H123V253L121 252L122 255H121V254L119 255V254H118V253H119V250H118V251H115ZM162 248H161V249H162ZM193 248H194V249H193ZM201 248H202V247H201ZM201 248H200V249H201ZM241 248H242V247H241ZM241 248H240V249H241ZM243 248H242V249H243ZM183 249H184V250H183ZM240 249H239V250H240ZM244 249H245V248H244ZM9 250H10V249H9ZM9 250H8V252H9ZM12 250L10 251V253H14V255H19V253H21V254H20V255H22L21 260H22V259L24 260V258H25V260H24L25 262H24V261H21L17 256H15L17 259L20 260V261H19V260H16V259H15V260L17 261L16 264H19L18 261H19L20 263H21V262H22V263L24 262V264H25L26 261H27V260H26V259H27L26 257H30V258H31V256H30L29 253H28L29 256L26 255L27 252H30L31 249H28V251L25 250V251H27L26 253H23V251H22V252H18V251H14V252H12ZM56 250H58V252H57ZM87 250H88V251H87ZM96 250H97V249H96ZM101 250H99V251H97V252L99 253ZM134 250H135V247H134ZM136 250H135V251H136ZM178 250H179V249H178ZM3 251H2V252H3ZM50 251H51L52 253H53L54 251H56L57 253L54 252L56 255H51L52 253L50 254V253H49ZM140 251H138V252H140ZM157 251H158V250H157ZM15 252H17V254H16ZM44 252H46L45 254L48 253L47 256L44 254ZM144 252H145V251H144ZM148 252H149V256H150V255L152 256V257H150L151 259H153V257L156 256L155 253H150L151 251H148ZM168 252L166 251V253H168ZM199 252H201L202 254L200 253V255H196V254H199ZM5 253H6V251H5ZM88 253H89V255L91 256V258H90V256L88 255ZM115 253H117V254H115ZM145 253H147V252H145ZM156 253L160 254L159 251L156 252ZM170 253H172V251H170ZM170 253H168L166 257H168V255H169V258H170V257H171V254H170ZM2 254H3V253H2ZM2 254H1V252H0V255H1V256H2ZM6 254H7V253H6ZM6 254H5L4 256H6ZM8 254H9V253H8ZM8 254H7V255H8ZM23 254H25L26 256L24 255V256H25V257H24ZM100 254H103L104 256L102 257V255L100 256ZM114 254H115V255H114ZM152 254H153L154 256H153ZM172 254H176V253L173 252ZM185 254H186V253H185ZM185 254L183 253L182 256L185 255ZM240 254H241V252H240ZM14 255H13V256H12L11 254L8 255L9 257L13 258V259H11V258L9 259V261H10V260H13V261H14V262H13V261H12V262L10 261L11 264H13V263L15 264V260H14L15 257H14ZM20 255H19V257H21ZM48 255H50L49 258H48ZM98 255H99V256H97V257H99V259H101V260L105 258V254H104L103 252H102V253L100 252ZM108 255H106V257H107ZM161 255H162V253H161ZM161 255H159V256H157V257H154V260H153V261H155V258H158V260L160 259L159 257L162 258ZM179 255H177V257H178V258L176 257L177 259H181V258H179L181 255H180V256H179ZM241 255H242V254H241ZM244 255H245V254H244ZM244 255H242V256H244ZM1 256H0V258H1V259H0V264H3V262L8 261V260H6V257H4V256H3V257H4V258H3L4 260H2V257H1ZM45 256H46L47 258H46ZM193 256H192V258H193ZM202 256H201V257H202ZM237 256H238V255H237ZM237 256H236V258L238 259L237 261H239V258H240V260L243 258V257L241 258V256H239V258H238ZM245 256H246V255H245ZM9 257H7V259H8ZM23 257H24V258H23ZM41 257H42V258H41ZM101 257H102V258H101ZM119 257H120V258H119ZM164 257H165V256H164ZM174 257H175V256H174ZM246 257H247V256H246ZM40 258H41V259H40ZM110 258H111V257L105 258L106 260L104 259V260H102V262H103V261L107 262ZM112 258H111V259H112ZM124 258H125V257H124ZM124 258H123V259H124ZM202 258H203V257H202ZM236 258H234V259H236ZM33 259H31V260L33 261ZM47 259H48V260H47ZM49 259H50V260H49ZM53 259H54V258H53ZM95 259H98V258H95ZM95 259H94V260H95ZM99 259H98V260H99ZM107 259H108V260H107ZM111 259H110V260H111ZM118 259H119L120 261H119ZM162 259H163V260H167V259H164V258H162ZM162 259L159 260L160 264L162 263L161 261H163ZM171 259H172V257H171ZM171 259H170V260H171ZM193 259H194V258H193ZM193 259H192V260H193ZM198 259H200V257H198ZM243 259H245V262L248 260V258H247V260H246L245 257H244ZM1 260H2V261H1ZM5 260H6V261H5ZM80 260H81V261L84 260V261L81 262ZM112 260H113V259H112ZM112 260L110 261V263L116 262L115 260H113V261H112ZM158 260H156V261L158 262ZM170 260H167V261L169 262ZM196 260H197V259H196ZM32 261H31V262H32ZM46 261H47V262H46ZM52 261H53V260H52ZM95 261H96V260H95ZM99 261H100V260H99ZM123 261H124V260H122V262H123ZM156 261H155L154 263H157ZM167 261H166V262H167ZM193 261H195V260H193ZM193 261H192V262H193ZM222 261H223V260H221V263H223V264H228V261H226L227 263L225 262V260H224L223 262H222ZM1 262H2V263H1ZM31 262L29 261V258H28V264H29V263L31 264ZM90 262H91V264H92L93 261L90 260ZM90 262H89V263H90ZM163 262H164V261H163ZM166 262L163 263V264H168V263H166ZM170 262H171V261H170ZM224 262H225V263H224ZM243 262H244V260L239 261V262H236V263H237V264H240V263L243 264ZM10 263H9V262H6V264H10ZM89 263H87V264H89ZM96 263L99 264L98 261L95 262V264H96ZM107 263L109 264V261H108ZM107 263H105V264H107ZM118 263H113V264H118ZM221 263H220V261H219V264H221ZM247 263H248V262H246V264H247ZM101 264H102V263H101ZM103 264H104V263H103ZM170 264H171V263H170ZM244 264H245V263H244Z\"/></svg>",
  "mask_w": 264,
  "mask_h": 264
},
{
  "label": "bare ground",
  "instance_id": "obj_2",
  "mask_svg": "<svg viewBox=\"0 0 264 264\" xmlns=\"http://www.w3.org/2000/svg\"><path fill=\"white\" fill-rule=\"evenodd\" d=\"M43 1H44V0H43ZM43 1H42V2H43ZM50 1H51V0H50ZM61 1H62V2H61ZM66 1H67V0H66ZM132 1H133V0H132ZM183 1H188V0H183ZM192 1H193V0H192ZM45 2L48 3L49 0H48V1L46 0V1H44L43 3L45 4ZM63 2L65 3V0H64V1H63V0H60V1H58L57 3L54 2L55 5L58 4V5H56V6H55L54 4L49 5V4L46 3L45 5L47 6V9L50 10V11L52 12L51 15H50V13H49L50 11H48V13H49L48 16H49V15L52 16V14H56L57 11H58V12L63 11V10H62V7H63L64 5L61 6V5L63 4ZM68 2H69V3H68ZM68 2H66V3H68V4H67L68 7H69V6L71 7V5H72V4L70 3L71 1L68 0ZM134 2H135V0H134ZM139 2H140V0H139ZM35 3H36V2H35ZM43 3H40V4L42 5ZM50 3H52V1H51ZM60 3H62V4H60ZM66 3H65V6L67 7ZM72 3H73V1H72ZM125 3L127 4L128 2H125ZM182 3H183V2H182ZM187 3H189V1H188ZM187 3L185 2L184 4H186V6H187ZM194 3H195V0H194ZM194 3H193L192 6H194ZM33 4H34V2H33ZM44 4H43V5H44ZM126 4H125V5H126ZM132 4H133V3H132ZM132 4L130 5V2H129V5H128V4H127V5H128L129 7H131ZM137 4H138V0H137L136 5H137ZM184 4H183V5H184ZM45 5H44V6H45ZM127 5H126V6H127ZM189 5H191V3H190ZM32 6H33V7H32ZM32 6H31V7L34 8L36 5H35V6L32 5ZM37 6H38V7H37L36 10L33 9V10L36 11V13H37V10L39 11L38 8L40 7L39 4H38ZM46 6H45V7H46ZM48 6H51L50 9H49ZM65 6H64V8H65ZM72 6H73V5H72ZM134 6H135V4H134L132 7H134ZM186 6H184V8H186ZM68 7H67V8H68ZM129 7H128V9H129ZM187 7H189V6H187ZM32 8H31V9H32ZM64 8H63V9H64ZM126 8H127V7H126ZM47 9H46L45 11H47ZM55 9H56V10H55ZM60 9H61V10H60ZM71 9H72V7H71ZM71 9L68 8V9H66V11H65V10L63 11L64 14L61 12L62 14L59 13L58 15H60V16L63 17V15H65L66 12L69 13V11H71ZM132 9H133V8H132ZM33 10H32V11H33ZM32 11L30 10L31 13H32ZM35 11H34L32 14L35 15V14H36ZM72 11L74 12L73 9H72ZM72 11H71V12H72ZM238 11H240V9L237 10V13H236V14H238ZM241 11H242V10H241ZM28 12H29V11H27V13H28ZM30 12H29V14H30ZM53 12H54V13H53ZM126 12H128V10H127ZM129 12H132V10H130ZM232 12L234 13L235 11L232 10ZM232 12H231V13H232ZM243 12H244V10H243ZM38 13H39V12H38ZM41 13L43 14L42 10H40V13H39V14H41ZM161 13H162V12H161ZM233 13H232V16L236 15V14L233 15ZM240 13H241V12H240ZM240 13H239V15H240ZM32 14H31V16H32ZM39 14H38V15H39ZM72 14H73V13H72ZM130 14H131V13H130ZM130 14H128V16H129ZM152 14H153V12L151 13L150 16H153ZM159 14H160V13H159ZM163 14H165V13H163ZM163 14H161V15H163ZM38 15H37V17H38ZM58 15L56 14V15H54V16H58ZM124 15H125V13H124ZM124 15H122V16H124ZM126 15H127V14H126ZM154 15L156 16L155 13H154ZM157 15H158V14H157ZM39 16H40L39 18H41V20H42V17H44L45 15H44V16L39 15ZM48 16H46L45 19H47ZM54 16H52V17H54ZM60 16H59V17H60ZM66 16H70V15H67V14H66ZM73 16H74V15H73ZM73 16H72V15L70 16V20H66L67 17H66V19H65V17H64V18H61V19H64L63 22H62L61 19L58 20V21H56L55 19H53V20H55L56 22H58V24H60V23L62 22V23H61L62 25H64V26H68L69 23L71 22V17H73ZM187 16H189V15H187ZM192 16L195 17V14H194V15H193V14L190 15V17L193 19ZM203 16H204V15H203ZM205 16H206V15H205ZM243 16H244V15H243ZM52 17H51V18H52ZM118 17H119V16H118ZM157 17H159V16H157ZM157 17H156V20L159 21ZM161 17H162V16H161ZM161 17H160V18H161ZM164 17L166 18V16H163L162 18H164ZM190 17H189V18H190ZM201 17H202V16H201ZM201 17H200V16H199V17L196 16V17L193 19V21H194L196 18H197V20H198V18H201ZM238 17H239V16H238ZM259 17H260V16H259ZM55 18H56V17H55ZM116 18H117V17H116ZM116 18H113V17H112L111 19H116ZM121 18H124V17H121ZM152 18H153V17H152ZM167 18H168V16H167ZM167 18H166V19H167ZM191 18H190V19H191ZM203 18H204V17H203ZM205 18H206V17H205ZM235 18H236V16H235ZM235 18H234L233 21H236ZM239 18H240V17H239ZM239 18H238V19H239ZM242 18H243V17H242ZM45 19H44V20H45ZM72 19H73V18H72ZM166 19H165V21H163L164 19H163V20H160V23H161V24H162V22H164V23H163L164 28H165L166 26L168 27V25H170V24L166 25V24H167ZM168 19H170V18H168ZM192 19H191V20H192ZM232 19H233V18H232ZM65 20L68 21V24H65V23H64ZM73 20H75V19H73ZM73 20H72V22H73V24H75L76 22H74ZM109 20H110V18H109ZM109 20H108V21H109ZM119 20H120V19H117V21H115V22H119ZM171 20H172V19H171ZM187 20H188V19H187ZM203 20H204V19H200V20H199V23H200V21H202L201 23L203 24V23H204ZM261 20H262V19H261ZM261 20H260V21H261ZM46 21H47V20H46ZM51 21H52V20H51ZM59 21H61V22L59 23ZM157 21H156V22H157ZM172 21H173V20H172ZM184 21L187 22L186 19H184ZM195 21H196V20H195ZM242 21H243V20H242ZM43 22H44V21H43ZM47 22L51 23V25L54 24V23L52 24V22H50V18H49V21H47ZM111 22H112V21H111ZM111 22H110V23H111ZM151 22H154V20H152ZM174 22H175V21H174ZM174 22H173V24H175ZM181 22H183V21H181ZM181 22H180V23H181ZM185 22H183V24H184ZM189 22H191V21L189 20ZM228 22H229V20L227 21V23H228ZM230 22H231V23H228L227 25L231 24V25L234 26V25H237V23H238L239 21L236 22V23H235V22H232V21H230ZM243 22H244V21H243ZM110 23H108V24H110ZM157 23H159V22H157ZM168 23H169V20H168ZM170 23H171V22H170ZM206 23H207V22H206ZM240 23H241V22H240ZM259 23H260V22H259ZM42 24H43V23H42ZM44 24H45V27H46V23H45V22H44ZM55 24H56V23H55ZM58 24H56V26H54V27H53V26H51V27H53L55 30H57L56 28H58V27H59V29H60L61 25H60V26H57ZM70 24H71V23H70ZM73 24H72V25H73ZM112 24L115 25V23H113V22H112ZM116 24H117V23H116ZM154 24H156V23L154 22ZM161 24H160V25H161ZM173 24H171V26H172ZM186 24H189V23H186ZM238 24H239V23H238ZM242 24H244V23H242ZM49 25H50V24H47V26H49ZM72 25H70V26H72ZM76 25L78 26L79 23L77 22ZM76 25H73V26H76ZM156 25H157V24H156ZM156 25H154V26L152 25V26H153V27H156ZM160 25L158 24L157 27H160ZM165 25H166V26H165ZM177 25H178V24H177ZM179 25H180V24H179ZM179 25H178V26H179ZM231 25H230V26H231ZM64 26H62V27L64 28ZM178 26H177V27H178ZM181 26H182V25H181ZM203 26H204V25H203ZM230 26H228V27H230ZM240 26H241V25H240ZM240 26H238V27H240ZM49 27H50V26H49ZM55 27H56V28H55ZM62 27H61V28H62ZM157 27H156V28H157ZM161 27H162V25H161ZM172 27L175 28L176 25H175V26H172ZM177 27H176V28H177ZM184 27H185V24H184ZM228 27H227V28H228ZM235 27H236V26L233 27V30H234ZM238 27H237V31H238V29H239ZM243 27L245 28V25H243ZM247 27H248V26H247ZM41 28L44 29L46 32L49 33V30H48L47 28H46V29L43 28L42 25H41ZM68 28H69V27H68ZM73 28L76 29L77 27H73ZM164 28H160V30L163 29V32H165V31L167 30V28H166V30H165ZM170 28H171V27H170ZM176 28H175V31H174L175 33H176ZM227 28H226V29H227ZM248 28H249V27H248ZM23 29H24V32H25V30H26L27 28H22V30H23ZM42 29H41L40 33L43 32ZM49 29H50V28H49ZM65 29L67 30V27H66ZM65 29H64V30H65ZM177 29H178V28H177ZM228 29H229V28H228ZM230 29L232 30V26L230 27ZM240 29H242V28H240ZM246 29H247V28H245V30H246ZM250 29L252 30V28H250ZM20 30H21V29H20ZM27 30H28V29H27ZM77 30H78V28H77ZM164 30H165V31H164ZM231 30H230V31H229V30H225V31H229V32L231 33V32H232ZM235 30H236V28H235ZM242 30H244V29H242ZM242 30H241V31H242ZM251 30H250V32H251ZM15 31H16V30H15ZM18 31H19V30H18ZM50 31L52 32V30H50ZM57 31H58V30H57ZM57 31H56V32H57ZM60 31H62V33H63V35H61V36H65V35L67 34V32H66V34H64L65 32H63L62 29L59 30V32H60ZM67 31L70 32V31H73V30H72V28H71V29H68ZM168 31H170V30L168 29ZM168 31H167V32H168ZM239 31H240V30H239ZM20 32H21V31H19V32L16 31L15 35H17V33H20ZM22 32H23V31H22ZM24 32L21 33L20 35H23ZM46 32H43L42 34L45 36L46 34H48V33H46ZM229 32H228L227 36H228V37L231 36V35L233 36L234 33L232 32L231 35H230ZM247 32H248V31H247ZM252 32H253V31H252ZM29 33H30V34H29ZM32 33H33V32H31V31L28 32L29 35H28V34H27V35H28L29 37L27 38V37L25 36L27 39L23 37L24 35L22 36V37H23L22 39H24L25 42H28V44H29V43L32 44V42H29V41H33V37H31V34H32ZM44 33H46V34H44ZM52 33H53V32H52ZM52 33H50V34H52ZM62 33H60V34H62ZM157 33H158V32H157ZM171 33H173V32H171ZM180 33H181V32H180ZM226 33H227V32H226ZM237 33H238V32H237ZM241 33L243 34V32H241ZM245 33H246V32H245ZM253 33H254V32H253ZM255 33H258V32H255ZM53 34H55V33H53ZM60 34L58 35V37L60 36ZM71 34L74 35L72 32H71ZM71 34H69V35H71ZM167 34L169 35L170 33L168 32V33H166V35H167ZM238 34H239V33H238ZM247 34H248V33H247ZM11 35H12V34H11ZM11 35H9V36H11ZM15 35H14V36H15ZM20 35H18V37H19ZM55 35L57 36V34H55ZM78 35H80V33L77 34V36H78ZM168 35H167V38H168ZM170 35H171V34H170ZM170 35H169V36H170ZM179 35H180V34H179ZM219 35H220V34H219ZM219 35H218V36H219ZM225 35H226V34H225ZM240 35H241V34H240ZM244 35H245V34H244ZM249 35H251V34H249ZM252 35H253V34H252ZM257 35H258V34H257ZM44 36H43V37H44ZM51 36H52V35H51ZM53 36H54V35H53ZM66 36H67V35H66ZM66 36H65V38H67L68 41H70L69 38L71 39L70 42H73V41H72V38H73V39H76V38H74V37H72V36H71V37L68 36L69 38L66 37ZM75 36H76V35H75ZM77 36H76V37H77ZM114 36H115V35H113V37H114ZM177 36H178V35H176V37H177ZM237 36H238V35H236V37H237ZM242 36H243V35H242ZM260 36H261V35H260ZM20 37H21V36H20ZM46 37H47V36H46ZM58 37H57L58 40L56 39V37H55V40H53L54 38L51 37V40H52V41H50L49 44H51V42H52V43H53L52 46L54 47V45H56V42H55L56 40H57V42L59 41L62 45L65 44V43H62V39H63L64 37H63V38H61V37L58 38ZM78 37H79V36H78ZM118 37H119V35H118ZM118 37H117V38H118ZM176 37L174 38V40H176ZM178 37H179V36H178ZM252 37H253V39H255V40L257 41V38H254V37H256L255 35L252 36ZM252 37H251V38H252ZM258 37H259V36H258ZM9 38H10V37H9ZM15 38H16V37H15ZM47 38H48V37H47ZM49 38H50V37H49ZM65 38H64V39H65ZM114 38H115V37H114ZM114 38H113V39H114ZM171 38H172V36H171ZM229 38H230V37H229ZM229 38H228V41H229V40L232 41V38H231V39H229ZM12 39H13V40H12ZM12 39H11L12 41H10V40L8 39V40L11 42V44H13L14 42H16V41H14V38H12ZM17 39L19 40L20 38H17ZM17 39H16V40H17ZM45 39H46V38H45ZM59 39H60V40H59ZM80 39H83V38H79V39L74 40V41H76V43H75L76 45L79 44L78 42H81ZM118 39H119V40L116 39L115 42L120 41V38H118ZM161 39H164V38H161ZM161 39H160V40H161ZM214 39H215V38H214ZM235 39H239V40H240V39H242V38H241L240 36H238V38H235ZM249 39H250V37H249ZM253 39H251V40L253 41V42L251 41V42H252V45H253L252 48H253V47H256V46H254V42H255V40H253ZM18 40H17V42H20V41H18ZM43 40H44V38H43ZM65 40H66V39H65ZM65 40H64V41H65ZM77 40H78V41H77ZM84 40H85V38H84ZM122 40H123V39H122ZM172 40H173V39H172ZM212 40H213V39H212ZM226 40H227V39H226ZM233 40H234V39H233ZM239 40H237V41H239ZM243 40H244V39H243ZM243 40H242V42H243ZM6 41H7V40H6ZM6 41H5V43H6ZM9 41H8V42H9ZM13 41H14V42H13ZM34 41H35V40H34ZM53 41H54V42H53ZM107 41H110V38H109V40H107ZM113 41H114V40H112V42H113ZM165 41H166V40H165ZM213 41H215V40H213ZM213 41H211V42H213ZM231 41H230V42H231ZM244 41H245V40H244ZM248 41H250V40L247 39V42H248ZM17 42H16V44L14 43V45H13L14 47H13V48H15V49L17 50V51L15 50L16 53H18V54L23 53V54H24V51L22 52V50L24 49L23 47H22V48H23V49H22V48H20V46H19V48L21 49V50L19 49V51H20L21 53L18 51V48H16V47H18V46H17ZM21 42H22V40H21ZM23 42H24V41H23ZM35 42H36V41H35ZM66 42H67V41H66ZM82 42H83V41H82ZM84 42L86 43V41H84ZM84 42H83L82 44L78 45V46H76V45H72L71 47L76 46V48L79 49V51H81V48H83V44H84ZM115 42H113V46L115 45V47H116L118 44H121V43H122L123 45L125 44V43H123L124 41H123V42L121 41L120 43L117 42V43H118V44L116 43L117 45L114 44ZM169 42L171 43V41H169ZM215 42H216V41H215ZM230 42H229V43H230ZM233 42H234V41H232V43H233ZM235 42H236V40H235ZM251 42H249L250 45H251ZM258 42H259V41H257V42L255 43V45H256V44L258 45V46L256 47L257 50H259L258 48L261 49V47H259V45H260V43H263L262 40H261L260 43H258ZM5 43L3 42L2 44L5 45ZM33 43H34V42H33ZM36 43H37V42H36ZM73 43H74V42H73ZM73 43H71V44H73ZM77 43H78V44H77ZM102 43L104 44V43H106V42H101V44H102ZM110 43H111V42H110ZM167 43H168V42H167ZM173 43H174V42H172V45H173ZM245 43H246V41H245ZM249 43H247V45H248V48L250 49V45H249ZM2 44H1V45H2ZM20 44H21V43H20ZM20 44H18V45H20ZM22 44H23V43H22ZM37 44H38V43H37ZM57 44H58V43H57ZM86 44H87V43H86ZM86 44H85V45H86ZM103 44H102L101 46H103ZM111 44H112V43H111ZM142 44H143V43H142ZM175 44H178V43H175ZM175 44L173 45V47H174V48H177V50L180 49V47H175V46H177V45H175ZM243 44H244V43H243ZM243 44H242V45H243ZM4 45H3L2 49L5 47ZM6 45H8V44H6ZM9 45H10V44H9ZM9 45H8V47L11 48L12 46H9ZM15 45H16V46H15ZM25 45H27V44L25 43ZM25 45H24V46H25ZM32 45H34V44H32ZM38 45H39V44H38ZM67 45H70V44H67ZM67 45H64V46H66V49L68 50ZM88 45H89V43H88ZM88 45H86V46H88ZM90 45H91V44H90ZM94 45H95V43H94ZM97 45H98L97 47H100L99 44H97ZM167 45H168V47L170 46L169 44H167ZM167 45H166V46H167ZM172 45H171V46H172ZM208 45H210V44H208ZM212 45H213L212 49H214L213 52H215L216 48H214V46H215V45H214V42L212 43ZM239 45H241V44H239ZM28 46L31 47L30 45H28ZM35 46H36V45H34V47H35ZM50 46H51V45H50ZM52 46H51V47H52ZM79 46H80L81 48H80ZM104 46H105V45H104ZM119 46H121V48H122V45H118V47H119ZM126 46H127V44H125L123 47H126ZM143 46H144V45H143ZM166 46H163V47L165 48ZM178 46H179V44H178ZM198 46H199V45H198ZM198 46L196 47V50L199 51ZM229 46H231V44H230ZM233 46H234V44H233ZM8 47H7V48H8ZM25 47H26V46H25ZM32 47H33V46H32ZM38 47H39V46H38ZM38 47H36L35 49H34V48H31V49H33V50L35 51ZM40 47H41V46H40ZM40 47H39V48H40ZM51 47H50V48H51ZM53 47H52V48H53ZM55 47H57V45H56ZM61 47H63V46H61ZM68 47H69V46H68ZM88 47H90V49H92L91 46H88ZM97 47H96V48H97ZM108 47H109V45H108ZM115 47H114L113 50H115ZM154 47H155V46H154ZM163 47H161V48H163ZM173 47H172V49H173ZM183 47H184V46H183ZM209 47H210V46H208V48H209ZM246 47H247V46H246ZM27 48H28V47H27ZM39 48H38V50H39ZM74 48H75V47H74ZM76 48H75V49H76ZM84 48L86 49L87 47L84 46ZM93 48H94V50H95V47H93ZM103 48H104V47H103ZM109 48L111 49V47H109ZM109 48H108V49H109ZM112 48H113V47H112ZM127 48H128V46H127L126 48H124V49L122 48V50H125V51L129 50V52H130V48L132 49V46H131L129 49H127ZM159 48H160V46H159ZM161 48H160V49H161ZM166 48H167V47H166ZM187 48H188V49L190 48V50H191L193 47H192V48H191V47H187ZM187 48H186V49H187ZM197 48H198V49H197ZM227 48H229V47H227ZM234 48H235V47H234ZM236 48H237V47H236ZM262 48L264 49V44H262ZM0 49H1V48H0ZM4 49H5V48H4ZM4 49H3V50H4ZM25 49H26V48H25ZM25 49H24V50H25ZM43 49H44V48H43ZM43 49H42V50H43ZM45 49H46V48H45ZM53 49H54V48H53ZM56 49H57V48H56ZM58 49H62V48H58ZM58 49H57V52L62 53V52L64 51L65 54H66V51H65L66 49H65V48H64L65 50L62 49V50H63L62 52H61V51H58ZM75 49L72 48V50H75ZM85 49H83V50H84V51L88 50V49H86V50H85ZM104 49H105V48H104ZM104 49H102V47H101V50H104ZM119 49H120V48H119ZM126 49H127V50H126ZM170 49H171V48H170ZM170 49L167 48V50H169V52H170L169 54H171ZM172 49H171V50H172ZM182 49H183V52L186 51V50L184 51V48H182ZM188 49H187V51H188ZM194 49H195V48H194ZM194 49H193V50H194ZM232 49H233V47H232ZM249 49H248V50H249ZM5 50H6V49H5ZM38 50H37V57H38L39 55L42 56V57H41V60H40V58L35 57V53H33V54H34V56H33V54H32L33 51L31 52L30 49H29V52H28V49L25 51L24 56H23V54L20 55L21 58H19V57H17V56H16V58H13L14 55H18V54L14 53L15 51H13L12 49H11V51H10L9 49L6 50V51H10V52L13 53L14 55H13V54L11 55V53H9V52H6V55H5V51H2V50H1V52H3V54H2L1 52H0V53H1V55H4V57L13 56L11 59H12V60L15 59V61H16V59H17L18 61L21 59V61H19V62L16 61V63H18V64H17L18 66H20V65H19L20 62L25 63V66H27L28 64H30V61L28 60V58L31 60V57H29V56H33L35 59L32 58V62L34 63V61H35V62L37 61V62H36L37 65H35L36 63H35V64H32V62H31V64H30V65H31V68L33 69V68H35V66H36V67H41V70L44 69V72H46V69H48V68L50 67V66L48 67V66L45 64L46 62L50 61V60L46 59L47 56H48V54H47V53H43V54H46V55H44V56H46V58H44V59H46V61H45V60H42V58H43V54H38V53H39ZM96 50H97V49H96ZM106 50H107V46H106ZM113 50H111V51H113ZM116 50H117V48H116ZM116 50H115V51H116ZM120 50H121V49H120ZM120 50H118V52H119ZM132 50H133V49H132ZM164 50H165V49H164ZM167 50H166V51H167ZM180 50H181V49H180ZM196 50H195V52L198 53ZM222 50H225V49H222ZM230 50H231V49H230ZM248 50H247V48H246V51H248ZM12 51H13V52H12ZM39 51L41 52V49H40ZM43 51H44V50H43ZM47 51H48V50H47ZM69 51H70V48H69ZM75 51H76V50H75ZM91 51H93V49H92ZM91 51H90V52H91ZM107 51H108V50H107ZM125 51H123V52H125ZM173 51H174V50H173ZM201 51H202V50H201ZM225 51H226V50H225ZM228 51H229V50H228ZM233 51H235V50H233ZM233 51H232V52H233ZM246 51L244 50V52H243V54H245L243 57H245V58L247 57ZM262 51H263V50H262ZM26 52H27V54L31 52L32 55H30V54L27 55ZM49 52H50V51H48V53H49ZM70 52H71V51H70ZM94 52H96V51H94ZM99 52H100V49H99ZM99 52L97 51V54H99ZM108 52H110V51H108ZM116 52H117V51H116ZM121 52H122V51H121ZM121 52H119V53L121 54ZM129 52H127V53H129ZM131 52H132V54H133L134 56H130V57H128V58H130V59H126V61L128 62V60H132L133 63H135L134 61L136 60V58H137L138 56H137V54L134 53V50L131 51ZM154 52H156V51H154ZM154 52H151V53H150V51H149L150 54L145 55V56H150V55L153 54L152 56L155 58L154 54L159 53L160 50L157 51L156 53H154ZM161 52H162V51H161ZM190 52H191V51H190ZM193 52H194V51H193ZM222 52H223V51H222ZM237 52H238V51H237ZM254 52L256 53V50H255V51H252V52H250V53L253 54ZM259 52H260V51H258V53H259ZM263 52H264V51H263ZM7 53H9V55H7ZM52 53H53V54H52ZM74 53H75V52H74ZM79 53H80V52H79ZM79 53H78V54H79ZM86 53H87V51H86ZM86 53H84V55H85ZM88 53H89V52H88ZM92 53H93V52H92ZM110 53L112 54V52H110ZM119 53H117V55H118ZM127 53H124V54L122 53V54H123L122 56H125ZM144 53H145V52H144ZM146 53H147V52H146ZM178 53H179V51L177 52V54H178ZM180 53H181V52H180ZM185 53L187 54L188 52H185ZM185 53H184V54L182 53V54H183V55H186ZM210 53H212V52H209L208 54H210ZM220 53H221V52H220ZM227 53L229 54L230 51H229V52H226L225 54H227ZM234 53H235V52H234ZM248 53H249V52H248ZM255 53H254V56H256ZM51 54H52L53 56H56V55H54V51H51ZM55 54H56V53H55ZM65 54L62 53L61 56H65ZM67 54H69V53H67ZM67 54H66V56H67ZM71 54H73V52H71ZM75 54H77V52H76ZM80 54H83V52L80 53ZM95 54H96V53H95ZM97 54H96V55H97ZM100 54H102V53L100 52ZM141 54H142V52H141ZM141 54H140V55H141ZM162 54H163V55H162ZM166 54H168V52H167ZM169 54H168V55H169ZM172 54H173V53H172ZM172 54L169 55V56H170V57H171V56H172V57H175L176 54L174 53V56H173ZM188 54H189V53H188ZM192 54H193V53L191 52L190 56H192ZM194 54H195V53H194ZM194 54H193V55H194ZM199 54H201V53H199ZM208 54H206V55L203 54V55L206 56V57H208V56H209ZM212 54H213V53H212ZM212 54H211V56H212ZM238 54H239V53H238ZM252 54H248V55H251V59H248V60H251V61L253 62V60H254L255 58H252V57H254ZM256 54H257V53H256ZM25 55H26V56H25ZM57 55H60V54L58 53ZM69 55H70V54H69ZM69 55H68V56H69ZM86 55H87V54H86ZM86 55H85V56H86ZM92 55H93V54H92ZM103 55H105V53L102 54V55H99V56L97 55V56L99 57V58H97V59H98L100 62H102V61L105 62L104 59L107 58V55L105 56L106 58H104ZM108 55H109V54H108ZM113 55H114V54H113ZM128 55H129V54L126 55V58H127ZM135 55H136V56H135ZM159 55H160V56L162 55V57H165L167 60H166V59H165V60L162 59V60L160 61V59H159V61H158V59H157V60L155 59V62L158 61V63H160V64L163 63V62H164V63L167 62V65L169 66V65H170V62H169V59H168V58H170V57H167L168 55H167V56H164V53H160ZM183 55H181V57H182ZM217 55H218V54H217ZM22 56L24 57V59H23ZM66 56H65V57H66ZM70 56H71V55H70ZM70 56H69V57H70ZM72 56H73V55H72ZM85 56H84V57H85ZM87 56H88V55H87ZM87 56H86V58L89 59ZM90 56H91V55H90ZM94 56H95V55H93V57H94ZM100 56H102V57L104 58V59L101 58V60L103 59L102 61L100 60ZM109 56H110V55H109ZM111 56H112V55H111ZM111 56H110V58H111ZM115 56H116V55H115ZM118 56H121V55H118ZM160 56H159V58H160ZM179 56H180V54H179L177 57L179 58ZM190 56H189V55H186V57H188L189 59L191 58ZM195 56H196V54L193 56L194 59H195V58H198V57H195ZM221 56H222V55H221ZM226 56H228V55H226ZM236 56L238 57V56H240V55H236ZM241 56H242V54H241ZM1 57H3V56H1ZM1 57H0V58H1ZM4 57H3V58H4ZM26 57H28V58H26ZM77 57H78V56H77ZM79 57H82V58H83V55H80ZM93 57H92V58H93ZM131 57H132V58L135 57V58H133V59H135V60L131 59ZM153 57L150 56L149 58L151 59V58H153ZM162 57H161V58H162ZM237 57H236V58H237ZM249 57H250V56H249ZM249 57H247V58H249ZM18 58H19V59H18ZM25 58H26V60H25ZM48 58H50V57H48ZM60 58H61V57H60ZM60 58H59V60H58L59 63H60V60L63 61V59H60ZM71 58L74 59V56L71 57ZM75 58H76V57H75ZM92 58H90V60H92ZM95 58H96V57H95ZM112 58H113V60H114V58H117V57H114V56H113ZM120 58H121V57H120ZM123 58H124V59H123V60L121 59L122 62H119V64H122L123 62L125 63V57H123ZM147 58H148V57H147ZM147 58H144V56H143V58H139V57H138V59L136 60V62H138L139 59H141L140 61H142V59L149 60V59H147ZM208 58H209V57H208ZM236 58H233V59H235V61H236ZM22 59H23V60H22ZM66 59H67V57H66ZM77 59H78L77 61H80L79 58H77ZM84 59H85V58H83V60H84ZM93 59H94V58H93ZM97 59H96V60H97ZM118 59H119V57H118ZM170 59H172V58H170ZM174 59H175V58H174ZM174 59H172V62H171V63H173V64H174V62H173ZM179 59H180V58H179ZM179 59H178V60H179ZM183 59H184V56H183ZM186 59H187V58H186ZM186 59H184V61H186ZM194 59H193V60H194ZM210 59H212V58H210ZM213 59H214V58H213ZM221 59H222V58H220L219 60H221ZM233 59H231V60H233ZM243 59H244V58H243ZM24 60H25V61H24ZM27 60H28V61H27ZM33 60H34V61H33ZM38 60H39L40 62L42 61L41 64L45 61V62L43 63V66H44V64H45V66H46L47 68L44 67V68L42 69V65H40V64L38 63ZM47 60H48V61H47ZM53 60H55V59H53ZM53 60H51V62H53ZM56 60H57V59H56ZM67 60H68V59H67ZM74 60H75V59H74ZM74 60H73V61H74ZM81 60H82V59H81ZM90 60H89L88 62L91 64V62H92L93 60H92L91 62H90ZM115 60H116V59H115ZM115 60H114V61H115ZM193 60H192V62H193ZM197 60H198V59H197ZM206 60H207V59H206ZM231 60H229V61H231ZM241 60H242V58H241ZM244 60H245V59H244ZM248 60H247V61H248ZM8 61H11V60H8ZM58 61H56V63H57ZM65 61H66V60H65V58H64V61H63V62H65ZM71 61H72V60H71ZM71 61H70L69 63H72ZM86 61H87V60H86ZM86 61H83L84 64H85ZM116 61H117V60H116ZM119 61H120V60H119ZM132 61H131V62H132ZM143 61H144V60H143ZM152 61L154 62V59H152ZM162 61H163V62H162ZM175 61H177V59H176ZM180 61L182 62V60H179L178 63H179ZM184 61L182 62L183 64H182V63H179V65L181 64L180 67H181L182 65H183V67L186 66V65L184 66ZM190 61H191V59H190L189 62H188L189 65H188V63H185V64H187L186 67H190V66H191L190 68H188V71H189V72H190V71L192 72L193 70H191V69H193L192 66L194 67V63H193L192 65H190ZM194 61H195V60H194ZM210 61H214V60H210ZM233 61H234V60H233ZM254 61H255V62H258V61H256V59H255ZM26 62H27V64H26ZM28 62H29V63H28ZM51 62H50V63H51ZM54 62H55V61H54ZM54 62H53V63H54ZM66 62H67V61H66ZM80 62H81V61H80ZM83 62H81V63H83ZM94 62H95V60H94ZM97 62H98V61H97ZM97 62H95V63H97ZM107 62H112V60L110 59V61H109V59H108ZM127 62L125 63V65L127 64V65H128V66H127L128 68H127L125 65H124L125 67H124L123 65H121L123 69L125 68L124 70L122 69L123 71H125V72H123V75L128 71V70H126V69H131V70H129V71H131V72L128 71V72L131 73V74H130V75H127V74H128V72H127L126 77L121 78L120 81L117 80V81H118V85H117V83L115 82L116 84L114 83V84H115L114 86L112 85L113 82H114V80L118 79V78L120 77L121 73L117 74L118 77H117V75H114V76H116V78L114 77V79H111L113 82L110 81V77L113 78V76L110 75V77H109V75H108L107 82H109V83H107L106 81H105L104 83H105L106 85L108 84V88H109V89L106 87V85H104L105 88H103V85H102V87H101V86H100L101 84L95 85V83H96L98 80L100 81V79H101L102 77H101V78H98V76L96 75L97 72H95V75L97 76L96 78H95V75H90L91 77H94V78L96 79V80L93 79V80L95 81V83H94V82L92 81V79H90L88 76H87L88 78L86 77L88 71L86 72V74H85V72L82 73V71H83V70L81 69L82 67L80 68L82 71L79 72L78 75H79V76H80V75H81V76H82V75H85V77L83 76L85 79H84L83 77H81V76H80V77H81V79H80L79 76H77V74H74V73H76V72H75V70H76V69H75V67H76L75 64H77L75 61H74V63H75V64H74V65H75L74 69H75V70H72V69H71V70L68 71V72H70V74H71L72 77H73V75L76 76V77H75V76H74V77L77 78V80H76L74 77H73L74 79L72 78V80H73V81L75 80V82H77L76 84H79L80 86H82L81 83H83V82H81V81H83V79H84V86H83V87H85V88L80 87V89H85V90H86V88L88 87V85L93 84V83H94L95 86H98V88L105 89L106 92H104V94L101 92L102 90L98 91V92H99L98 94H101V93H102L103 95H102L101 97L104 98V101H105V102H106V101L108 102V100H106L105 98L108 99L109 97H107V96H109V94H111L113 91L116 92V86H119V85H123V84H124V83L121 84L122 79H123V80L126 79V80L123 81V82L126 83V82H127V78H129V81H131V79L134 77V74H132V71H133V68H134V67L132 66L133 64H130V65L132 66V67H131ZM145 62H146V61H145ZM145 62H143V64H144L145 67H146L145 64L150 63L151 66H152V64H153V63L150 62V60H149L147 63H145ZM186 62H187V61H186ZM192 62H191V63H192ZM205 62H206V61H205ZM205 62H204V63H205ZM12 63H15V62L12 61V62L9 64V66L12 65ZM56 63H54L55 66L57 65V67L59 68L60 64L58 63V64H59V65H58V64H56ZM69 63H65L67 67H68L67 64H69ZM81 63H80V64H77V67L82 66ZM105 63H106V62H105ZM105 63H104V64H105ZM113 63H114V62H113ZM139 63H140V62H139ZM139 63H135L134 66H135L136 64H139ZM175 63H177V62H175ZM178 63H177V64H178ZM208 63H209V61L206 62V64H204V66H205V65H206V66L209 65V67L212 69L211 64H208ZM214 63H215V62H214ZM237 63H238V64L240 63L239 60H238ZM248 63H249V62H248ZM260 63H261V61H260ZM260 63H256L257 65L255 66V69H254V70L257 71L258 64H260ZM47 64L49 65V63H47ZM65 64H63V65H65ZM84 64H83V65H84ZM97 64H99V63H97ZM111 64H112V63H111ZM111 64H110V65H111ZM143 64L140 63V65H143ZM155 64H156V63H155ZM155 64H154V65H155ZM195 64H196V63H195ZM250 64H253V66H254V62H253V63H250ZM15 65H16V64H15ZM17 65H16V66H17ZM22 65H23V67H22ZM39 65H40V66H39ZM74 65H73V66H74ZM78 65H79V66H78ZM85 65H87V63H86ZM91 65H94V64H91ZM95 65H96V64H95ZM99 65H100V64H99ZM99 65H98V66H99ZM101 65H103V64H101ZM107 65H108V67H111V66H112L111 69H109V70H112V69H113V66H114L113 64H112L111 66H109V64H107ZM107 65H106V66H107ZM116 65H117V63H116ZM140 65H139V66H135V68H138L137 71L141 69V68L139 69V67H142V66H140ZM167 65H166V66H165V65L163 66V64H161V65H159L160 67H157V68H155L156 66H155V67L153 66V68H155V71H153L154 69L151 68V69H149V71H147V72H145V73L147 74V73L149 72L148 74H150V73H151L150 70H152V73H153V72L155 73V72H156V69H158V68H161V73H162V69H163V68L165 69L166 67H168ZM196 65H197V64H196ZM198 65H199V64H198ZM212 65H213V64H212ZM214 65H217V64H214ZM260 65H263V64L261 63ZM260 65H259L258 70L260 69L261 72H259V71L256 72V71H255V72L258 73V74H259V73L261 74V73H262V70L264 71V68H263L264 65H263L262 67H261ZM9 66H8L7 68H10ZM13 66H14V65H13ZM18 66H17V67H18ZM25 66H24V64H21V67H20L21 69H20V71L22 70V68H24V70H27V69H25V68H26ZM55 66H51V68H49L48 70L54 68ZM70 66H72V65L70 64ZM104 66H105V65H103V70H104ZM121 66H119V67L115 66L114 68H119V69H120ZM144 66H143V67H144ZM151 66L148 65V67H151ZM161 66H163V67H161ZM175 66L178 67L177 65H175ZM1 67H2V66H0V69H1ZM11 67H12V66H11ZM17 67H16V68H17ZM60 67H62V64H61ZM86 67H87V66H86ZM86 67L84 66V68H86ZM88 67H90V65H88ZM92 67H93V66H92ZM92 67H91V68H92ZM96 67H97V66H95V68H94L95 71L98 70V68H97V70H96ZM101 67H102V66H101ZM129 67H130V68H129ZM145 67L142 68V69L145 70V69H146ZM170 67H171V68H169V67L166 68L168 71L170 70L169 72H172L173 69H174V71H173L172 74H175V73H176L178 76H181V77H178L179 80L176 79V80H178V81L174 80V82L176 81L175 83L179 84V81H182L181 79H182L183 73H184V76H183V77L186 78V73H188V72H186V73H185V72H182L181 70H182L183 68H181V69L178 68V71H179V69H180L179 72H180V74H182V75H179V74L177 73V71L175 70V69H177V68H173V69H172V67H174V65H172V66H170ZM186 67H185L184 70L187 69ZM209 67H206V68H209ZM12 68H13V67H12ZM18 68H19V67H18ZM45 68H46V69H45ZM58 68H55L54 70H56V71L60 70L61 75L63 74L62 71H64V74H65L64 76H68V74L65 73V71L67 72V70H64L63 67H62L63 69H62V68L58 69ZM70 68H71V67H70ZM72 68H73V67H72ZM99 68H100V67H99ZM135 68H134V70H135ZM202 68H203V67H202ZM206 68H204V70H207ZM210 68H209L208 70H210ZM213 68H215V67L213 66ZM217 68H218V67H217ZM217 68H215V69H217ZM219 68H220V67H219ZM261 68H262V69H261ZM13 69H15V67H14ZM13 69H11V68L8 69V72L13 71ZM29 69H30V68H29V65H28V70H29ZM32 69H31V70H32ZM57 69H58V70H57ZM106 69H107V68H106ZM106 69H105V70H106ZM189 69H190V70H189ZM194 69H195V68H194ZM251 69H252V68H251ZM251 69H249V70H251ZM2 70H3V68L1 69L0 74H1L2 72H6V71H2ZM24 70H22L21 72L19 71V69H18L17 71L14 70V71H16V74H17V72H18V73H20V76L23 75V83H21V82H22V81H21V80H22V79H21L22 77H19V76H18L19 74H17V76L21 79V80H19V81L17 80V81L20 83V85H21V87H20L21 89L23 88L22 85H24V81H25V79L28 77V74H29V76H30V73H31V72H30L31 70H30L29 72H28V70H27V73H28V74H27V75H24V74H26V73H25L26 71H24ZM48 70H47V71H48ZM54 70H53V72H54ZM84 70H85V69H84ZM86 70H87V69H86ZM91 70H93V69H91ZM100 70H102V68H100ZM100 70H98V71H100ZM144 70H142V71H144ZM146 70H147V69H146ZM146 70H145V71H146ZM171 70H172V71H171ZM184 70H183V71H184ZM198 70H199V69H198ZM204 70H202V75L200 74V77H202V79H203V76H205V74H204V73H205ZM218 70H219V69H218ZM218 70H217V71H218ZM254 70H253V72H252L253 74H251V75H253V76L256 75V76H257V74L254 72ZM33 71H34V70H32V72H33ZM39 71H40V68H39L38 71H37L38 74H37V75L34 74L33 77H34V76H39V75H40V72H39ZM71 71H74V73L71 72ZM76 71H77V70H76ZM112 71H113V70H112ZM114 71H115V70H114ZM114 71H113V73H114ZM118 71H119V70H118ZM120 71H121V70H120ZM137 71H135V77H136L137 74L139 75V73H138ZM165 71H166V70H165ZM168 71H166L167 73H166V72H165V73H166L168 76H169V75L171 76L172 74H171V73L168 74V73H169ZM195 71H196V70H195ZM195 71H193V75L196 73ZM210 71L212 72V70H210ZM210 71H207V72L211 73ZM213 71H214V70H213ZM217 71H216V72H217ZM244 71H245V70H244ZM8 72H7V75H8ZM22 72H24V73H22ZM41 72L43 73V71H41ZM53 72H52V73H53ZM77 72H78V71H77ZM103 72H105V71H103ZM106 72H107V71H106ZM106 72H105V73H106ZM110 72H111V71H110ZM110 72H108V73L111 74ZM139 72H141V71H139ZM157 72H158V74H159L160 70L157 71ZM157 72H156V73H157ZM163 72H164V71H163ZM181 72H182V73H181ZM191 72H190V74H191ZM194 72H195V73H194ZM218 72L221 73L220 71H218ZM218 72H217V73H218ZM241 72H242V70H241ZM10 73H11V72H10ZM13 73H15V72H13ZM34 73H36V71H34ZM55 73H56V72H55ZM58 73H59V71H58ZM60 73H59V74H60ZM72 73H73V74H72ZM81 73H82V74H81ZM92 73H94V72H92ZM101 73H102V72H100V74H101ZM116 73H117V72H116ZM136 73H137V74H136ZM145 73H144V74H145ZM154 73H153V74H154ZM161 73H160V74H161ZM209 73H207V76L211 78L212 75L209 74ZM212 73H213V72H212ZM243 73H244V72H243ZM245 73H246V72H245ZM248 73L250 74L249 71H248ZM248 73H247V75H248ZM2 74H4V73H2ZM16 74H14V75L16 76ZM31 74H32V73H31ZM53 74H54V73H53ZM59 74H58V75H59ZM88 74H90V71H89ZM98 74H99V73H98ZM100 74H99V77H100V76H105V74H104V75H103V74L100 75ZM106 74H107V73H106ZM140 74L142 75V72H141ZM146 74L143 75V76H148V75H146ZM153 74H152V75H153ZM158 74H155V75L158 76ZM163 74H164V73H163ZM166 74H165V75H166ZM208 74H209L210 76H209ZM214 74H215V71H214L213 75H214ZM222 74L224 75L225 72H222ZM254 74H255V75H254ZM263 74H264V72L262 73V75H263ZM4 75H5V74H4ZM4 75H3V76H4ZM14 75H13V76H14ZM46 75H47V73H46ZM46 75L44 74L43 76H42V75H41V76L44 77V76H46ZM61 75H59V76H61ZM131 75H132V76H131ZM138 75H137V78H135V77L133 78L135 81H136V79H138V78L141 77L140 75H139V76H138ZM152 75H151V76H152ZM165 75H163V76H165ZM191 75H192V74H191ZM191 75H190V76H187V77H191ZM196 75H197V74H196ZM196 75L194 76V80L196 79V78H195ZM198 75H199V74H198ZM198 75H197V76H198ZM216 75H217V74H216ZM219 75H220V74H219ZM251 75H248V77H250V78H247V76H245V77H246L245 80L247 81V79H251V78H253ZM262 75H261V76H262ZM0 76H2V75H0ZM5 76H6V75H5ZM5 76H4V77H5ZM13 76H11V77H13ZM15 76H14V77H15ZM24 76H26L25 79H24ZM31 76H32V75H31ZM31 76H30V80H31ZM41 76H40V77H41ZM48 76H49V79L52 77V75H49V74H48ZM55 76H56V74H55ZM59 76L56 77V78H59V79H58L59 82L63 81V80H60L61 78H60ZM71 76L66 77V78H67L66 80H68V81H66V80H65V81H66V84H67V82H68V85L71 84L70 80L68 79L69 77H70V79H71ZM106 76H107V75H106ZM106 76H105V77H106ZM121 76H122V75H121ZM124 76H125V75H124ZM127 76H129V77H127ZM143 76H142V77H143ZM151 76L149 75V77H151ZM159 76H160V75H159ZM161 76H162V75H161ZM161 76H160V78H161V79H164L165 81H164V80L160 81L161 79L159 80L158 77H157V78H153V77H154V76H153L151 79L148 78L147 82H144L145 79H143V78H147V77H143V78L141 77L140 79H142L143 82H140V81L138 80V81H136L137 83H136V84L134 83L135 85H134V84H133V85H134V87L136 86V89H137V88L140 86L141 83H149V86H147L148 84H147V85L145 84V85L147 86V88L149 87V89H150V88H153V87H155V88L157 87L158 89H160V88H163V87H162V85H161L159 82H161V83L163 82L162 84H165L164 82L167 81V76H165L164 78H162L163 76H162V77H161ZM174 76H175V75H174ZM174 76H173V77H174ZM207 76H206V77H207ZM220 76H221V75H220ZM220 76L217 75V76H216V80L219 81V80L221 79ZM256 76H255L254 78H257V77H258V76H257V77H256ZM259 76H260V75H259ZM263 76H264V75H263ZM263 76L261 77L262 79H261V78H258V79L261 80V83L259 82L260 80H257V81H256V79H255V81H256L257 83H256V82H253L252 84L255 83L253 87H251V86H252L251 82H252V80L254 81V78L251 79V81H250V80L247 81V82H249V83L246 82L247 85L251 84V85L247 88L248 91L244 90V89H246L245 87H240V86H242V85L247 87V85H244L245 83H244L243 80H241V82H242L243 84H242V83L240 84V81H239V85H240V86H239V85H236L238 82H237L236 84H235V83H234V84L236 85L237 91H238V89H239V91L242 90V93H243V92L245 93V91H246V93H245L244 95L247 94V95L251 98L252 96H255V94L253 93V91H252V94H250V93H249V89L251 90L252 88H255V87H256V88L254 89V90H256L255 93H259V95H260V93L264 94V91L260 92V91L262 90L261 87H260V91L257 92V91L259 90V89H258L259 87L255 86V85L258 84V82H259L260 84H258V86L261 85V84L263 83V86H262V85H261V86L264 87V82H262V81H264V80H263V79H264ZM4 77H0V78L3 79ZM7 77H9V76H7ZM7 77H6V81H7ZM11 77H10V78H11ZM14 77H13V78H14ZM33 77H32V78H33ZM105 77H104L101 81H103L104 79L106 80ZM122 77H123V76H122ZM130 77H132V78H130ZM155 77H156V76H155ZM214 77H215V76H213L212 78H213V81H215V85H216V80L214 79ZM218 77H219V79H217ZM13 78H11V81H12ZM16 78H17V77H15V79H16ZM19 78H18V79H19ZM52 78H54V77H52ZM56 78H54V80H55ZM62 78L64 79L63 75H62ZM78 78H79V79H78ZM184 78H183V79H184ZM198 78H199V76H198ZM210 78H208V79L210 80ZM2 79H1V81L4 83V82H5V78H4L3 80H2ZM15 79H13V81H14ZM36 79H37V77H36ZM47 79H48V78H47ZM49 79H48V80H49ZM86 79H87V81H86ZM89 79H90V81H88ZM119 79H120V78H119ZM152 79H154V80H157V79H158V80H159L158 83H159L160 85L157 83V81H156V82H148V81H151ZM173 79H175V77H174ZM173 79L170 78V80H169V79H168V80L172 82ZM186 79H187V78H186ZM186 79H185V80H186ZM192 79H193V76H192ZM192 79H191V78H190V79L188 78L186 81H184V80H183V81H184V83L186 82V84H187V83H188L187 81L190 80L189 84L191 85V84H192V81H193ZM202 79H201V80H202ZM204 79H205V77H204ZM223 79H224V77L222 78V80H223ZM226 79H227V78L225 77L224 80H226ZM8 80H9V78H8ZM28 80H29V77H28ZM28 80H27V82H28ZM30 80H29V81H30ZM33 80H35V78H34ZM33 80H31V82H28L27 84H25V86L29 84V85L27 86V87H29V86L31 85L30 83H32V86H34V84H33L34 82H32ZM45 80H46V77H45ZM45 80H44V82H47V81H48V80H47V81H45ZM52 80H53V79H52ZM72 80H71V81H72ZM79 80H80V82H79ZM134 80H132L131 83L129 82V84H128V82H127V85H130V84L132 85V83H133ZM191 80H192V81H191ZM199 80H200V78H199ZM199 80L196 79L195 81L198 82ZM222 80L220 81V84H221V82L224 83V81H222ZM11 81H7V85H9V82H10V84H11ZM37 81H38V80H36V82H37ZM91 81H92L93 83H91ZM99 81H98V82H99ZM101 81H100V82H101ZM145 81H146V80H145ZM206 81L209 82V83H212V82H213L212 80H211V81L206 80ZM206 81H205V80H204V82H203V80L201 81V82L205 83L206 86H204V84L201 83L200 81L198 82V83L203 84L204 87H203V86H199L200 84L197 85V82H196V85H197L196 87L191 88V86L194 84V83H193L191 86H189L190 88H188V85H189V84H187V87H184V89H185V88H188V89H190V90H191V89H194V91H197L198 89H196V88H198V87H201V88H202V87H203L202 89L199 88V90L201 89V90H202L201 92H203V89H204L205 87L207 88V86H209L208 88H210V89H212V90L208 89V91H212V92H211V93H208L207 89H206V91H207L208 94H211V96H212V100H211V101H213V99H215V98L217 99V97H218V95H217V94H218V90H219V91H222L221 88L224 87V86H222V85L220 86V84L216 85V86L221 87L220 89L217 90V87L214 88V87H212V86H214V85L211 84V87H212V88H211V87H210V84L206 83ZM227 81H229V79H227L225 82L227 83ZM236 81H237V80H236ZM36 82H35V84H37ZM48 82H49V81H48ZM48 82H47V83H48ZM50 82L52 83V81H50ZM54 82H55V81H54ZM69 82H70V83H69ZM78 82H79V83H78ZM88 82H90V84H89ZM111 82H112V83H111ZM167 82H168V81H167ZM167 82H166V83H167ZM171 82H170V83H171ZM193 82H194V81H193ZM230 82H231V81H229V83H230ZM57 83H58V82H57ZM57 83H56V84L54 83V84L56 85V86H55L56 88L53 86L54 84H52V87H51L50 83H48V86L46 87V84L44 83L43 86H45V87H46V90H49V91L46 92V91L44 90V88H43L42 90H43L44 92H42V93H44V94L47 93L46 95L48 96V93L50 92L51 89L54 90V91H55L56 89L59 90V88H57V86H58L59 84L57 85ZM85 83H88V85H87V84L85 85ZM101 83H103V82H101ZM104 83H103V84H104ZM119 83H120V84H119ZM138 83H139V85H137ZM150 83H152V85H151ZM175 83H171L172 86H173V84H175ZM181 83L183 84V82H180V84H181ZM213 83H214V82H213ZM217 83H218V82H217ZM231 83H232V82H231ZM13 84H14V86L17 85L16 80H15V82H13ZM15 84H16V85H15ZM41 84H42V80H41ZM64 84H65V83H64ZM64 84H63V83H62V84L60 83V85H61L62 88H65V87H63ZM72 84H73V86L76 85L74 82H72ZM72 84L70 85L71 89H72ZM109 84H110V85H109ZM153 84H155V85L153 86ZM156 84L159 85L160 87L156 86ZM167 84H168V83H167ZM171 84H170V85H171ZM177 84H176V87L173 88V87L170 86V88H171V89H175V90H173V91H178V90L181 91V89H183V86H180V85L178 86ZM232 84H233V83H232ZM232 84H231V85H232ZM234 84H233V86L235 87ZM7 85H6V87H8V88H10V90H12L11 87H12L13 85H11V87H10V85H9V86H7ZM38 85H39V84H38ZM62 85H63V86H62ZM79 85H78V86L76 85V86L79 87ZM94 85H92L91 87H94ZM133 85H132V86H133ZM145 85H144V87H145ZM165 85H166V84H165ZM165 85H163V86H165ZM183 85H184V84H183ZM194 85H195V84H194ZM194 85H193V86H194ZM223 85H225L226 88L228 87V85L225 84V83H224ZM231 85H230V86H231ZM4 86H5V83H4ZM18 86H19V85H17V87H18ZM35 86H36V85H35ZM76 86H75V87H76ZM99 86H100V87H99ZM151 86H152V87H151ZM233 86H231V88H230V87H228L227 89L225 88V90H227V92H226V91H225L224 93H223V92H220L219 96H220V97H223V100H224V99H225V100H226V99H230V98H229V94H228V95H225V93H228V92H229V93L231 94V92L234 91V90H233V91L230 92V89H234ZM6 87H4V88H6ZM17 87H16V88H17ZM48 87H50V88H48ZM77 87H76V89L79 90ZM89 87H90V86H89ZM110 87H112V88H110ZM113 87H115V88H114L115 90L113 89ZM120 87H121V86L117 87V89H118V88H119L118 90L122 89L123 92H122V91H120V92H121L122 94L124 93V95H123V96H125L124 98H126V96H128V97L131 96V98H134V97H135V98H134L135 100H136V95H137V93H138V94H141V92H142V91H141V92L138 91V89H139V90L141 89V90H144V91L147 90V89H145L144 87H143V88H138L137 90H136V89L134 90V88L132 87L133 90H134V92L136 93V94H134L135 96L132 97L131 92L129 93V91H126V89H129V88H130L129 86H128V88H126V87H124V85H123L122 87H123L124 89H123L122 87H121V88H120ZM178 87H181V88L178 89ZM238 87H240V88H238ZM250 87H251V88H250ZM8 88H6L4 91L6 92V90H7ZM29 88L31 89V87H29ZM39 88H41L40 85H39V87H38L37 89H39ZM53 88H54V89H53ZM62 88H60V90H61ZM68 88H69V86H68ZM106 88H107L108 90H107ZM125 88H126V89H125ZM166 88H167V86H166ZM229 88H230V89H229ZM241 88H243V89H241ZM21 89H19V87H18L17 89H15V91L18 90V94H21V93H22V92H20ZM73 89H74V87H73ZM73 89H72V90H73ZM76 89L73 90L74 93L77 91ZM89 89H91V88H89ZM89 89H88V90H89ZM149 89H148V90H149ZM158 89L155 90V89L153 88V90H155V91H157ZM195 89H196V90H195ZM213 89H214V90H213ZM223 89H224V88H223ZM28 90H29L28 88H27L26 91L24 90V91H25V94H26V92H27ZM35 90H36V89H34L33 91L35 92ZM42 90H41V91H42ZM52 90H51V91H52ZM60 90H59V91H60ZM62 90H63L64 92H65V91H67V92L69 91V94H73V91H71L70 88H69V89L65 88V90H64V89H62ZM75 90H76V91H75ZM96 90H97V88H96ZM109 90H112V91L110 92ZM148 90H147V91H148ZM164 90H165L164 93H165L166 95L163 96V97H160V96L158 95L157 92H155L156 94L153 93L152 90H150V91H148V92H152L151 94H155V95H151V96H152L151 98H154L153 96H159V97L161 98V104H160V105H162V104L165 103L164 101H166V99L163 100L164 97H165V98H168V97H170V96H175V97H176L175 94L180 93V94L177 95V96H179V98L176 97V98H177V101H178V99H179V100H181L180 102H182L184 99H187V104H188L187 106H188V108H186V105H185L186 102H184V104H183V105H185V106H183V105H182V106L185 107L184 109H185L186 111H190L189 109L193 108V107H189V104H191V102L188 100V97H190V95H189L187 92H184V95H185V96L181 94V93H183V92H182L183 90H182L181 92H177V93L175 92V94H174L173 91L169 90V86H168V90H167V89H164ZM164 90H163V91H164ZM166 90L169 91V94H170V92H173V93H172L170 96L166 97V96H167V93H168ZM190 90H188V92H190V93H194V94H195V95L193 96V98L195 97V99H196L197 97H199V96H197V95H199V94H197V92H191L192 90H191V91H190ZM12 91H13V90H12ZM37 91L40 92V89H39V90H36L35 94L38 93ZM59 91L57 92V90H56V91H55L56 93H54V95H53L52 93H50V94H52L53 98H56V96H57V97L59 96V98H60V97L63 98L62 95L64 94V92L62 91V93H63V94H62V93L59 92ZM83 91H84V90H80V91H78V92H79L78 94L75 93V94L77 95L76 97L78 98V95L83 97V95L85 94V92L88 94V96H89L90 94L92 95L91 99H92V98H95L96 95H97V94H96L97 92H95L96 95L93 97V94H92V93H94V92H92V93L89 94L88 91H85L84 94L81 95V94L83 93ZM92 91H93V90H92ZM125 91L128 92V93H126ZM130 91H132V90H130ZM136 91H138V92H136ZM144 91H143V92H144ZM158 91H162V89H161V90H158ZM206 91L203 92V93H206ZM213 91H215V94L217 95V97H216V95L214 96L215 98L213 97V95H214V94H213V93H214ZM216 91H217V93H216ZM235 91H236V90H235ZM239 91H238V92H239ZM7 92H9L8 94H10L11 91H7ZM7 92H6V93H7ZM13 92H14V91H13ZM16 92H17V91H16ZM29 92L31 93L32 91L29 90ZM34 92H32V94H33ZM81 92H82V93H81ZM89 92H91V91H89ZM108 92H109V93H108ZM120 92H116L114 95H115V96H119V95H121ZM139 92H140V93H139ZM166 92H167V93H166ZM201 92H199V93L201 94ZM247 92H248L249 94H248ZM59 93H61L62 95H60ZM80 93H81V94H80ZM117 93H119V95H118ZM125 93H126V94H125ZM145 93H146V92H145ZM145 93H144V94H145ZM164 93L162 94V92H161L162 95H164ZM186 93L188 94V97H187V98H184V97H186ZM207 93H206V94H203V95H204L205 97H206V95L209 96ZM221 93H223V94H221ZM235 93H236V92H235ZM235 93H234V92L232 93V94L234 95V97H237L238 95H240L239 93H236V94H235ZM240 93H241V92H240ZM242 93H241V94H242ZM3 94H4V93H3ZM3 94H2V95H3ZM8 94H7V95H8ZM11 94H12V93H11ZM11 94H10V95H11ZM13 94H14V96H13V95H11V96L14 97V98H16L15 96H18V94H16L15 92H14ZM22 94H23V93H22ZM22 94H21V95H22ZM25 94H24V95H25ZM27 94H28V93H27ZM27 94L25 95V97L27 96ZM32 94H31V95H32ZM40 94H41V92H40ZM55 94H57V95H55ZM69 94H68V93H67V94H64V98H63V99H60V100H63V102H62V101H61V102L64 103V105L67 103L66 101H64V99H66V96H67V97L70 96V97H69L70 99H68V100H70L69 103L72 102L71 100H73V101L75 100V99H73V98L71 99V97H74V96H73L74 94H73L72 96L69 95ZM106 94H107V96H106V97H103V96L106 95ZM116 94H117V95H116ZM129 94H130V95H129ZM148 94H150V93H147L145 96H147ZM159 94H160V92H159ZM173 94H174V95H173ZM237 94H238V95H237ZM253 94H254V95H253ZM262 94H261V95H262ZM2 95H0V96H2ZM10 95H9V97H10L9 99L14 101V98L12 99ZM31 95H30V96H31ZM37 95H38V94H37ZM37 95H36V96H37ZM112 95H113V94H112ZM112 95H110V98L112 97ZM162 95H161V96H162ZM181 95L184 96V97H182ZM192 95H193V94H192ZM192 95H191V98H192ZM221 95H225V96H221ZM233 95L230 96V97H231L232 99H234V102H235V101H237V99L235 100V98L233 97ZM235 95H237V96H235ZM259 95H258V94L256 95V97L258 96V101L260 100V99H259L260 97H261V98L263 99V101H264V98H263L261 95H260V97H259ZM33 96H34V95H33ZM39 96H41V95H38L37 97H39ZM42 96H43V95H42ZM42 96H41V97H42ZM47 96H45V97L47 98ZM85 96H87V95L85 94ZM85 96H84V97H85ZM97 96H98V95H97ZM99 96H100V95H99ZM99 96L96 97L97 100H98V102L101 101V100H99V98H100ZM137 96H138V95H137ZM148 96H149V95H148ZM200 96H201V98L203 97L202 94H201ZM211 96H209V99H208V98H206V99H203V98H202V100H201V99L199 98L200 101L197 100V99H196V100L194 99V100H195V102H196V101H199V102H197L196 104L199 103L198 105H200V102H201V101H202V102L205 101V100H206V101H207V100L209 101ZM226 96H227L228 98H225ZM248 96H247V97H248ZM2 97L6 98L5 95L2 96ZM20 97H21V96H19V100H22V99H20ZM22 97L24 98L23 95H22ZM22 97H21V98H22ZM37 97H36V98H37ZM82 97H80V98H78V99L76 98L77 102L79 103V104L77 103L78 105H76V100H75V103L73 102L75 105H74L73 103H72V104L70 103V105H71V108H70V109H73V107H74V108H78V107H79V109H80V106H82L83 104L80 103L79 101H80L81 99H84V97H83V98H82ZM143 97H144V95H143ZM159 97H158V99H155V102L158 101V100L160 99ZM175 97H173V98H175ZM181 97L184 98V99H180ZM205 97H204V98H205ZM249 97H248V100H250ZM28 98H29V97H28ZM32 98H33V97H32ZM34 98H35V96H34ZM39 98H40V97H39ZM43 98H44V96L42 97V99H43ZM59 98H57V99L59 100ZM74 98H75V97H74ZM110 98H109V102H108L109 104H110V100H111V99L113 100V97H112L111 99H110ZM119 98H122V96L119 97ZM131 98H129V99L132 100ZM137 98H139V97H137ZM151 98L149 99V98L145 97V100H146V99L153 100V99H151ZM237 98L241 99L242 101L244 100L243 103L246 104L245 101H246L247 99L245 98V96L242 97V95H241V97H237ZM7 99H8V98H7ZM9 99H8V100H9ZM17 99H18V97H17ZM17 99H16L15 102H18ZM29 99H30V98H29ZM37 99H38V98H37ZM40 99H41V98H40ZM57 99H55V100L53 99V100H54L53 103L56 104V106H57V104H60V103H55V101H56ZM91 99H90V97H89V101H88V97H87V98L85 99V101H87L88 104H86V103H85V104L88 105V106L91 105V104H90V103H92V101H90ZM100 99H101V98H100ZM134 99H133V102H134ZM169 99H170V98H169ZM169 99H167L166 103H168V101H169V102L172 101V100H169ZM189 99H190V98H189ZM216 99H215V100H216ZM221 99H222V98H220V100H221ZM245 99H246V100H245ZM254 99H255V97H254ZM254 99H252V101L247 102V104L249 103V105H250V106L248 105V107H250V108H248V109H250L248 112H249L250 114H251V113H253V114L256 113V115H254V116H253L252 114L250 115V116H252V117H255V118H251V119H253V120L257 119L256 117H257L258 114H259V113H257V112H258L259 110L262 109V108H261V109H259V110L256 111V112H255L254 109H252L254 112L251 110V106H252L253 104H256V103L258 102L257 100H255L256 103H252V102L254 101ZM262 99H261V100H262ZM3 100H6V99H3V98H2L1 101H3ZM44 100L46 101V99L44 98L43 101L41 100V102L45 105ZM47 100H48V99H47ZM58 100H57L56 102H60V100H59V101H58ZM68 100H67V101H68ZM78 100H79V101H78ZM92 100H93V99H92ZM94 100H96V99H94ZM112 100H111V101H112ZM114 100H115V102L117 101V104H120L121 102L123 103V101H124L123 98H122V100L120 99L121 102H119L120 100H119L118 98H116V99H114ZM114 100H113V102H114ZM127 100H128V99H126V101H127ZM142 100L144 101V99H142V97H141V101H142ZM149 100H147L146 103H148ZM162 100H163V101H162ZM194 100H193V101H194ZM218 100H219V97H218ZM218 100H217V102H218ZM248 100H247V101H248ZM32 101H33V100H32ZM81 101L83 102V100H81ZM85 101H84V102H85ZM102 101H103V99H102ZM137 101H138V104H139V102L141 103V101L136 100V101H135L136 104H137ZM173 101H175V99H173ZM177 101H176V102H172V103H174L173 107H172V105H170L171 103H170V104L168 103L169 105L167 106V108L170 109L169 106H171L172 109H170V110H171V112H173L172 114H174V116H173L172 118L168 119L169 122L167 121V119L165 120V118H167L169 115L165 117L164 114H163V115L158 114V116L161 115V116L165 117V118H161V122H162L163 120H164V121H167L166 123L169 124V127H168L169 130H172V129H170V128H172V127H174V128H175V127H176V128H177V127H181V133H182V127H184L183 130H185V128H187L186 131H187L188 129L193 130V129L189 128V127H185V124L188 123L187 126H190V125H189V122H193L192 120H194V117H196V116L199 117V115L201 114L203 117H202L201 115H200V117L204 118V116H205L206 114H209V113H210V112H209V113H206V112H208L209 110H206V112L204 111V108H205V107H203V105H200L199 107H198V106H194L195 108L192 109V110L197 109L196 111H199L198 108H199V109H203V110H201L200 112H196V111H195V113H197V114L200 113L199 115H197V114H196V115H193V114H195V113H193V112L190 111V112L192 113V115H191V116H192V119H191L190 114L188 115V118H186L187 115H185V114H187L188 112L185 113L186 111L184 112L183 108H181V109L179 110V112L182 110L181 112H183L182 114H184V115H181V117L185 116V118H186V120H184V121H186V122H182V121H180V122H182V124H183L184 126H183V125H182V126H177V125H175L176 123H177V124L180 123V122H178V120H176L177 122H176L175 124H173V123L171 124V121H170V120L173 119V118L175 119V118L178 116V115H177V114H178V113H177L178 110L175 111V109H174V111H172L173 108H175L176 106L178 107L177 103H178L179 101H178V102H177ZM208 101H207V104H208V105H209V103H212L211 101H209V102H208ZM221 101H222V100H221ZM221 101H219V103H220ZM226 101H227V100H226ZM228 101H229V102H232L231 100H228ZM228 101H227L226 103H225V101H224L223 104H224L225 107H226V106H230V107H226V108H227V109L225 108L226 111H223V110L221 109L220 113H222V111H223L224 113H228V114H230V116L228 115V117L230 118V117H232L233 115H236L235 112L238 111L237 106L241 105L240 103H242V101H239V100H238V102H239L238 105H237V102H236V103H233V102H232V104H234V105L236 104V105H235L236 107L233 106V108H232L231 105H227V104H229ZM255 101H254V102H255ZM263 101H262V102H263ZM3 102H4V101H3ZM5 102H7V100H6ZM22 102H23V101H21V102L18 103V104L20 105V107H21ZM25 102H26V101H25ZM34 102H35V101H34ZM46 102H47V101H46ZM48 102H49V101H48ZM48 102H47V103H48ZM98 102H97V101H94L93 103H94L95 105H93V106H96V108H97V104L100 103V102H99V103H98ZM105 102H101V103H104V104H105ZM107 102H106V103H107ZM113 102H112V103H113ZM127 102H128L127 104L129 105L130 101H127ZM135 102H134V104H135ZM144 102H145V101H144ZM155 102H154V103H151V101H150V102H149V105H150V106L152 105V106L150 107V110H148L149 107H148V108H145L144 110H148L149 112H151V110H152L153 108H155V106L157 105L156 108H157V112H158L159 104H155ZM159 102H160V100H159ZM202 102H201V103H202ZM213 102H215V101H213ZM217 102H216V103H217ZM250 102H251L252 104H250ZM47 103H46V104H47ZM49 103H52V102H49ZM101 103H100V106H101V107L104 106V108H105V107H106V106H105L106 104H105V105H104V104L101 105ZM122 103H121V104H122ZM146 103H144V105H143V103H141V105H143V108H144L145 106H147ZM166 103H165V105H167ZM193 103H194V102H193ZM216 103H214V104H215V106H216L217 109L215 108V106L213 107L214 109H216V110H220V108H223V109H224V107H221V106H220V105H223L222 103H221L220 105H217ZM219 103H218V104H219ZM243 103H242V104H243ZM258 103H260V101H259ZM263 103H264V102H263ZM4 104H5V103H4ZM8 104H9V103H8ZM8 104H5V105H8ZM11 104H12V102L10 103V105H11ZM14 104L16 105L17 103H14ZM14 104H12V105L14 106ZM31 104H32V103H31ZM81 104H82V105H81ZM85 104H84V105H85ZM114 104H115V103H114ZM114 104L110 105L111 108H113L112 106H114ZM117 104H116V105H117ZM123 104H126V103L124 102ZM131 104H132V102H131ZM134 104H132L131 106H129L130 108H128L127 105H126L127 108H126L125 106H122L123 108H126V110L124 109V111H123L125 114H127L125 111H128V110H129L128 112H130V113H132V114L135 113V114H133L134 116L132 117V118H133V119H132L133 121L130 119L132 115L130 116V113H128V115L130 116V117H129V119H130L129 121H131L130 123H132L131 125H133V124H134V125L137 124V122L139 121V119H140V122H141V121H142V122H143V121L146 122L145 125L140 124V125L144 126V128L146 127L148 121H150V122L148 123V125H150V126L153 125V123H154L153 121H155V120H151V118H152L151 116H154L155 113H153V115L149 116L150 118H148L147 115L145 116V113H146L147 111L142 112V115L144 114L143 117H142V119H143V118H144V119L148 118V119H146L147 121H146V120H142L141 118H139L140 115H138V114L136 113V112H138V113L141 114V110H140V109L137 110V108H136L137 106L134 105ZM138 104H137V105H138ZM179 104H180V103H179ZM202 104H204V103H202ZM225 104H226V105H225ZM29 105H30V104H29ZM40 105H42V104L38 103V106H40ZM64 105L62 104V106H64ZM66 105H67V104H66ZM70 105H69V106H70ZM79 105H80V106H79ZM86 105H85L84 107H82V108H83V109L86 108ZM139 105H140V104H139ZM175 105H176V106H175ZM211 105H213V104H211ZM257 105H258V104H256V106H257ZM260 105H261V104H260ZM260 105H259V106H260ZM16 106H17V105H16ZM16 106H15V107H16ZM23 106H24V104H23ZM42 106H43V105H42ZM42 106H41V107H42ZM59 106L61 107V104H60ZM59 106H58V107H59ZM75 106H76V107H75ZM77 106H78V107H77ZM93 106H90V108L93 107ZM108 106H109V105L107 104L106 109L108 108ZM135 106H136V107H135ZM204 106H207V105H204ZM219 106H220V107H219ZM241 106H243V107H247L246 105H241ZM241 106H239V107L241 108ZM253 106H254V105H253ZM253 106H252V108H255V107H256V106H255V107H253ZM18 107H19V106H18ZM27 107H28V106H27ZM60 107H59V108H60ZM64 107H65V108H64ZM64 107H63L64 109L61 107L59 111L62 112V111H64V110H67V108L69 109V107H67V106H64ZM66 107H67V108H66ZM120 107H121V106H118V107L116 106L114 109H116V108H119V109H120ZM133 107H135V109H133V110H137V111H133V110H132L133 112L130 111V109H132ZM140 107H142V106H139L138 108H140ZM160 107H161V106H160ZM160 107H159V108H160ZM179 107H181V106L179 105ZM197 107H198V108H197ZM202 107H203V108H202ZM218 107H219V108H218ZM260 107H262V106H260ZM263 107H264V105H263ZM21 108H22V107H21ZM29 108H30V106H29ZM82 108H81V110H82ZM104 108H103V109L101 108V109H102V110H101L100 107H98V109H100L99 112L96 111L95 108H94L95 110H94L93 108H91V109H93V111H94L95 113H90V112H89L90 109L88 110V108H87V110L84 109V110H85V113H84V112L76 113V112H79V111H76L77 109H75V110L73 109L75 112H74L73 110H70V111H71V112L73 111L74 114H71V112H69L68 115L66 114V115H64V116L67 118L68 116L71 117V116L73 115L75 118H76V117H77V118H80L81 115H79V114L82 113V114H83V117H84V114H85V118H87V117L90 116V115H87V116H86V114H94L93 116L97 117L98 115L100 116V113H101V114L104 113V110H105ZM111 108H110V109H111ZM151 108H152V109H151ZM164 108L166 109V107H164ZM164 108H163V105H162V108L159 109V111L162 110V109H164ZM213 108H212V106H209V108H206V109L213 110ZM229 108H231L232 110H230ZM234 108H236V109H234ZM240 108H239V110H243V109H240ZM257 108H258V106H257L255 109H257ZM23 109H24V108H23ZM27 109H28V108H27ZM42 109H43V108H42ZM61 109H62V110H61ZM79 109H78V110H79ZM98 109H97V110H98ZM110 109H109V110H110ZM119 109H118V110H119ZM127 109H128V110H127ZM168 109H166V110H164V111H167ZM176 109H178V108H176ZM244 109L248 110L247 108H244ZM81 110H80V111H81ZM84 110H83V111H84ZM107 110H108V109H107ZM121 110H122V109H121ZM139 110H140V112H139ZM155 110H156V109H155ZM170 110H168V111L170 112ZM216 110H215V111H214V110L211 111V115H210V114H209V115H206V116H207L206 118L208 119V116H209V117H210V116H213L216 112L219 113V112L216 111ZM227 110H229L230 112H232V111H235V112H234V113H229V112H227ZM246 110H245V111H246ZM67 111H68V110H67ZM67 111H66V113H67ZM91 111H92V110H91ZM102 111H103V112H102ZM111 111H112V109H111ZM115 111H116V115L114 114ZM115 111L112 112L113 115H111L112 113L109 111L108 113H109L110 116H108V117H110V118L112 117L113 119L116 118L117 120H122V119H123V120H125L126 122L128 121V120H126L127 118H124L125 115H123L124 117L122 116V114H124V113L121 112V114H120V110H119V111H118L119 113L117 114V110H115ZM142 111H143V110H142ZM152 111H154V110H152ZM243 111H244V110H243ZM64 112H65V111H64ZM86 112H87V113H86ZM88 112H89V113H88ZM97 112H98V114H96ZM154 112H155V111H154ZM157 112H156V113H157ZM169 112H168V113H169ZM171 112H170V113H171ZM174 112L176 113L177 116L175 115ZM201 112L206 113V114L204 115V114L201 113ZM214 112H215V113H214ZM259 112H260V111H259ZM14 113H15V112H14ZM58 113H59V112H58ZM75 113L78 114L80 117L76 116ZM106 113H107V111H106ZM106 113H104V114H106ZM158 113H159V112H158ZM160 113H161V112H160ZM162 113H163V110H162ZM224 113H223V114H224ZM249 113H246V114H248V116H249ZM48 114H49V113H48ZM69 114H71V116H70ZM95 114H96V115H95ZM104 114H103V116H104ZM149 114H150V113H149ZM151 114H152V112H151ZM165 114H167V113H165ZM212 114H213V115H212ZM223 114H222V116L227 115V114H224V115H223ZM232 114H233V115H232ZM242 114H245V113H242V111H241V112L239 111V116H238V115H237V116H238V117H240V116H241V117L244 116V115H242ZM260 114L264 116V112L261 111ZM61 115H62V114L60 113L58 117H61ZM117 115H120V116H122L123 118H122V119L119 118L120 116H118V118H117V117L114 118V116H117ZM128 115H127V116H128ZM135 115H138V116H136V117H138V121H137ZM142 115H141V116H142ZM155 115H156V114H155ZM217 115H218V114H215V116L210 117V118L213 119V118L216 117ZM261 115H259V117H260ZM103 116H102V117H103ZM158 116H156V118H154V119H157ZM170 116H172V115H170ZM189 116H190V117H189ZM219 116H220V115H219ZM250 116H249V117H250ZM263 116H261L260 119H263V118H264ZM65 117H62V118H65ZM83 117H81V119H82ZM90 117H92V116H90ZM95 117H92L93 119H91V120L93 121V120L96 119L95 121H98L97 119H99L101 116H100L99 118H98V117L95 118ZM108 117L106 116V117H104L103 119H105V118H107V120L110 119V118H108ZM134 117H135V120H134ZM200 117L197 118V122H198V119H200ZM228 117H227V118H228ZM238 117H233V118H235L236 121H238V120H237ZM241 117H240V118H241ZM244 117H247V116L245 115ZM62 118H61V119H62ZM66 118H65V119H66ZM85 118H84V119H85ZM94 118H95V119H94ZM179 118H180V114H179ZM185 118H183V119H185ZM202 118H201V119H202ZM206 118H204V119H206ZM216 118L219 119V117H216ZM220 118H222V117L220 116ZM227 118L224 117V120L226 119V120H227V124H228L229 122H228V119H227ZM72 119H73V121H74V118H73V117H72ZM72 119H71V120H72ZM103 119H100V120H103ZM116 119H115V120H116ZM162 119H163V120H162ZM177 119H178V117H177ZM183 119H182V120H183ZM187 119H189L188 122H187ZM211 119H210V121H211V122H210L211 125H212V124L216 125L215 123H213V122H216V121H214L215 118L213 119V121H212ZM235 119H232V118H231V120H232L231 122H233V120H235ZM243 119H244V118H243ZM243 119H240V122L243 121L244 123H246V121H244L246 118H245L244 120H243ZM248 119H249V118H248ZM248 119H246L247 122L250 120V119H249V120H248ZM258 119H259V118H258ZM260 119H259V120H260ZM57 120L59 121V119H57ZM105 120H106V119H105ZM117 120H116V121H117ZM123 120H122V121H123ZM159 120H160V118H159ZM190 120H191V121H190ZM219 120H220V121H219ZM219 120H217V122L219 121L220 123H222L221 121H223V120H222V119H219ZM226 120H225L224 122H226ZM253 120H252V122H253ZM58 121H57L56 124H58ZM61 121H63V119H62ZM65 121H67V122L69 123L70 118L66 119ZM73 121H72V124H70V123H69V124H70V125H73V124L75 123V122H73ZM75 121H78V122H79L80 119H75ZM95 121L92 122V126H93L92 128H94V127L96 126V123L99 124V126H100L101 123H102V121H101V123H99V122H95ZM103 121H104V120H103ZM108 121H109V120H108ZM108 121H107V122H108ZM116 121H115V122H116ZM125 121H123V122H125ZM135 121H136V123H133V122H135ZM164 121H163V123H162L163 127H164V125H166V123L164 124ZM204 121L207 122L208 120L200 121V122L202 123V124L199 126L200 128H204V127H202V126H204V125H203ZM229 121H230V119H229ZM255 121H256V120H255ZM59 122H60V121H59ZM67 122H66V123H67ZM85 122H86V121H85ZM110 122H113V121H110ZM118 122H119V121H118ZM123 122L120 121L119 123H115V125L117 124V126H119V128H120V127H121V124H122ZM142 122H141V123H142ZM159 122H160V121H159ZM172 122H174V121H172ZM217 122H216V123H217ZM219 122H218V123H219ZM243 122H242L241 125H243ZM259 122H263V120H262V121H259ZM66 123H64V124H66ZM80 123H81V122H80ZM93 123H95V124H94L95 126L93 125ZM104 123H105V125L107 124L106 121H105ZM143 123H144V122H143ZM150 123H151V124H150ZM156 123H157V121L155 122V125H156ZM198 123H199V122H198ZM207 123H209V122H207ZM210 123H209V124H210ZM220 123H219L218 125L222 128V126H224V123H222L223 125H220ZM233 123H234V124H233ZM233 123H232V124H233L232 126L235 125V122H233ZM250 123H251V122L246 123V124H250ZM254 123H258V122H254ZM19 124H21V123H19ZM32 124H33V123H32ZM62 124H63V123H62ZM64 124H63V125H64ZM69 124H68V126L65 125L64 127H66V126L69 127ZM102 124H103V123H102ZM123 124H124V125H123L124 127H123V126H122V127L125 128L126 124L128 125L129 122H127V123H123ZM160 124H161V123H160ZM160 124H159V125H160ZM170 124H171V125H170ZM194 124L197 125V123H196V119H195ZM227 124H225L226 126H224L225 130H228V128H229V127H227ZM230 124H231V123H230ZM230 124H228V125H230ZM237 124H238V123H237ZM246 124H244V125L247 126V127H249V128H252V125H255V124H252V123H251L252 125H249V126H248V125H246ZM58 125H59V124H58ZM85 125H86V124H85ZM103 125H104V124H103ZM103 125H102V126H103ZM105 125H104V127H105ZM108 125H109V124H108ZM108 125H107V128L109 127ZM112 125H113V123H110V126H112ZM129 125H130V124H129ZM129 125H128V126H129ZM131 125H130V126H131ZM138 125H139V122H138L137 126H138ZM140 125H139V126H140ZM148 125H147V127H148ZM157 125H158V124H157ZM159 125H158V127H155V128H154V127H151V128H154V129H155V130L153 129L154 132H155V131L157 132V129H156V128H159V129H160V126H159ZM162 125H161V127H162ZM179 125H180V124H179ZM192 125H193V124H192ZM192 125H191V127H192ZM198 125H199V124H198ZM214 125H212V126H214ZM244 125H243V126H244ZM261 125H263V124L261 123ZM60 126H62V125H60ZM73 126L75 127L76 125L74 124ZM77 126H78V125H77ZM99 126H98V127H99ZM102 126H100V129H99V128H95V129L97 130V132L94 131V130H93V132L98 133L99 130H102L101 132L103 133V131H104L105 129H106L105 131H107L108 129L112 130V129H111L112 127H111V128H108V129H107V128H103V129H104V130H103V129L101 128ZM128 126H127L125 129H126V130H127V129H128V130H132V129H133V131L136 129V130L134 131V133L139 134V132H140V133H141V132L143 133L144 131L147 133L146 128H145V130H144V128H142V131H138V130H141V129H140L141 127L138 128V130H137V128H135V127H137L136 125H135L134 127H133V126L130 127L131 129H130ZM166 126H168V125H166ZM205 126L207 127L208 125H205ZM212 126H211V129H210V126H209L208 128H209L210 130H212V135H214V136H212V135H210V136L216 138L217 129H219V128L217 127V128H213V129H212ZM230 126H231V125H230ZM236 126H239V124L236 125ZM236 126L234 127V129L236 128ZM245 126H244V127H245ZM250 126H251V127H250ZM39 127H40V126H39ZM64 127H63V128H64ZM74 127H69V128H72V130H71L72 132L74 131V130H73ZM81 127H82V126H81ZM87 127H88V126H87ZM114 127H115V126H114ZM194 127H195V125H194ZM199 127L196 126V128H199ZM215 127H216V126H215ZM226 127H227V128H226ZM241 127H242V126H241ZM241 127H237V128H239V129H238V130H235V132H236L235 134H238V135H239V134H242V135H243V133H241V132L244 131V130L240 131V130H241V129H240ZM244 127H243V128H244ZM247 127H246V128H247ZM134 128H135V129H134ZM149 128H150V127H149ZM151 128H150V129H151ZM196 128H195V129H196ZM200 128H199V129H200ZM230 128H233V127H230ZM237 128H236V129H237ZM243 128H242V129H243ZM246 128H244V129L247 130ZM255 128H256V127H255ZM261 128H263V127L261 126ZM54 129H55V127H54ZM56 129H58L57 126H56ZM150 129H148V132H149ZM162 129H164V128H162ZM162 129H160V130L163 131ZM165 129H166V128H165ZM179 129H180V128H179ZM215 129H216V133L214 134V133H213V132H214L213 130H215ZM222 129H223V128H222ZM222 129H221V131H219V132H222ZM234 129H233V130H234ZM60 130H62V129L60 128L58 131H60ZM67 130H68V129H64V131H67ZM82 130H83V129H82ZM115 130H116V128H115ZM118 130H121V129H118ZM118 130H117V131H113V130H112V131L115 132V133L118 132L119 135H120V136L122 135V137H123V133H124V132H122V130H121V133H120V131H118ZM153 130H152V131H153ZM175 130H177V129H175ZM190 130H189V132H190ZM201 130H202V129H200V131H198V129H196V132H198V134H196V133L194 132L195 130L193 131L194 133H191V132H190L191 134H190L189 132H186V131H185L186 134L189 133V134L192 136V140H191V138H190V142H192V143L194 142V140H195V139H193V137H195L194 135H197V136H198V135H199V132L201 133V132L203 131V130H202V131H201ZM204 130H205V131L202 132L203 134H200V136H202V138H204L205 135L207 134L206 131H207V132L210 131V130L208 131L207 128L204 129ZM225 130H224L223 132H225ZM263 130H264V129H263ZM52 131H54V130H52ZM58 131H56V132L54 131V132L57 134ZM71 131H69L70 134L67 133L68 131L66 132V134H68V135L71 136ZM80 131H81V130H80ZM105 131H104V134H105ZM112 131H111V133H113ZM150 131H151V130H150ZM152 131L146 134V135H147L146 137H148V138L145 137L146 139H149V141H151V142H149L148 140L145 141V138H143L145 135H144V136H141L142 139H143V140H140L141 143H142L143 141H145V142H143V143H145V145H144V144H143V145H144V146H147V147L144 148V147L142 146V144H141L140 147H141V146H142V147H141V149H139V150L142 151L143 154L140 153V152H138V153H140V154L137 153V155H135L136 157H140V159H139L138 161H139V164L142 165V166H141V167H140V166H139V167H136V166H138V164L135 165V164H132V163H128V164H130V167H131V165L135 166V167H131L132 170H131L130 167H129V169L127 170V171L131 170V171H132L131 173H133V171L135 172V170H134L133 168H135V169H136V168H138V169L140 168V169H141L140 171H143L142 169H146V168L144 167V163H145V162H146V164L148 165L147 168H148L149 165L151 164V165H150L151 168H148L149 172H147L146 170H144V173H145V172H147V174L149 173L148 175H147V174H143V176H142V175H141L142 172H140V173H141V174H140V173L138 172L139 170L137 171V172L142 176V178L140 177V179H142V181H140V180L138 179L139 177H137L138 181H136L135 176H136V174L138 175L137 172H135V174H133V176L135 175V176L133 177V179H134V181H136V183H137L138 185H137L136 183H132V185H129V183L132 182V181H131L132 174H131L130 172H129V173H130L131 175L128 173V177H129V178H128V177H126V175H123L125 172H126V174H127V171H123L124 173H120L119 168L116 169V167H118L117 165H118V164H119V165L121 164V163H118V164H117V162H119L120 160H119V161L112 160L113 157L111 156L110 158H112V159H110L109 161H113V162H110V165H109V166H108V165H105V164H108L107 162H106L105 164H104V162H101L102 159L100 158V157H101V154H100V153H102V151H104L103 149H104V146H105V145H99V143L101 142V141L99 140V139L101 138V136H102L101 134H99V135L96 134L97 136H100V138H99L98 140H97V138L95 139V140L100 141V142L98 143L97 141H94V142L98 143V146H102V148L100 147V150L102 149L101 151L93 150V151H95L94 153L100 152V153H98V155L95 154V156H97V159L93 160V158H91V157L94 156V155H93V152H92V153H89L88 151H91L92 149L90 150V149L88 148L86 152H88L87 154H91V155H92V156L89 158V160L92 159L93 161H92V160H91V161L94 162V163H96V160L99 161V160L101 159V160L99 161L98 164L101 165L100 163H102V166H103V164H104V165H105V168L108 169V170H106V169L103 167V168H104V170H103V169H101V167H100V169H101L102 171L105 172V170H106V174H105V175L107 176V178H106V176H105V179H104V176H103L104 174H102V177H100V175H98V177H100L101 179L97 177L98 180L100 179L99 181H97V180H93V178H94L93 175H96L97 173H96V174H92L93 177H92L91 175H90V177H89V174H91V172H94V169H95L96 166L94 167V169H92L93 166H91V165H94V164H90V165H89V164H87V163H86V164H87V167L90 166L89 169H90L91 171H89L87 168H84V169H82V170H85V171L83 172V173H85V174L83 175V173H81V174L83 175V176H82V175H80V173H79V176H82L83 178H82V177H81V178H82V180H83V179H84V176H85V175H86V176L88 175V177H89L88 179H90V178L92 177V181H95V184H96V182H99V183H100V181H102V179H104L103 182L106 181V179H109V180L111 181L110 177L113 176V174H114V172H115L114 169H116L117 171H119V173H120L121 175H123V176H122L123 181H125L127 178H128V181H129V179H130L131 182H130V181H129V182H126V181H125L126 183L124 182V183H125L124 185H126V186H127V185H129V186H133V185H134V186L137 187V189L140 188L141 191H142V189L146 188L147 190H146V191L144 190V191H145V194H146L147 191L150 189V188L148 189V187H145V186H147V184H148V183H147V181H148L147 177H151V176L154 175L153 177H156L154 182L157 181V183H155V184H156V187H157V184H158V181H159V177H160V175H158L157 173H160V172L162 171V169H161L160 172H159V171H158V168H156L157 171H156V170H155V171H152L153 175H151V176H150V173H151L150 171L152 170V167H153L152 164H155V163H156L155 161H157L158 159H160V157H159L158 155H160V156H164V155H165L164 153H160V151L162 150V151L164 152L165 149H168V145H165V144H166L168 141H170V140H168V138H170V136H169L170 134H168V129H167V131L165 130L167 133L165 132V135H164V136H163V134H162L164 131L161 132V131L158 130L159 132H157L156 134L159 135V133L161 132L162 135H160V136H161V137L163 136V139L166 137V138H167L166 140H168V141H166V140H164V141L162 140V141H161L160 139H157V138H159V137L156 136V137H155L156 141H158V143H159V144L161 143V144L159 145V144H157L156 142H154V148L152 147V149H153V150H152L151 147H150V145L153 146L152 144H150V145L148 144L149 147H148V145H146V143H148V142H149V143H152V142H153L152 140L154 139L153 136H154L155 134H152V137H149V136H148V135H151ZM179 131H180V130H179ZM228 131L230 132V130H228ZM228 131H227V134H223V133H222V134H223L225 137H229L230 133H229ZM237 131H240V132L238 133ZM250 131H251V130H250ZM33 132H34V131H33ZM38 132H39V131H38ZM62 132H63V131H62ZM93 132H92V133H93ZM101 132L99 131V133H101ZM145 132H144V133H145ZM185 132L182 133V135H183V134H184V135L181 137V139L186 135ZM210 132H211V131H210ZM219 132H218V133H219ZM233 132H234V131H233ZM244 132H245V134H247L248 131H244ZM60 133H61V131H60ZM60 133H58V134H60ZM63 133H65V132H63ZM109 133H110L109 131H108V133L106 132V134L110 135L111 133H110V134H109ZM115 133H113V134H115ZM125 133H126V132H125ZM125 133H124V134H125ZM130 133H131V132H129L128 135H131ZM134 133H132V134H134ZM144 133H143V134H144ZM169 133H171V132H169ZM172 133H173V132H172ZM172 133H171V135H172ZM174 133L179 135L180 132H177V133H176V132L174 131ZM181 133H180V135H181ZM204 133H206V134L204 135ZM58 134H57V135H58ZM61 134H62V133H61ZM66 134H63V135H66ZM104 134H103V138H104V140H102V141H108V142H106V143H103V142H102V144H107V143L110 144L112 140L110 141V140H108V139H111V138H108V139L105 140V136H106V137H108V136H107V135H104ZM143 134H139L138 136L135 135V137L137 138L136 141H138V137H139V139H140V135H143ZM166 134H168V135H166ZM193 134H194V135H193ZM210 134H211V133H210ZM222 134H221V137H222ZM235 134H233V133L231 132V135H235ZM248 134H249V132H248ZM68 135H67V136H68ZM116 135H117V134H116ZM180 135H179V137H180ZM190 135H189V136H190ZM217 135H220V133L217 134ZM249 135L251 136V134H249ZM249 135H244V136H246V137L248 136V138H249ZM259 135H260V134H259ZM263 135H264V134H263ZM4 136H5V135H4ZM34 136H36V135H34ZM53 136L55 137L54 134H53ZM67 136H66V137H67ZM81 136H82V135H81ZM111 136H112V135H111ZM111 136H110V137H111ZM113 136H115V135H113ZM120 136H119V137H120ZM131 136L134 137L133 135H131ZM167 136H168V137H167ZM189 136H188V137H189ZM197 136H196V137H197ZM200 136H198V137H200ZM208 136H209V133L207 134V137H208ZM240 136H241V135H240ZM240 136H239V137H240ZM5 137H7V136H5ZM31 137H32V135H31ZM54 137H53V138H54ZM58 137L61 138V141H60V142L58 141V142H59V143H58L57 140H56V141L54 140L55 142L58 143V144H56L55 146H57V145L59 146V145H61V143H62V145L60 146L61 148H60V147H57V148H59L60 150H62L63 147H64V151L67 152V149H68V148H67L65 145H68V143H69V142H68V140H70L69 136L67 137V138H69V139L65 138V136L62 137V136H60V135L57 136V138H58ZM75 137H76V136H75ZM116 137H118V136H116ZM124 137H125V136H124ZM132 137H130V138H132ZM161 137H160V138H161ZM173 137H174V136H172V139H174ZM185 137H187V136H185ZM185 137H184L183 140L186 139ZM196 137H195V138H196ZM198 137H197L196 139H198ZM211 137H209V138H206V137H205V138H206V144H207V139H212ZM225 137H224V138H225ZM237 137H238V136H237ZM260 137H261V136H260ZM28 138H29V137H28ZM32 138H33V137H32ZM62 138H65V139L67 140L68 143H66V144L64 145V143H65L66 140L64 139V140H65V141H64ZM73 138H74V137H73ZM103 138H102V139H103ZM120 138H121V137H120ZM127 138L129 139V136H128ZM127 138H125V141H128ZM151 138H152V139H151ZM202 138H201L202 141H200V140H199V141L196 140V141L199 142V143H197L198 145H200L201 142H202L201 145L203 144L204 139H202ZM214 138H213V144H214V143L216 144V142H214ZM222 138H223V137H222ZM232 138H233V137L230 136V138H228V139H229L230 141H233L234 139L232 140ZM234 138H235V137H234ZM240 138H243V136L240 137ZM248 138H245V137H244L243 140H244V139L246 140V139H248ZM253 138H254V137H253ZM256 138H257V137H256ZM112 139H114V138H112ZM116 139H117V138H116ZM116 139H115V141H117ZM150 139H151V140H150ZM161 139H162V138H161ZM172 139H171V141L175 142V141L172 140ZM178 139H179V138H178ZM226 139H227V138H226ZM250 139H251V138H250ZM263 139H264V138H263ZM2 140H3V139H2ZM15 140H19V139H18V138H15ZM15 140L12 141V139H11V140L9 139V142H8V140H7V142H8V143H11V142L14 143ZM28 140H29V142H31L30 139H28ZM58 140H60V139H58ZM120 140H122V139H120ZM133 140H135V139L133 138ZM175 140H177V137H175ZM188 140H189V139H187V142H186V141H182V140H181V142H180V139H179L178 142H180V144H181L182 142H183V143L185 142L184 145L186 144V145L188 146V148H192V147H194L193 149H195L196 146H193L194 143H193V145H192V143H190ZM216 140L218 141V144H219L220 147H221L220 142H221V141H226V142L224 143L225 146L227 145V148L224 147V148H225L224 153H225L226 149L228 150V144H230L229 141L224 140V139H222V140H218V137H217ZM245 140H244V141L241 140V141L238 142L237 139H236V140H235L236 142H234V143H235V144H236V143H240V142H243V143H244ZM10 141H11V142H10ZM19 141H20L19 143H16V142H15V144H8V143L6 142V143L8 144V146H7L5 143H1V144H0V148L4 147V151H5V147H9V146H12V145L15 146L16 144H19V146L24 147V145H22V143L25 142V141H27V140L25 139V140L23 141V139H22V140H19ZM21 141H23V142L21 143ZM62 141H64V143H63ZM113 141H114V140H113ZM115 141H114V143H113L114 145H115V144H120V143L123 144V142L119 141V139H118V142H120V143L115 142ZM129 141H130V140H129ZM140 141H139V144H140ZM154 141H155V140H154ZM159 141H160V142H159ZM209 141H210V140H209ZM219 141H220V142H219ZM248 141L251 142V140L248 139V140H247V143H248ZM3 142H4V141H3ZM29 142H27L28 144L25 142V143L27 144V145H25V148H27V147H31L30 149L28 148L29 151H30L31 149H33L34 152H35V150H37V149L42 150V149L39 147L40 145H41V147H44V146H42V144H39V146L36 147V146H35L36 144L34 143V146L36 147V149H34V147H32V146H28L29 144H32V143H33V139H32V143H29ZM163 142H164V143L166 142V143L164 144ZM173 142H171V143L169 142V143L172 144ZM176 142H177V141H176ZM176 142H175V143H176ZM188 142H189L190 147H189V145L187 144ZM227 142H228V144H226ZM253 142H254V141H253ZM253 142H251V143H253ZM38 143H39V142H38ZM83 143H84V142H83ZM125 143H127V142H124V144H125ZM245 143H246V142H245ZM251 143L248 144L250 148H251V146H252L251 149H248V147L243 149L242 147L247 146V144H246V145H241L242 147H241L240 144H239V145H238V146H240L239 148H238L237 146H234V148L236 147V148L238 149V150L236 149L237 151H234V153H233L232 151H230V152H232V153H231L232 155H230V156H229V155H226V157H227V156H229V157L232 156V157H233V154H234L235 157H233V159H232L233 162H234V158H235L236 160L239 159L238 161H240V162L243 163L242 168H241V167H237L238 163H240V162L237 163V161H236L237 165H234V166H236L237 168H239V170L241 171V173L238 172V171H236V173L243 174V172L246 171V172L249 174V176H251V177H250V178H251V181H250L249 179H247L248 177H244V175H242L243 178H241V176L238 177V178H241V180L244 179V178H246L247 181L245 182V180H242V181H239V180H238V183H240V182H242V183L245 182V183H244L243 186L240 185V184H238V185H240V186H238L237 189H235V190H233V189H234V187L236 186V183H237V182H236V181H237L236 179H238V178H236V176H238V174L235 173V176H233L234 174H233V175L229 174L228 172H229L230 170H232V171L234 170V168L231 169L233 166L231 167L230 164H228V167H229V168H225L226 166L224 167V165L221 164L222 162H224V163H225V162H227V163H229V162L232 163V162H231L232 160L229 159V160H230V161H229V160L227 159V161H226V160H225V161H222V159H223V157H224V155H225V154L223 153V157L221 158V163H220V158H219V161H218V159H216V156H218L217 154H210V153H212V151H213L212 149H215V151H213V153H214V152H217V151H216V148H217L218 146H216V148H214L215 146H212L213 144H212V145H209V147H210V146L213 147V148L210 147V150H209V149H207L208 147L205 146V143H204V146H205V147L200 145L201 147L198 146L200 149H197V151H200V150L202 151L201 148L204 147V150H205V151H203V153H205L206 150L208 151V152H206L205 154H200V153L198 154L197 152H196V154H194V153L187 154V153H189L190 151H194V152H195V150H190V149H189V152H187V151H188V149H187V150H185V153H184V148H185V147H184V148L181 147V150H183V152H182L181 150H179L178 147H176V146L178 145V143H176L177 145L173 143L174 145H176V146H175V148H176V150H177L176 153H180V152H182L181 155H180V157L183 156V160L178 156L179 154H177V156H178L177 158H180L181 162H182V161L184 162V163H182V165H179L177 162L179 161V163H180V160H177V161H176L175 165L178 164V166H175L173 170H174V171H175V169L178 170V171H177V172H178L177 175H180V177H182V175H183V178H181V179H185V178H187V177L189 176V175H188V176L186 177L187 174L193 175V172H194V171H196V173L194 172V174H197V173H200V174L202 173V174H203L201 178L199 177V176H201L200 174L197 175L198 179H195V178H194L195 176H194V177L192 176L191 179H192V183H193V184L190 186V188H188V187L186 188V189H189V191H187L188 194L185 195V196H186V198L189 197L191 200H193V201H194V204H192V202H190L189 200H185V202H186V201H189V202H190V205L188 204L189 202H188V203L186 202V204H188L187 206H190V207H187V206H186L187 208H185L184 205H186V204H184V205L181 204L182 201H180V199L178 198V197L181 198V197L183 196V194H181V193H183L182 190L184 191V189H182V188H181L182 190H181V189H178V190H180L179 192H181V193H177V194H179V196H175V197H177V198L179 199V201L177 200L178 202H175V201H176V199H174L175 197H174V196H170V197L173 198V200H174L172 204H174V203H175V204H176V203H177V204L180 203V204H181L180 206L183 205V208H182V207L180 208L179 206L177 207V204H176V209H175V207H172V208H173L172 210H173L174 212L170 211L171 208L169 209V211L171 212V213L169 212V213H170L169 215H170L171 218H169V217H168V218H165V217H164V216L167 217L166 214L168 213L167 211H168V208H169L170 206L166 208V206L160 204V203L163 202V199H162V198H164V196H165L164 193H163L164 190L161 191V188H162V186H161V185H162V182L160 183V181L162 180V178H164V175H163L162 173L165 172V171H168V170H163L162 173H160V174H162V176H163L162 178L160 177L161 179H160V181H159V183H160L161 185H159V188H158V187H157V188H156V187L153 188L154 190L156 189V192H157V190L161 191V192L158 191V193H157L158 196H157V197L159 198V200H162V201H159V200H158V202L156 203V201L154 200V197H153V200H152V201H154V202H152V203H150V204H152L151 207L153 206V203H154V207H155V205H157L158 203H159L160 205L164 206V207H165L164 209H167V211L165 210V215H164V213L162 214L161 212H159V215L162 214V215H164V216H163V217H161V216L159 217V215L156 216V211H155V215H154V213L151 212L154 208H150V206H148L147 208L152 209L151 211H150V209H149L148 212L153 213V215L151 214L153 217H152L151 219L147 218V220H148V219L150 220V221H149L150 223L147 222V223H148V226H147V223H146V220H145V219H146V217H151V215H150L149 213H148V215H146L145 218L143 217V218L141 219V218H139V217H140V216H139V217H138L139 219H136V220L141 221V222H139L140 227H138V228H141L140 231H139L138 228H135L136 225L134 226V223L136 224V223H138V221H136V220L134 219L136 222L133 223V222H132L133 220H131V219L129 218V219L131 220V222H132V223H131V222H130V223L134 226V227H133V226H130V227H131V228H134V229H133V231H132L131 228L129 227L130 230H131V233L133 232V234H131L130 232H128V229H127V232H128V233L126 232L125 235H127V234H131V235H127V236L123 235L124 237H126V239H127L128 236H136V235L138 236L139 233H140L141 235H142V234H143V235H146L145 233H148V234H149V232H148L149 230L152 231V232L150 231V233H152V234H153V232H157V233L160 232L161 235H165V233H167V234H169V235H172V233L170 234V233H168V232H171L172 230H174V229H175V228H174L175 226H179V225H177V224H179V222H178V223H176L175 226L173 227V224H174L175 222L182 220L181 218H183V217L188 218L189 215H190L191 213H194V214H193L192 216H190V217L195 216L196 213H197V215H198V214L200 213L199 210L202 209L203 213H202V212H201V213L204 214V215L199 214V215L203 216L202 218H204V219H201V220H202V221L205 220L202 226H197V228L195 227L196 229H192V227L194 226V224H193V222H194V221H193V220H194L193 218H194V217L191 218V219H190V217H189V219H188V220H191V221H189V222H192V225H193V226L190 225L191 223H190V224H185L186 222H184V221L187 220V219L185 218L186 220L183 219V220L181 221V222H183V223L180 224V225H183V224H184V225H187V226H191V229H192L191 231H190V229L185 230V229L188 228V227H186V226L183 227V226H182V228H185V229H183V231H180L178 227H177V229H176L177 232H180V233H176V232H175L176 230L173 231L174 233L177 234V236L174 234V235L177 237V238H176L175 236H173V237L175 238L174 240H173V238H170V237H172V236L168 237L167 234H166L165 236H167V237L169 238V240L171 239V240L174 242V241L177 240V239H179V240H180V239H183V237H182V238H178V237H179L178 234H179V235H182V234L185 233V231H187V232H186L187 234L192 235V234H193L192 232H194V233H195V234L193 235V236L195 237V240H194V238H193V240H194V244H196V246H199V245L201 244L200 248H201V247H202V248L200 249V248L198 247V249H197V247L194 246V244H192V245H193V247H196L195 251H196V250H197V251L200 250V251L203 252V250H205V251H204L205 255H203V256L201 255L203 258H202L201 256H197V257H195V256H193V255L188 256V254H190V253H191L192 251H194V250H191V252L188 253L190 250H189L188 252H186V250H184V249H183V250H184L185 252H180V253H182V254H183V253H184V254L186 253V254L183 255V256H182V254H180V255H181V256H180L177 252H178V251H181V248H176V249H177L176 251H175L173 248H175V247L179 244V245L182 246V248H186V249H187L188 245H186V244H188V243H183V240H182V242H181V240H180V241L177 240L178 242H181V243H178V244H177V242H175V245L171 244V242H172L171 240H170V243H169V242H168V243L166 242L169 246L172 245L170 249H173V250H170V251H172V253L174 252V253H176V254H172V253H170V251L168 252V249H169V248L166 247V245H165L166 243L163 244L166 248H168V249L165 250L164 248H162V247H164V246L160 247V246L162 245V243L159 244V243L157 242V243L160 245V246H159L157 243L151 242V241H153V240H151L150 237H153V236L156 237V235H158L157 237L160 236L159 234L156 233V235H154V234H153V235H148V234H147V235H146V238L142 235L141 238H145L146 241H149V240H151V241H149V243H147L146 241L141 242V243H143L142 246H143V247L145 246V249H141V248H143V247H140V246H139V248L141 249V251H140L139 249L136 250V247H137L139 244L141 245V243H139V244L137 243L138 245L135 246V244H136L135 242H136V241H137V242H140L139 239H140V240H144V239H141V238H140L141 235L138 236L137 238H134V240L139 238V239L136 240V241H133V240H132L133 237H129V238H130V241H132V242L130 243V242H127V241H126L127 243H130V244H129V248L126 247V249H125V250H127V248H128V251H126V252L123 251V252H125L124 255L126 254L125 256L122 255V253H123L122 250H123L124 248H122L121 251H120L121 248H118V250H119V253H118V254H119V255L121 254V255H122L121 259L124 260V261L122 262V260L120 261V260L118 259V260L120 261V263H118L117 260L114 259V258L117 259L118 256H115L114 258H112L113 256H109L108 254H106V253H109V252H106V253H105L104 251H102L103 249L101 250V248H103V246H102V247L99 246L100 249H99L98 247H97V248L95 247L97 250H96V249H93V251H92V250H91V249H92V245H94L95 243L93 244V242H92V245H91V242H90L91 249H90V248H88V249H90V252H89V253L92 254V255H91L92 258H91V256L89 255V253H88V255H89L90 258H91L90 260L93 261L92 264H95V262H97V261L99 262V264H101V263H102V264H103V263L105 264V263H107L108 261H109V264H113V263H118V264H160L159 260H161L162 258L167 259V260H170L171 257H172V259L170 260L171 262H170V261L168 262L167 260H163V259H162L164 262L161 261V262H162L161 264L165 263L166 261H167L166 263H168V264H170V263H171V264H219V261H220V263H221V260H223V261L225 260V262L228 261V264H237L236 262H239V261H242V260H244L243 264H244V263L246 264V262H248L247 264H264V247H262V246H264V244L261 245L262 242H260L261 244L258 243V241H262V240H263V242H264V177L261 176V175H264V173H262V172H264V169H263V170L261 169L260 166H262V165H261L260 162H259V160L263 161L264 159L262 160L261 158H260V159H257V158H256L257 156H256L255 154L260 153V150H261V149H260L259 151L257 150L256 147H255V149H253L254 147H253V144H251ZM2 144H3V146H1ZM20 144H21V145H20ZM23 144H24V143H23ZM43 144H44V143H43ZM69 144H71V143H69ZM100 144H101V143H100ZM128 144H129L128 146L131 147V146H130L131 143H128ZM170 144H169V145H170ZM195 144H196V142H195ZM197 144H196V145H197ZM209 144H211V141H210ZM215 144H214V145H215ZM4 145H6V146H4ZM63 145H64V146H63ZM126 145H127V144H126ZM133 145L136 146V144H133ZM133 145H132V146H133ZM157 145H159V148H162V147H160V146H162V145L167 146V147H166L165 149L162 148L160 151H156V152H155L154 149H156L155 147H157ZM236 145H237V144H236ZM16 146L18 147V145H16ZM16 146L13 147V148H12V147H9V149L12 148V149L15 150V148L17 149ZM26 146H27V147H26ZM93 146H94V144H93ZM93 146H92V147H93ZM95 146H97V145H95ZM95 146H94V147H95ZM135 146H133V147L135 148V150L133 149V147L130 148V149L134 150L133 153L136 154V147H135ZM179 146H180V145H179ZM191 146H192V147H191ZM232 146H233V143L231 144V146H229V149H230V150H234ZM65 147H66V149H65ZM68 147H69V145H68ZM70 147H71V145H70ZM107 147H108V144H107L106 147H105V148H106V151H107L106 154L108 153L109 150H111V151H109V152H111L110 155H113V153H115V154L117 153V152H115V151H117V150L114 149V146H112V144L109 145V147H110L111 149H110L109 147H108V149H107ZM115 147H116V146H115ZM117 147L121 148V146H119V145H118ZM117 147H116V148H117ZM140 147H139V145L137 146V148H140ZM169 147H170L169 150H171V149L173 150V148H174V147L171 146V145H170ZM171 147H172V148H171ZM206 147H207V148H206ZM260 147H264V146H260ZM25 148H23V151H24V152L22 151V156L20 155V156H21L20 159H22V157H23L22 160H24V161H28L27 158H26L27 160L25 159V156H26V154H30L32 151H31L30 153H27V152H25V150H26ZM44 148H45V147H44ZM44 148H43V149H44ZM57 148H56V149H57ZM96 148L98 149V147H96ZM96 148H93V149H96ZM112 148L115 150L114 152L112 151ZM119 148H118V149H119ZM123 148H126V147L122 146V148L118 150V155H121V154L123 155V154H124V152L126 151L125 149H124L125 151H123V152H119V151L122 150ZM157 148H158V147H157ZM186 148H187V147H186ZM186 148H185V149H186ZM196 148H197V147H196ZM9 149H6L7 151L4 152V151H3V148H2V150H0V152L3 151L4 153H2V152H1V153H2V155H4V154H7V153H8ZM20 149H21V147H20ZM24 149H25V150H24ZM56 149H55V151H57ZM130 149H129V150H130ZM219 149H220V148H219ZM245 149H246V150H245ZM252 149L255 150L253 157H254V156H256V157H254V159H253L251 156L249 157V155L252 154V152H251ZM68 150H69V149H68ZM129 150H127V153H128V154L125 153V154L128 155V156H130V155L133 154V153L131 152L132 150H130V151H129ZM156 150H157V149H156ZM178 150H179L180 152H179ZM221 150H222V147H221ZM247 150H248V151L251 150L250 153L247 152ZM10 151H11V150H10ZM10 151H9V153L12 152V151H11V152H10ZM15 151H16V150H15ZM15 151H13L12 153H14ZM27 151H28V150H27ZM53 151H54V150H53ZM55 151H54V154H55ZM151 151H154L155 153L152 152V153H154V154H158V153H160V154L155 155V156L153 155L152 157H153L154 159L151 158V156H148V157H147V158L149 159V160H148V159H146V155H150ZM162 151H161V152H162ZM167 151H168V150H167ZM167 151L165 152L166 155H167ZM173 151H175V149H174ZM173 151H172V153L169 151L168 154H169V155L173 154V156H174V155L176 156V153L174 154ZM210 151H211V152H210ZM18 152H20V154H21V150L16 151V153H18ZM40 152L42 153V151H40ZM40 152L36 151V152H35V155L30 154V155H32V157H30V155H28V156H29L30 158H33V157H34V158H33V159L35 160L34 162H36V159H35V158L38 157L37 155L40 154ZM66 152H64V153H66ZM112 152H113V153H112ZM129 152H130L131 154H130ZM221 152H223V151H219V154H220ZM230 152H229V153L226 152V154H230ZM256 152H258V153H256ZM16 153H14V154H16ZM24 153H26V154H24ZM32 153H33V152H32ZM37 153H38V154H37ZM60 153H63V152H60ZM103 153H104V152H103ZM103 153H102V154H103ZM120 153H121V154H120ZM144 153H145V154H144ZM170 153H171V154H170ZM183 153H184V154H183ZM207 153H208V154H207ZM18 154H19V153H18ZM56 154H58V152H57ZM56 154H55L54 156H56ZM68 154H69V153H68ZM99 154H100V155H99ZM108 154H109V153H108ZM108 154H107V155H108ZM129 154H130V155H129ZM162 154H163V155H162ZM185 154H187V155L185 156L186 158H187V156H190V155H192V154H193V156H190L189 158H187V159L185 158V159H184V155H185ZM0 155H1V154H0ZM2 155H1V156H2ZM23 155H24V156H23ZM42 155H43V153H42ZM47 155H48V153H47ZM52 155H53V154H52ZM52 155H50V156H52ZM61 155H62V156H65L66 154H60V158H63ZM118 155H117V156H118ZM138 155H139V156H138ZM151 155H152V154H151ZM169 155H167V156H169ZM215 155H216V156H215ZM10 156H13V155L9 154V156L7 155V158H5V155H4V157H3L4 159H3L2 157H1L0 159L4 161V160H7ZM16 156H18V155H16ZM35 156H36V157H35ZM39 156H40V155H39ZM89 156H90V155H89ZM89 156L86 157V161H89V160H88V157H89ZM102 156H103V155H102ZM115 156H116V155H115ZM115 156H114V157H115ZM117 156H116V157H117ZM123 156H124V155H123ZM142 156H143V157H142ZM156 156H158L159 158H155ZM246 156H247V157H246ZM258 156H260V154H259ZM29 157H28V158H29ZM42 157L45 158L44 160H46V159L48 158V159H47L48 162H49V160H50V161L55 160L56 157H57L56 159H58V155H57L56 157H54L53 160H51L52 157H51V158H49L48 156L46 157L45 154H44ZM42 157H38L37 159H40V158H42ZM67 157H68V156H67ZM105 157H106V155H105L103 158L106 159L107 157H106V158H105ZM116 157H115V158H116ZM121 157H122V156H121ZM136 157H135V158H136ZM141 157L144 158V159H142ZM149 157H150V158H149ZM164 157H165V156H164ZM226 157H225V158H226ZM229 157H228V158H229ZM232 157H231V158H232ZM261 157H262V155H261ZM18 158H19V157H18ZM30 158H29L30 162H27V163H28L27 166L23 165V168L20 167V168H22V169L25 168V170L27 171V173L29 172V171L27 170V167L29 168V170H30V168H32V170H33V165H31V164H33V163H32L33 160H31ZM64 158H65V157H64ZM98 158H100V159H98ZM123 158H126V156L121 158V160H122L121 162H124V161H125V159H124V161H123ZM127 158L129 159L130 157H127ZM131 158L134 159V154L131 156ZM131 158H130V159H131ZM162 158H163V157H162ZM162 158H161V159H162ZM169 158H170V159H169ZM262 158H263V157H262ZM9 159H11V162H12V159H15V161H20V159L16 160L17 157H16V158H13V157L11 158V157H10ZM67 159H68V158H67ZM67 159H66V160H67ZM80 159H81V158H80ZM104 159H103V160H104ZM107 159H108V158H107ZM116 159H119V158L117 157ZM128 159H127V162H128ZM133 159H131V160H133ZM137 159H138V158H137ZM137 159L135 160V162L137 161ZM145 159H146V161H145ZM150 159H153V160H150ZM165 159H166V157H165ZM165 159L163 160V162H161L162 160H160L159 163H161V164L163 163V164H162L161 167H159V168H162V166H163L164 164H167V162L165 161ZM172 159H173V157H172ZM174 159L176 160V157H174ZM174 159H173V161H175ZM42 160H43V159H41L40 161H42ZM47 160H46V161H47ZM61 160H62L61 162L57 160V161H55V163H56V162L62 163V164H59V166H60V165H61V166L64 165V163H63V160H64V159H61ZM66 160H64V161H66ZM70 160H71V161H70ZM70 160H69V162H68L67 164H71L72 159H70ZM131 160H130V162H131ZM140 160H141V162H143V160H144L145 162H144L143 164H141ZM147 160L149 161V162H148L149 164L147 163ZM166 160H168V161L171 160V156H170V157H167ZM253 160L256 161L255 164H257V163L260 164V165H259V164H257V165H259V167H260V169H261L262 171H261L259 168H258V169H259L260 171H259L258 169L255 170V168H254L253 170H255V172H253L254 174H253V176H252V174L249 173V171H250V172L253 171V170H251V167H252L251 164H252L253 166H255L254 162H252ZM15 161L13 160L12 164H10V163H11L10 160L7 161V162H9V166L11 165V167H12V166L15 165V164L13 165V163H16V164H17V162H15ZM46 161H45V162H46ZM80 161H81V160H80ZM106 161H107V160H106ZM114 161H115V162H114ZM138 161H137V162H138ZM150 161H151V163H150ZM153 161H154V162H153ZM173 161H172V162L169 161V162H171L172 164H174ZM257 161H258V162H257ZM4 162H5V161H4ZM7 162H5V163H7ZM37 162H39V161H37ZM37 162H36V163H37ZM48 162H46V164H47ZM53 162H54V161H53ZM66 162H67V161H66ZM92 162H89V163H92ZM127 162H126V163H127ZM137 162H136V163H137ZM157 162H158V161H157ZM169 162H168V163H169ZM0 163H1V161H0ZM2 163H3V162H2ZM5 163H4V164H5ZM30 163H31V164H30ZM49 163H50V162H49ZM51 163H52V162H51ZM78 163H79V161H78ZM114 163H115V165H114ZM126 163H122V164H124V166H125ZM133 163H134V161H133ZM242 163H240V165H241ZM263 163H264V162H263ZM20 164H21V162L19 163V165H20ZM22 164H23V163H22ZM22 164H21V165H22ZM24 164H26V163H24ZM34 164H35V163H34ZM39 164L42 165L43 162H41V163H39ZM56 164H58V163H56ZM112 164L114 165V166H113L114 168L112 167L113 169H112L111 171H113V172H112V174H111L112 176H110V175H108L107 173L110 174L111 171L109 172V169H110V166H112ZM146 164H145V165H146ZM156 164H157V163H156ZM156 164H155L154 166H158V165H159V164H158V165H156ZM225 164H226V163H225ZM234 164H235V162H234ZM0 165H1L0 167L3 166L2 164H0ZM7 165H8V164H7ZM19 165H18V166H19ZM30 165H31L32 167H29ZM35 165L38 166V164H35ZM35 165H34V166H35ZM47 165H49V164H47ZM72 165H73V164H72ZM84 165H85V164H84ZM95 165H96V164H95ZM99 165H97V166H99ZM126 165H127V164H126ZM168 165H169V164H168ZM231 165H233V164H231ZM24 166H25V167H24ZM52 166H53V167H52ZM54 166H55V165L52 163V164L49 165V167H52V168H50V169L47 168V166H45V165H43V166H39V167H40V168H41V167H42V168H45V167H46V168H45V171H43V174H44V173L46 174V173H47V172H46L47 169H48L47 171H49V170L51 171V169H54V168L56 169V167H54ZM64 166L68 167L69 165H66V164H65ZM115 166H116V167H115ZM121 166H122V165H121ZM128 166H129V165H128ZM171 166H173V165H171ZM7 167H8V166L4 167V169H3V167L0 168V169H2V170L0 171V173H1L2 171H3L4 173H5V172L8 173L9 171L7 172L5 169H10V168H7ZM16 167H17V166H15L14 168H15V171L17 172V170H19L20 168L18 167L19 169H17ZM35 167H36V166H35ZM39 167L36 168V172H35V170H33V174H34V175H35V173H37V172L39 173V171L37 170V169H39ZM81 167H82V166H81ZM91 167H92V168H91ZM108 167H109V168H108ZM167 167H168V166H167ZM236 167H235V168H236ZM263 167H264V165L262 166V168H263ZM60 168H61V167H60ZM62 168H65V167H62ZM70 168H71V167H69V168H67V169H70ZM127 168H128V167H127ZM154 168H155V167H153V170H154ZM165 168H166V166H165ZM165 168H163V169H165ZM237 168H236L235 170H238ZM16 169H17V170H16ZM34 169H35V168H34ZM57 169L60 170V169L58 168V165H57ZM57 169H56V170H57ZM228 169H230V170H228ZM39 170H40V169H39ZM42 170H43V169H42ZM58 170H57L56 172L51 171V173L53 174V177H52V174H51V175H50L51 178H49V179H51V181H52V180H54L53 182L57 181L56 179H53V178H54V175H55V178L62 177L61 179L64 180V179H63V175L65 176V174H63V173H61V172H64L65 170L62 169L61 172H59ZM78 170H79V172L81 171V169H78ZM78 170L76 169L77 172H76V171H75V172L78 173ZM136 170H137V169H136ZM169 170H171V168H170ZM173 170H172V171H173ZM227 170H228V171H227ZM235 170H234V171H235ZM10 171H11L10 174H13V173H14V172H12V171H14V170H12V168H11ZM21 171H22V172H21ZM21 171H20V172H21V173H20L21 175H22V173H25V174H23V175H24L23 177H25V175H26V176L29 175V174H26V171H24V172H23V170H21ZM50 171H49V173H50ZM66 171H70V170H66ZM66 171H65L64 173H66ZM86 171H87V173H88V171H89V174H87ZM96 171L100 172L99 169H97V167H96ZM96 171H95V172H96ZM256 171H258L259 173H256ZM16 172H15L14 174H16ZM18 172H19V171H18ZM18 172H17V173H18ZM34 172H35V173H34ZM40 172H41V170H40ZM57 172H58V173H61V175H62V174H63V175H62V176L60 175V176L57 177V176H56V175L58 174ZM70 172H71V171H70ZM70 172L67 173V175H68V174L70 175ZM81 172H82V171H81ZM168 172H170V171H168ZM168 172H166L165 176L168 174ZM230 172H231V171H230ZM246 172H244V173H246ZM260 172H261L262 174H260ZM29 173H30V172H29ZM31 173H32V172H31ZM31 173H30V175H31ZM49 173H48V175H49ZM56 173H57V174H56ZM71 173H72V172H71ZM101 173H103V172H100V173H98V174H101ZM231 173H234V172H231ZM2 174H3V173H1V175H2ZM10 174H3V175H10ZM14 174H13V175H10V176H13V177H14ZM33 174H32V175H33ZM155 174H156L157 176H159V177H158V180H157V176H155ZM228 174H229V175H228ZM248 174H245V176H247ZM259 174H260V175H259ZM3 175H2L1 178L4 179L5 181H9V182H10V179L7 180V179H6V176H3ZM32 175H31V176H32ZM34 175H33V176H34ZM39 175H40L39 177H37V175H35V177L40 178V179H37V178H36V179H37L36 181H37V182H38V181L40 182V183H38V184L41 185V188H38L39 185L37 184L36 181H35L34 183H32V180L30 179V177H29V178L27 177L28 179H26V177H25L24 180H22V181H24L26 184L28 183L27 185H30V186H31V187L28 186V187L30 188V191H31V190L33 191V190H34V188H33V189H31V188H32L33 185H34L33 187H35V184H36V187L39 189V192H40V193H41L40 189L43 190L44 188H42V187H44L43 185L46 184L47 182H48L47 184H51V186H52V183H53V182L43 180V179H45V178H44V175L42 176L43 179L41 178L42 173H40ZM71 175H72V174H71ZM71 175H70V176H71ZM77 175H78V174H77ZM118 175H119V174H118ZM129 175H130V176H129ZM177 175L175 176V173L173 172V177H175V178L172 177V174H171V175L169 174V175L166 176V177H169V178H168L169 180H170V178H171V179L173 178V179H172V182H173V180H176V179H179V178H180V177H177ZM19 176H20V175H18V177H17L16 179H19V178H20ZM70 176H69V177L66 176V177H64V178H67V177H68V179L70 178V179H72V180H73L74 178H76V176L74 177V172H73V175L71 176V177H73V178H71ZM79 176H78V178H80ZM86 176H85V177H86ZM108 176H110V177H108ZM138 176H139V175H138ZM144 176H145V177L147 176V177H146V179H147L146 183H147V184L144 182V183H145V186H144V183H143V181L146 180L145 178H144V180H143V177H144ZM170 176H171V177H170ZM184 176H185V177H184ZM228 176H229V177H228ZM230 176H232V177H230ZM13 177H11V178H13ZM15 177H16V176H15ZM21 177H22V176H21ZM45 177H47V176H45ZM123 177H124V178H123ZM125 177H126V179H125ZM153 177H152V180L154 179ZM189 177H191V176H189ZM189 177H188L187 179H189ZM253 177H254V178H253ZM259 177L262 178V179L260 180ZM1 178H0V179H1ZM8 178H9V176H8ZM78 178H77V179H78ZM235 178H236V179H235ZM2 179H1V181H2ZM16 179L14 178V179H11V180H16ZM21 179H22V178H20V179L18 180L19 184H22V183H21ZM29 179H30V181H31V183H32L33 185L30 183V181H29V182L27 181V180H29ZM32 179H33V177H32ZM41 179H42V182H45V183H42V182L40 181ZM47 179H48V178H47ZM68 179H67V181L65 180L66 183H68V181H69ZM86 179H87V177H86ZM86 179H84L83 181H85ZM94 179H96V178H94ZM116 179H118L119 181H118V180H117V181L120 182V183L123 182V181L121 180L120 176H119V178H118V177L115 178V180H116ZM124 179H125V180H124ZM133 179H132V180H133ZM150 179H151V178H149V180H150ZM164 179H165V178H164ZM191 179H190V180H191ZM193 179H195L194 182H193ZM4 180H3V181H4ZM34 180H35V179H34ZM82 180L80 179V182H78V181H79V179H78L77 182L79 183V185H81L80 183L83 182ZM169 180H168V181H169ZM185 180H186V179H185ZM190 180H189V181H190ZM248 180H249L250 182H249ZM1 181H0V183H1ZM3 181H2V182H3ZM5 181H4V182H5ZM60 181H61V180H60ZM65 181H64V184H65ZM113 181H114V179H113ZM113 181H112V182H113ZM163 181L165 182V180H163ZM168 181H167V179H166V182H167V183H164L165 186H166V184H169V185H168L169 187H166L167 189L170 188V185H171V183H172V182H168ZM170 181H171V180H170ZM178 181L180 182V181H182V180H178ZM186 181H188V180H186ZM186 181H185V182H186ZM256 181H257L258 184H259V182H260L261 185H260V186L258 185L259 187L254 186V185L256 184V183H255ZM13 182L15 183V182H17V180H16V181H12V185L14 184ZM50 182H51V183H50ZM62 182H63V181H62ZM62 182H56V184H55V183H54V184L57 185V183H58V184L61 183V184L59 185V187H60L61 185H63ZM73 182L76 183V180H75V181L73 180ZM86 182H87V181H86ZM139 182H140V183L142 182V184L139 185ZM149 182H150V184H149L148 186L153 185V184H151V182H153V181H149ZM183 182H184V180H183ZM185 182H184V183H185ZM25 183L22 184V188H23L24 186H26V187H24V189L27 188V185H25ZM70 183H72V181H70ZM75 183H74V184L72 183L74 186H73V185H70V186H69V188H70L71 186H72V187H75V185H76V188H74V189L71 188V189L69 190V191H71V193H74V192L78 191V190H77V189H78L77 187H79V189H80V187H81V186H77L78 183H77V184H75ZM88 183H91V184H92V182H91L90 180H89ZM108 183H111V182H107V181H106V186L108 185ZM127 183H128V184H127ZM173 183H174V184H177L175 181H174ZM173 183H172V184H173ZM190 183H191V182H189V184H190ZM2 184H3V183H2ZM2 184H1V186H0L1 189H2ZM17 184H18V183H17ZM17 184H15V185H16L17 190H18V189L21 188V187H20L19 184H18L19 186H17ZM47 184H46V185H47ZM68 184H69V183H68ZM84 184H85V182H84ZM93 184H94V183H93ZM95 184H94V185H91V186H95ZM101 184L103 185V183H101ZM101 184H98V183H97L98 186H99V185L101 186ZM111 184H114V183H111ZM111 184H109V186H108L109 188H110V186H112ZM115 184H116V183H115ZM115 184H114L113 186H115ZM122 184H123V183H122ZM135 184H136V185H135ZM155 184H154V186H155ZM174 184H173V186H172V188H171V191L168 192V195H170V194L174 195L176 192H178L177 189H176L177 187L174 188ZM185 184H186V183H185ZM185 184H184V185H185ZM187 184H188V183H187ZM5 185H6V182H5ZM5 185L3 186V188H5ZM8 185H9V186L7 187V189L9 188V191H10V189H13V188H14V186H13V187L11 186V182L8 183ZM23 185H24V186H23ZM46 185H45V186H46ZM82 185H83V184H82ZM104 185H105V183H104ZM104 185L102 186V190H103V188L105 187ZM142 185H143V186H142ZM180 185H181V183H178V185H177L178 188L181 187ZM182 185H183V184H182ZM184 185H183V188H184ZM10 186H11L12 188H10ZM47 186H48V185H47ZM49 186H50V185H49ZM67 186H68V185H64V186H62V188H60V189H58V187H57V188H54L55 186H53V187H50V190L53 192L54 189L61 190V189H63V187H67ZM88 186L90 187V185H88ZM88 186H87V187H88ZM100 186L98 187V191H99ZM134 186H133V187H134ZM139 186H140V187H139ZM154 186H150V187H154ZM160 186H161V187H160ZM175 186H176V185H175ZM186 186H187V185H185V187H186ZM188 186H189V185H188ZM36 187H35V189H36ZM39 187H40V186H39ZM133 187H130V190H131V191H130V196L133 195V193H138V192L140 191V189H139V191L136 189L135 192H134V191H133L134 189H132ZM136 187H134V188H136ZM141 187H142V188H141ZM255 187H256V188H255ZM45 188H49V187H45ZM51 188H52V189L54 188V189L52 190ZM69 188H67V189H69ZM91 188H93V187H91ZM95 188H96V187H95ZM105 188L107 189V187H105ZM105 188H104V189H105ZM115 188H116V187H115ZM163 188H164V187H163ZM5 189H6V188H5ZM7 189H6V190H7ZM38 189H36L35 191L37 192ZM3 190H4V189H3ZM13 190H16V188H14ZM13 190H11V191H12L11 194H13ZM20 190H21V189H20ZM20 190L16 191L17 193L14 191V193H16L17 195L13 194L12 196H18V198H19L20 195H18V194H21V193H22L23 195H25V194L28 195V192H24L25 190H21V192H19ZM26 190H28V189H26ZM44 190H45V189H44ZM46 190H47V189H46ZM50 190H47V191H45V192H42V194L44 193L45 195H49L50 193L48 194L47 192H48V191L50 192ZM96 190H97V189H95V192H96ZM175 190H176V192H175ZM28 191H29V190H28ZM30 191H29V193H31L32 196H30V195H29V196L25 195V196H24L25 198H23V199H25V201H24V202L21 201L22 203H25L27 200L31 199L33 196H34L33 198H35V199H34L35 201L37 200V202H39V203H40V202H43L42 200H44V198H43V199L40 198V199H42V200L39 199V201H38V199H36V197H41V196L43 197L44 195H40V196H39V195H38L39 192H38V193L36 194V195H37V196H36V195H35V191H34V192H32V191L30 192ZM54 191H55V190H54ZM56 191H57V190H56ZM56 191H55V192H56ZM106 191H108V190H103L102 192L106 194V193H107ZM132 191H133V192H132ZM144 191H143V192H144ZM172 191H174L175 193L172 192ZM185 191H186V190H185ZM185 191H184V194H185ZM2 192H3V191H0V194H1ZM4 192H6V191L4 190ZM7 192H8V190H7ZM7 192H6V194H7ZM18 192H19V193H18ZM90 192H93V189H92V191H89V192H88L89 195L92 194V193L90 194ZM95 192H94V194L97 193V192H96V193H95ZM110 192H112V191L109 190V192L106 194L108 197H109V195L111 194ZM148 192H149V193L152 192V189H150V191H148ZM154 192H155V191H154ZM32 193H34V195H33ZM58 193H60V195H59ZM58 193H57V192L55 193V194L57 195L56 197L62 195L61 192H58ZM103 193H101V194L103 195ZM152 193H153V192H152ZM169 193H170V194H169ZM4 194H5V193H4ZM11 194L8 193L7 195H8V196H11ZM51 194H52V193H51ZM51 194H50V195H51ZM53 194H54V192H53ZM53 194H52V195H53ZM94 194H92V195H94ZM101 194H99V192H98V194H97V197H99V198L101 199V200H99V203H100V201L103 200V201L101 202V204H99V207H98V206H95L96 204H98V203H97L98 198H96V195H94L93 197H92V195H91V197H92V200H91V201H92V202L96 201L95 203H92L91 201L88 202V203H90L89 205H91V204L94 205V206L91 205L92 208H93V207H96V208L98 207V208H100V207H102V206H104V205L107 204L106 200H108V199H106V198H108V197H105L106 195H105V196H102ZM138 194H140L141 197H139V195H138V197H137L138 199L136 198L137 200H136V199H134V200L138 201L139 198H140V200H139V202H138V203H139L138 205H140V204H145V203H146V202H145V200H146V196H147V199H148V196H149V195H147L148 193L146 194V196H144L145 194L142 195V192H141V193H138ZM153 194H155V193H153ZM153 194H152V195H153ZM159 194H160V195H163V197L160 198L161 196H159ZM165 194H166V193H165ZM2 195H3V194H2ZM2 195H1V196H2ZM52 195H51L50 197H52ZM63 195H64V194H63ZM63 195H62V196H63ZM100 195H101L102 197H101ZM136 195H137V194H135V195L132 196V197L134 198V197H136ZM166 195H167V194H166ZM181 195H182V196H181ZM12 196H11V197H12ZM26 196H27V198L29 197V199L26 200ZM35 196H36V197H35ZM114 196L116 197L117 195H114ZM155 196H156V194H155ZM3 197H4V198H2V199L0 198V200H1L2 202H3V200H4V202H5V197L7 198V196L4 195ZM11 197H10V200H12V199H16V197H15V198H13V197L11 198ZM22 197H23V196H22ZM22 197L20 198V200H22ZM30 197H31V198H30ZM45 197H46V196H45ZM50 197H48V199H49ZM56 197H52V198H54V201L56 200ZM87 197H88V196H87ZM91 197L89 196V199H91ZM94 197H95L97 200H96ZM104 197H105V198H104ZM127 197L130 198L129 196H127ZM132 197H131V198H132ZM142 197H145V198H142ZM150 197H151V196H149V198H150ZM165 197H167V196H165ZM168 197H169V196H168ZM170 197H169V199H171ZM33 198H32L31 201H29V202H30L29 204H31V202L33 203V205L31 204L33 209H31V207L27 206V205H29L27 202H26L27 205H25L26 203H25L24 205H25V209L28 207V208L31 209L32 211L34 210L33 212L35 213L36 210H37L38 208L36 207V210L34 209V208H35L34 205H36V204H35V201H33ZM46 198H47V197H46ZM46 198H45V199H46ZM52 198H51L48 202H47V201H44V202L48 203L49 207H50V204H51V203H49V202H52V201H53ZM59 198H60L59 200H62L64 197H63V198H62V197H59ZM102 198H104V199H102ZM109 198H110V197H109ZM183 198H184V196L181 198V199L184 201ZM7 199H8V198H7ZM57 199H58V198H57ZM93 199H94V200H93ZM142 199H144V200H142ZM156 199H157V198H156ZM10 200H7V201H10ZM59 200L56 201V202H59ZM126 200H127V199H126ZM134 200H133V201H134ZM17 201H18V200H17ZM17 201H14V200H13V202H17ZM64 201H65V200H64ZM88 201H89V200H88ZM128 201H129V202H126V201H125V203H124L123 205H121L122 207H121V206H118L119 204H116V205H117V206H116V210H117V208L119 209V208L121 207V210L123 209L122 212H125V211H124V210H126L125 208H127V209H128L127 211H129V208L131 207V211H132V209H133V208H132L133 204H131L132 206H129V205H130V200L128 199ZM131 201H132V200H131ZM143 201H144V203H143ZM146 201H147V200H146ZM150 201H151V199H149V201H148L147 203H149ZM164 201H165V199H164ZM166 201L169 203L168 198L166 199ZM170 201H171V200H170ZM2 202H0V204H1ZM18 202H19V204H20V201H18ZM44 202H43V203H44ZM56 202H55V204L57 205ZM61 202L63 203V201H61ZM134 202H135V201H134ZM171 202H172V201H171ZM171 202H170V203H171ZM6 203H10V202H6ZM6 203H3L2 205H0L1 207H2L4 204H5V206H7V205H8V207L10 206V208L7 207L6 211L4 210L5 213H6L7 210H9V209L12 210V208H11L12 206L9 205V204H6ZM11 203H12V202H11ZM22 203H21L20 205L23 206ZM43 203H40V204H42V206L39 207L40 209H41V207H43V206L46 204V203H44V205H43ZM59 203H60V202H59ZM62 203H60V204H62ZM126 203H127V204H126ZM128 203H129V204H128ZM135 203H136V202H135ZM155 203H156V204H155ZM165 203H166V202H164L163 204H165ZM182 203H183V202H182ZM13 204H14V203H13ZM13 204H12V205H13ZM19 204H14V205H16V207H17V205H18V207H19ZM40 204H39V205H40ZM52 204H53V203H52ZM113 204H114V203H113ZM113 204L111 205V207H113ZM150 204H149V205H150ZM166 204H167V203H166ZM172 204H171V206H173ZM175 204H174V206H175ZM14 205H13V206H14ZM37 205H38V204H37ZM39 205H38V206H39ZM145 205H146V204H145ZM145 205H143V206H138V207L134 208L135 211H136V209H137V214L140 213V212H138V210L140 209L139 207H141V208L144 207V208H145ZM147 205H148V204H147ZM22 206H21V207H22ZM57 206H58V205H57ZM127 206H129V207H127ZM136 206H137V203H136ZM162 206H161V209H162ZM167 206H168V204H167ZM191 206H192V207H191ZM198 206L201 207V209H199ZM16 207L14 206L13 209H15ZM21 207H19L20 209H19V208H16V209H17L18 211L20 210L19 212H21V213L24 211L23 214H26V215H24L25 217H26V216H27V217H31V218L34 217L35 222L37 221V220L35 219V218L37 217V215L33 214V212H32L31 210H27V213H29L28 211H31V214L29 213V215H28V214L25 212V210H23ZM46 207H48V206L45 205V209H44V210L50 209V208H47V209H46ZM51 207H53V208L56 210V208H55L53 205H51ZM65 207H66V206H65ZM123 207H124V208H123ZM158 207H159V206H158ZM194 207H195L196 209H195ZM23 208H24V206H23ZM28 208H27V209H28ZM43 208H44V207H43ZM43 208H42V209H43ZM53 208H52V209H53ZM81 208H82V207H81ZM83 208H85V206H83ZM138 208H139V209H138ZM144 208H142V209L146 211L147 209H144ZM184 208H185V209H184ZM192 208H193V209H192ZM0 209H1V208H0ZM21 209H22L23 211H22ZM42 209H41V210H42ZM54 209H53V212H54ZM179 209H181V210H179ZM197 209H199V210H198L199 213L196 211ZM11 210H9V211H11ZM41 210H40V211H41ZM50 210H51V209H50ZM96 210H98V209H95V210H93V211H95L96 214H97V211H96ZM116 210L114 209L115 212H116ZM121 210H120L119 212H121ZM140 210H141V209H140ZM143 210H141V211H142L141 213H143ZM162 210H163V209H162ZM194 210H195L196 213L194 212ZM13 211H15V210H13ZM38 211H39V210H37V212H38ZM127 211H126V212H127ZM131 211H129V212H131ZM145 211H144V213H146ZM157 211H158V209H157ZM1 212H3V211H1ZM11 212H12V211H11ZM19 212H18V213H17V212L15 213V215H17V217H18V214H21V213H19ZM50 212H51V211H50ZM79 212H80V211H77L75 214H78ZM119 212H118V213H119ZM122 212H121V214H122ZM129 212H128V213H129ZM133 212H134V211L131 212L133 215H132L131 213H129V214L131 215L130 217H134L135 213H133ZM166 212H167V213H166ZM3 213H4V212H3ZM41 213H42V212H41ZM43 213H45V211H44ZM43 213H42V214H43ZM47 213H49V211H46V214H45V215L43 214L41 217L43 218V217L46 216V215L48 216V215H50V214H52V215L54 214V213H52V212L49 213V214H47ZM92 213H93V212H92ZM98 213H99V211H98ZM141 213H140V214H141ZM144 213H143V214H144ZM160 213H161V214H160ZM0 214H1V213H0ZM7 214L10 215L9 212H8ZM12 214H13V213H11V216H10V217H12ZM36 214H37V213H36ZM79 214H81V213H79ZM79 214H78V216H79ZM126 214H127V213H126ZM126 214H125V215L122 214V215H124V216L121 215L122 218L127 217ZM140 214H139V215H140ZM13 215H14V214H13ZM31 215H32V216H31ZM40 215H41V214L38 212V216H40ZM55 215H56V214H55ZM55 215H53V216L56 217ZM87 215H88V214H87ZM89 215H91V214H89ZM97 215H98V214H97ZM197 215H196V216H197ZM2 216H5V217H6V214H5V215L3 214ZM2 216L0 217V221H2V225H0V231H1V230H2V231H3V230H6V229L3 228V227L6 228V226H4V224H3V223H5L4 221H6V220L4 219L5 217H2ZM47 216H46V217H47ZM53 216L50 215L51 219H50V217L48 218L49 220H51V222L54 221V220H53ZM61 216H62V214H61ZM63 216H64V215H63ZM67 216H68V215H67ZM78 216H77V218H78ZM85 216H86V215H85ZM85 216H84V218H85ZM201 216H200V218H201ZM17 217H16V216L13 217V218L16 219V223H17V221H18V220H17ZM41 217H37V219H38L37 222H39V220H40V222H42V221H41ZM46 217H45V218H46ZM87 217H88V216H86L85 221H87V220H86ZM135 217H137V216L135 215ZM2 218H3V220H2ZM7 218H9V216H7ZM19 218H21V219H19L18 222H20L21 225L24 226L23 228H24V231L27 230L26 232H28V229H32V228H33L32 226H34V229L37 230V229H39L38 227H41V226H39V225H42V229L37 230V231H38V235H41V236H39V237H42V234H43L42 232L44 231L45 227L48 228V225L46 226V224H45V227H44L43 224H44V222L48 224L49 221L47 222V221H44V220H43V221H44V222H42L43 224H41V223L39 222V225H37V224H35V222H33V221H34L33 219H32L33 221H31V219H30V222H28V220H27L28 223H24V224H25V225H24L23 222H25L26 219H25V218H22L21 216H20ZM45 218H44V219H45ZM67 218H68V217H67ZM67 218H66V217H64V218L62 217V219H66V221H64V220H62V221H63L64 223H65V222L67 223V222L69 221L68 224H70V226H68V227L70 228L71 225H72L70 222H72V221H70L69 218H71V220H75V218H74V215H72L71 217H69V218H68L69 220H68ZM72 218H73V219H72ZM120 218H121V217H120ZM15 219H13V220H15ZM24 219H25V220H24ZM48 219H47V220H48ZM54 219H55V218H54ZM59 219H60V221H61V217H60V218L57 217V218H56V221L59 220ZM92 219L94 220V219H96V218H92ZM92 219H91V221L89 220V222H91V224H92V222H93V225H94V222H95V221H93ZM129 219H128V217L126 218V220H129ZM132 219H133V218H132ZM143 219H144V220H143ZM192 219H193V220H192ZM196 219H197V218H196ZM9 220L12 221V223H14L13 220H12V218L8 219V221H9ZM52 220H53V221H52ZM77 220H78V219H76L75 222H74V221L72 222L73 225L78 226V224L80 223L81 225H80V224H79V225L82 226L84 222H83V223H81V222L84 221V220H80V219H79V220H78L79 222H77ZM96 220H97V219H96ZM126 220H125L124 222H122V220H120V221H121V223H125ZM130 220H129V221H130ZM8 221H7V222H8ZM60 221H59V223H61ZM80 221H81V222H80ZM199 221H200V219L198 220L197 223H199ZM37 222H36V223H37ZM54 222H55V221H54ZM57 222H58V221H57ZM87 222H88V221H87ZM187 222H188V221H187ZM189 222H188V223H189ZM12 223L10 222V223H8V224H7V223H5V224L8 225V226L11 224V225H10V226H11V230H12V231L15 233V235H16V232H17L18 230H20V229H23V228H20V227H19V224H20V223H17V225H16V223H15L14 225L19 227V228H18V227H15V228L18 229V230L15 231V230L12 229V228H14V226H12ZM29 223H31V224L34 223V225H33V224L31 225V224H29ZM59 223H58V224L56 223L57 226L60 227V228H62V227H63V223H61V224H62V227H61V225H60ZM66 223H65V224H66ZM76 223H77V225H76ZM128 223H129V222H128ZM140 223H141L142 225H141ZM144 223L146 224L145 227H143V224H144ZM194 223H195V225H197L196 222H194ZM200 223H201V221H200ZM0 224H1V222H0ZM50 224H51V223H49V226H50ZM65 224H64V225H65ZM169 224L172 225L173 228H170V229L168 230L167 228L170 227ZM21 225H20V226H21ZM26 225H29L27 229H25V227H27ZM59 225H60V226H59ZM124 225H125V224H123L122 227H123ZM128 225H130V224H128ZM128 225H127V223H126V226H128ZM137 225H138V224H137ZM139 225H138V226H139ZM198 225H201V224H198ZM1 226H3V227H2L3 229H1ZM8 226H7V228H8L7 230L10 229ZM30 226H31L32 228H30ZM36 226H37V227H36ZM80 226H78V228H77V227L75 228V227H73V226H72V227L75 228V230L77 229V231H78V230L81 228ZM126 226H125V228H126ZM66 227H67V225L65 226V228H66ZM72 227H71V228H72ZM91 227H92V226H91ZM122 227H121V228H122ZM147 227H149L150 229H149V228H148L149 230L146 229ZM166 227H167V228H166ZM15 228H14V229H15ZM65 228L63 227L62 230H64ZM73 228H72V230H71V234L74 235V233H76L75 235H77V236L83 234V233H82V232H83L82 229L79 230V231H81V234H79L80 232L77 234V232H75V230H74V232H73ZM125 228H124V229H125ZM144 228H145V233L143 232V231H144V230H143ZM180 228H181V227H180ZM119 229H120V228H119ZM136 229H138V230H136ZM166 229H167V232H165L164 234L161 233V230H163V232H164ZM35 230H34V231H35ZM40 230H42V231H40ZM45 230H46V229H45ZM65 230H69V229H65ZM65 230H64V231H65ZM125 230H126V229H125ZM125 230H124V232H125ZM135 230H136V231H139V233L136 234V235H134V234H135V233H134ZM146 230H147V231H146ZM181 230H182V229H181ZM194 230H195V231H194ZM20 231H21V230H20ZM37 231H35V232H37ZM119 231H122V230L120 229ZM158 231H159V232H158ZM8 232H9V231H7V233H8ZM13 232L10 231V233H9L8 235H10V234L13 233ZM26 232H25V233H26ZM35 232H33L34 235L36 234ZM69 232H70V230H69L68 232L65 231L64 234H63V231H62V232L60 231V233H62L61 235H60V233H57V232H54V233L59 234L58 236L60 237V236H62V235H65V233H69ZM142 232H143V233H142ZM181 232H182V234H181ZM189 232H191V233H189ZM245 232H246V234H244ZM247 232H250L249 235H251V238H252V235H254V236H257V237L259 238V240H258V238H252V239H250V240H251V244H249V241H247V242L245 241L246 243H243L244 241H242V243H241V241H240V243L238 242V244H237L236 241H239V240H245L246 237H247V238H250L249 235L247 236ZM4 233H5V235L7 234L6 231H5V232L3 231L1 234H3V236H4ZM17 233H19L21 237H22V235H26V236H28L30 233L32 234L31 230H29V232H28L29 234H27V233L25 234L23 231H22L21 233H20V232H17ZM22 233H24V234H22ZM52 233H53V232H52ZM52 233L50 234L51 236H52ZM54 233H53V234H54ZM84 233H85V234H84L85 236H84V237H81V238L84 239V241H85V239L87 240V238H85V237H86V235H87L88 232L85 231ZM31 234H30L29 236H31L32 238L35 237V238H34V240H35L37 237H36V236L33 237ZM56 234H54V235H56ZM69 234H70V233H69ZM91 234H92V233H91ZM91 234H90V235H91ZM187 234H185L184 236H185V237H186V236L188 237ZM240 234H241V235L244 234V235H243V238H242V236H241V238H240V236H238V235H240ZM11 235H12L13 237L15 236V235H13V234H11ZM11 235H10V237H8L7 235H6V238L3 237V238H5V239L1 238V239H3V241L6 240V239H8V240H6V241H7L6 244L9 243L8 246H9V249H10V250L6 248L4 251L2 250L3 252L0 251L1 254L3 253L2 256L0 255V256L2 257V260H4V259H3L4 257H6V260H8V261H6V260H5V261H6V262H9V263H10V261L12 262L13 260H10V261H9V259H10L11 257H9L8 255H10V254H11L12 256L14 255V253H10V251L12 250V249H11L12 247L10 246V245H11L10 243L13 242V237H12ZM50 235H48V236H50ZM73 235H70V236H72V237H71V238H72L71 241L74 240V239H77V238H78V237L75 236L74 239H73ZM88 235H89V233H88ZM90 235H89V236H90ZM118 235H119V234H118ZM118 235H117V236H118ZM17 236H18V234H17ZM29 236H28V239H29ZM67 236H68V234H67ZM89 236H88V237H89ZM92 236H93V235H91L90 237H92ZM117 236H116V238H115V239H117V240L115 241V239H114V241H115L116 244H117V241L121 238V237H119V236H118L119 238H117ZM123 236H122V237H123ZM147 236H149L150 239H147V238H148ZM193 236H190L188 239L192 241V239H190V238L193 237ZM197 236H198V237H197ZM203 236H204V238H205V237H206V238H209V240H206V241H205V242H207V241H209V242H207L206 244L203 242V243H204V246H205V249H203L202 243L198 241V240H200V239H201V241H204L206 238H205V239H202L201 237H203ZM234 236H238L240 239L237 237L238 240H235L236 237H234ZM245 236H246V237H245ZM254 236H253V237H254ZM7 237H8V238H7ZM21 237H16V238L19 240V238H21ZM24 237H25V236H24ZM24 237H22V238L24 239ZM54 237L56 238L57 235L54 236ZM62 237H64V236H62ZM62 237L60 238V240L62 239ZM90 237H89V239L92 240V238H90ZM124 237H123V239H125ZM162 237H163V236H162ZM167 237H166V238H167ZM199 237H200V239H198ZM233 237H234V240L232 239L233 241L230 242L231 240H229V239H230V238H233ZM16 238H14V242H15V243H13V244H17L16 241H15ZM22 238H21V239H22ZM26 238H27V237H26ZM43 238H45V237L43 236ZM43 238H42V240H41V238H38V239H40L41 241L37 239L36 242L34 241L35 244H36V243H39L40 246L43 245V244H41V243H43L42 241H44ZM46 238H47V237H46ZM48 238L51 239L52 237H48ZM55 238H54V239H55ZM69 238H70V237H68V239H69ZM81 238L79 237V240H80V241H82ZM100 238H102V239H101L102 241L104 240L103 237H100ZM153 238H154V237H153ZM153 238H152V239H153ZM160 238H161V236H160ZM163 238H164V237H163ZM166 238H165V240H166ZM21 239L19 240V242L17 241V242L20 244V246H21V243L23 242V240H21ZM28 239H26V240H28ZM57 239H58V237H57ZM64 239H65V237L63 238V244H64V245H66L65 242H66V243H69L70 240H69V241H68V240L65 241ZM66 239H67V237H66ZM89 239L87 240V243H88L89 241H91V240H89ZM94 239H96V237L94 238V236H93V241H97V242H98V244H97V242H96L95 246H98V245L100 244L99 241H98V240H94ZM98 239H99V238H98ZM108 239H109V238H108ZM126 239H125V240H126ZM155 239L157 240V238H155ZM161 239H162V238H161ZM161 239H158V241H160ZM184 239H186V238H184ZM210 239H211V240H210ZM254 239H255V240H258V241L255 242ZM11 240H12V241H11ZM26 240H25V241H26ZM46 240H47V239H46ZM52 240H53V238L51 239V241H52ZM101 240H100V241H101ZM111 240H112V238H111ZM111 240H110V243L107 244V245H108V248H107V245L104 246V247H105L104 249L107 248V251H108V249H110L109 247H111V246H110V244H111ZM125 240H122V238L120 239V241H125ZM169 240H168V241H169ZM189 240L186 239L185 241H186V242H189ZM228 240H229V241H228ZM246 240H247V239H246ZM248 240H249V239H248ZM252 240H254L255 244H256V243L260 244L259 247H258V245H255L254 243L252 244V242H253ZM20 241H21V242H20ZM37 241H39V242H37ZM47 241H48V240H47ZM51 241H50V242H51ZM67 241H68V242H67ZM77 241H78V240H76V243H77ZM80 241H79V242H80ZM105 241H106V243L108 242V240H105ZM120 241H119V242H120ZM163 241H164V240H162V242H163ZM166 241H167V240H166ZM185 241H184V242H185ZM191 241H190V242H191ZM195 241L199 242V244L197 245V243H196ZM227 241L230 242V243H232V244H230L231 246H230L229 244H227ZM1 242H2V240H1ZM4 242H5V241H4ZM26 242H27V241H26ZM34 242H33V243H34ZM54 242H55V241H54ZM58 242H59V239H58ZM60 242H61V241H60ZM144 242L147 243V245L144 244ZM155 242H156V241H155ZM173 242H172V243H173ZM233 242L236 243L235 246H233V244H235V243H233ZM27 243H28V242H27ZM82 243H83V244H87L86 242H83V241H82ZM103 243H104V241H103ZM103 243H101V244H102V245H105V243H104V244H103ZM122 243H124V242H122ZM122 243H121V244H122ZM182 243H183V244H182ZM191 243H193V242H191ZM191 243H190L189 247L191 246ZM6 244H5V245H6ZM28 244H29V245L32 244L31 239H30V241H29ZM35 244H34V246H36L35 248L33 247V245H32L33 248H32L31 246H30L29 248L27 247L28 249H31L30 252H27L28 249H26L25 247H26V246H29V245H25V242H24L23 246L25 245L24 249L27 250V251H25V250L23 251V248H22V250L19 251V249H21L20 246H19V248H18V246L16 247V245H12L13 248H14V250H12V252H14V251L22 252V251H23V253H26V252H27L26 255L29 256V254H30V256H31V252L33 253V252L35 251L34 249H37V248L40 247V246L37 247V245H35ZM44 244H45V243H44ZM60 244H61V243H60ZM60 244H59V245H60ZM63 244H62V245H63ZM77 244H78V243H77ZM112 244L114 245V242H113ZM118 244H119V243H118ZM184 244H185L186 246H185ZM240 244H242V246H241L242 248H243V246H244L245 244H247V246L245 245V247H244L245 249H244V248L242 249L241 247H240L241 249H240V248H237V247H239ZM243 244H244V245H243ZM248 244H249V245H248ZM17 245H18V244H17ZM64 245H63V246H64ZM122 245H123V244H122ZM125 245H126V243H125ZM250 245H252L253 247H251ZM0 246H4V244H2V245L0 244ZM8 246H6V247H8ZM23 246H22V247H23ZM85 246H86V245H85ZM87 246H89V244H88ZM115 246H116V245H115ZM118 246L120 247L121 245H118ZM173 246H175V247H173ZM181 246H180V247H181ZM236 246H237V247H236ZM248 246L251 247V248H247ZM10 247H11V248H10ZM61 247H62V246H61ZM112 247L114 248V246H112ZM122 247H123V246H122ZM124 247H125V246H124ZM134 247H135V250H136V251L134 250ZM177 247H179V246H177ZM189 247H188V248H189ZM0 248H1V247H0ZM4 248H5V247H4ZM17 248H18V250H15V249H17ZM55 248L58 249L59 246L55 245ZM55 248H54V249H55ZM137 248H138V247H137ZM161 248H162V249H161ZM190 248H192V247H190ZM2 249H3V248H2ZM32 249H33L34 251H32ZM54 249L52 248V250H54ZM59 249H60V248H59ZM59 249H58V250H59ZM114 249H115V248H114ZM178 249H179V250H178ZM193 249H194V248H193ZM239 249H240V250H239ZM8 250H9V252H8ZM58 250H56V251L58 252ZM83 250H84V247H83ZM99 250H101V251H100L101 253L103 252V253L105 254V258L111 257V258H112L113 260H115L116 262L110 263V261L112 260L111 258H110L111 260H110V259H109V260L107 259V260H108L107 262H105V261L102 262V260H104L105 258L101 260V259H99V257H97V256H99L98 254L100 253V252H99V253L97 252V251H99ZM112 250H113V249H112ZM112 250H110V253L113 254V252H111ZM118 250H117V248H116L115 251H118ZM157 250L160 252V254L156 253V252H158ZM5 251H6L7 254H8V253H9V254L7 255V254L5 253ZM56 251H54V252L57 253ZM87 251H88V250H87ZM138 251H140V252H138ZM144 251L147 252V253H145ZM148 251H151L150 253H155L156 256H154V255L152 254L154 257H157V256L161 255V253H162V255H161L162 258L159 257V258H160L159 260H158V258H155V261L158 260V262L156 261L157 263H154V262H155V261H153V260H154V257H153V259H151L150 257H152V256H151V255L149 256V252H148ZM166 251H167L168 253L171 254V257H170V258H169V255H168V257H166L167 254H168V253H166ZM37 252H38L39 255H40L41 252H39V251H37ZM54 252L52 253V252L50 251L49 253H50V254L52 253L51 255H56ZM121 252H122V253H121ZM240 252H241L242 255L245 254L247 257H246L245 255L242 256V255L240 254ZM15 253L17 254V252H15ZM28 253H29V254H28ZM38 253H34V254H32L33 257H34L35 259H33L32 256H31V258H30V257H26V258H27V259H26L27 261H26L25 264H28V258H29V261H30V262L32 261L31 259H33V261L31 262V264H32L33 262L35 263L36 260H37L36 257L38 256ZM45 253H46V252H44V254H45ZM84 253H85V250H84ZM110 253H109V254H110ZM192 253H193V252H192ZM200 253H201V252H199V254H196V255H200ZM5 254H6V256H4ZM20 254H21V253H19V255H20ZM35 254H37V256H34ZM47 254H48V253H47ZM47 254H45V255L47 256ZM115 254H117V253H115ZM115 254H114V255H115ZM193 254H194V253H193ZM201 254H202V253H201ZM19 255H14V257L17 256V257L21 260L22 255H20L21 257H19ZM24 255H25V254H23V256H24ZM26 255H25V256H26ZM101 255H102V257L104 256L103 254H100V256H101ZM106 255H108V256L106 257ZM177 255H179V256H180L179 258H181V259H177V258H178ZM237 255H238V256H237ZM3 256H4V257H3ZM25 256H24V257H25ZM40 256H42V255H40ZM40 256H38V257H40ZM46 256H45V257H46ZM49 256H50V255H48V258H49ZM56 256H58V253H57ZM56 256H54V257L51 256V258H52L53 261L51 260L50 264H56V263H57V260H56L57 257H56ZM164 256H165V257H164ZM174 256H175V257H174ZM192 256H193L194 259L192 258ZM236 256H237L238 258H239V256H241V258H242V257H243V258L245 257L246 260H247V258H248V260L245 262V259L242 258V259L240 260V258H239V261H237L238 259L236 258ZM7 257H9V258L7 259ZM24 257H23V258H24ZM42 257H43V256H42ZM42 257H41V258H42ZM102 257H101V258H102ZM124 257H125V258H124ZM176 257H177V258H176ZM198 257H200V259H198ZM41 258H40V259H41ZM46 258H47V257H46ZM53 258H54V259H53ZM95 258H98L100 261H99L98 259H95ZM119 258H120V257H119ZM123 258H124V259H123ZM234 258H236V259H234ZM0 259H1V258H0ZM11 259H13V258H11ZM15 259H16V260H19V259H17L16 257L14 258V260H15ZM94 259H95L96 261H95ZM192 259L195 260V261H193ZM196 259H197V260H196ZM2 260H1V261H2ZM16 260H15V264H16V262H17ZM20 260H19V261H20ZM24 260H25V258H24ZM24 260L22 259L21 261H24ZM43 260H45L44 257H43ZM47 260H48V259H47ZM49 260H50V259H49ZM86 260H87V261H86L87 263L90 262V260H89V262H88V259H86ZM105 260H106V259H105ZM113 260H112V261H113ZM19 261H18L19 264H24V262H25V261H24L23 263H22V262L20 263ZM41 261H42V260H41ZM41 261H37V263L40 264L39 262H41ZM80 261H81V260H80ZM83 261H84V260H83ZM83 261H81V262H83ZM192 261H193V262H192ZM223 261H222V262H223ZM6 262H3V264H6ZM13 262H14V261H13ZM46 262H47V261H46ZM225 262H224V263H225ZM1 263H2V262H1ZM87 263H86V264H87ZM226 263H227V262H226ZM10 264H11V263H10ZM13 264H14V263H13ZM29 264H30V263H29ZM41 264H42V263H41ZM47 264H49V261L47 262ZM73 264H74V263H73ZM75 264H77V262H75ZM78 264H79V261H78ZM80 264H81V263H80ZM83 264H85V263H83ZM89 264H91V262H90ZM96 264H98V263H96ZM107 264H108V263H107ZM221 264H223V263H221ZM240 264H241V263H240Z\"/></svg>",
  "mask_w": 264,
  "mask_h": 264
}]
</instances>
